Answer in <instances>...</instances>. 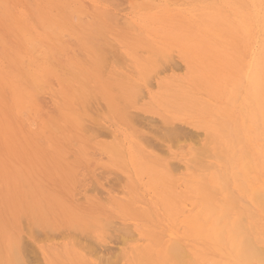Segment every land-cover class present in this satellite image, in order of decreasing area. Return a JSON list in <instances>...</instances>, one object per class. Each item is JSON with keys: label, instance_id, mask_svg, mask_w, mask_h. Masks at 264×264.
Returning <instances> with one entry per match:
<instances>
[{"label": "rangeland", "instance_id": "374dc122", "mask_svg": "<svg viewBox=\"0 0 264 264\" xmlns=\"http://www.w3.org/2000/svg\"><path fill=\"white\" fill-rule=\"evenodd\" d=\"M18 1V2H17ZM15 3H17V4H13L14 3V0L13 1H10V2H8V0L6 1V0H4V2H8L7 4L6 3H4V2H2V1H0V2H2L3 4H6V6L9 4V3H11V4H9L8 5V7L10 6V8H12V9H16V10H12V9H10V10H12L11 11V16H10V14L9 15H6V17L5 16H2L4 13H6V14H8V13H10V11H7L8 9V7L7 8H5L6 6L4 5V7H2L1 6V3H0V8H2V10L5 8V10H3L1 13H0V15H1V17H0V21L1 22H3V23H1L0 22V42L2 43L3 42V45L2 44H0V47H2V48H0V50L2 51H0L1 53H0V60L2 61V63L0 62V73L2 74V75H0V78H1V76H2V78H1V80H0V99L2 100V101H4L3 103H1L0 102V113H2L3 114V118H2V114H0V118H1V120H0V264H9V263H11V262H13V261H11L10 262V260H9V262H8V260L7 259H11V258H9V255H10V253H14V252H17L18 250H16L18 247H19V249H20V245H22L23 247H24V245H26V244H18L19 242L20 243H22L23 241V243H25L26 241V243L28 244V247H24L23 249H28V250H32V251H28L27 250V252L26 253H23L24 251H26V250H22V246H21V249H20V254H21V256H22V259H23V261H24V264H40V262L39 263H37V261H38V259H41V263L42 264H81V262H82V264H99V262H102L103 261V259H104V261L102 262V263H100V264H108V263H110V261H111V263L110 264H114L115 262L116 263H118L119 264V262H117V261H119L120 259H122V260H120V264H139V262L140 261H138V259L137 258H139V260H141V261H143L142 262V264H150L151 262H150V260L151 261H154V262H158V264H173L172 262H173V260H171L173 257H174V259H175V256H174V253H173V249L171 250V252L173 253V255L170 253V251H169V253H170V255H168L167 254V251L166 250H170V248H167V247H170V246H172V245H169V242H171L170 240L171 239H174L176 236L177 237H179V240L180 241H178V242H180L179 244H180V249L181 250H183V251H185V249L187 250V252L185 251V256H186V262H188V263H186V264H190V260H188V259H190V258H192V259H194V260H198V257L200 258V260H198L197 262L199 263V264H209L208 263V261L210 262V264H211V260H213V258L211 259L210 258V256L211 257H214V258H216L217 260H218V262L219 263H226V261L227 260H225V257H227V256H225V257H221V256H224V254L226 255V252L223 254V252L224 251H227V250H229L231 247H229V245L233 242V240L230 238V234H226L227 233V231H226V229H224V233H225V235H224V242L222 241L221 243L219 242V240L218 241H216V238L214 237V234H213V229H215V230H218L219 228H217L218 226V224H219V226H220V228H222L221 226L224 224L225 226L224 227H226L227 226V228L228 229H232L233 231L236 229V228H238V224H236V225H234L235 223V220L237 219V221L238 222H240L241 223V221L242 220H245L246 219V222L245 221H243L242 223L244 224L243 226H245V231L244 230H241V229H238V231H240L241 230V232L239 233L240 235H241V233L242 232H244L247 236V238L248 239H250L251 240V238H252V240H253V242L257 245V246H260V247H262V248H264V204L262 203V206H261V204L259 205V203H260V201L258 200V199H256V198H253L252 196H251V194L252 193H254L255 191L257 192L258 190H262V188L264 187V163H263V160H264V124H263V122H262V115H261V113H258V108H257V105H256V103H254L253 101H251L252 99L250 98V96L247 94V90H246V83H245V79L243 78V77H241V75H243L242 74V72H240L241 71V69H242V65H243V67L244 66H247V64H249L250 62L252 63L254 60H256V59H258V61H259V65H260V67L263 69V71H262V69H260L261 71V74L262 75H264V55H263V53H262V50L264 49V1L263 0H258V2L256 3V6H255V4H254V2L256 1V0H252V1H250V0H241L242 2H243V4H242V2L241 1H239V0H222V2H221V0H203V1H201V0H166L165 2H164V0H150L151 2L150 3H153V4H145V6L146 5H148V6H144V8H143V4L141 5V6H139L138 5V8H136V5H137V3L136 4H134L135 5V7H133L131 4L134 2L135 3V1L136 2H142V1H149V0H134V1H129V0H127V1H125L124 0V2L123 3H121V1L119 2V0H118V2H116L117 0H113V2L112 1H108V0H106V2H105V0H84L83 2L84 3H88V4H90V6H91V9L89 10V8H85L84 7V9L85 10H83L82 8H83V2L81 3V2H79V5L80 4H82V7H81V9H80V7H79V5H78V3H77V5L75 4V3H73V6H71L72 5V2H77L76 0H73V1H64L63 0V3L62 2H58V1H62V0H56L59 4H52L51 2H55V1H51V0H49V3L51 4V9H49L50 8V6H48V5H50L49 3H48V5H46L47 4V2H46V0H33V2H34V4H33V2H31V1H29V0H27V1H23V0H17ZM38 2V4H39V6H38V4L36 3V2ZM80 1V0H79ZM86 1V2H85ZM91 1V2H90ZM99 1V2H98ZM172 1V2H171ZM179 2V3H181V5L179 4V3H175V2ZM190 1V2H189ZM212 1V2H211ZM246 1V2H245ZM27 2V3H26ZM36 7V8H38L36 11H33L32 12V10H33V8H34V6L33 5H31V3ZM71 4H70V3ZM101 2V3H100ZM103 2V3H102ZM112 4L111 6L109 5L110 3ZM125 2H126V5H125ZM223 2H225V3H227V4H223ZM239 2V3H238ZM22 3V4H21ZM61 3L64 5V3L65 4H68V5H66L65 7H69L70 8V6L72 7V9L75 7V10L73 9L72 10V14H73V11L75 12V15L73 14L71 17H72V19L70 18V15H71V13H70V15H69V13H67V12H69V10H64L62 7H64V6H62L61 5ZM93 3V4H92ZM105 3V4H104ZM116 3H119L118 5L120 6V8H119V6L118 7H116L117 5H115ZM130 3V4H129ZM145 3V2H144ZM155 3V4H154ZM160 3V4H159ZM172 3V4H171ZM203 3V4H202ZM217 3V4H216ZM246 3H248V4H246ZM29 4V5H28ZM87 4V5H88ZM113 4H114V6H113ZM123 4V5H122ZM141 4V3H140ZM185 4H187L186 6H185ZM239 4V5H238ZM257 4H259V5H257ZM263 4V5H262ZM18 5V6H17ZM21 5H23V6H21ZM31 5V6H30ZM45 5V6H44ZM58 5V6H57ZM61 5V6H60ZM75 5V6H74ZM87 5H85V6H87ZM98 6V7H100L101 9H106V11L108 12H106L105 10L103 11V12H98L99 14H97V12L95 11V10H97V9H95V8H97V7H94V6ZM155 5H157V7L155 6ZM200 5V6H199ZM205 5V6H204ZM214 5H217V6H214ZM226 5V6H225ZM230 5V6H229ZM243 5V6H242ZM247 5V6H246ZM261 5V6H260ZM33 7V8H31L30 9V7ZM48 6V7H47ZM53 6V7H52ZM124 6V7H123ZM149 6H151L150 8H148ZM164 6V7H163ZM175 6H177V7H175ZM186 8H185V7ZM187 6H189V7H187ZM192 6H194V8L192 7ZM15 7V8H14ZM59 7H61L60 9H59ZM76 7H78V9L76 8ZM88 7V6H87ZM93 7V8H92ZM123 7V11H121L122 8ZM142 7V8H141ZM162 7H163V9H162ZM197 7V8H196ZM199 7L200 8H203V9H200L199 10ZM213 7V8H212ZM223 7V8H222ZM235 7H237V8H235ZM240 7V9L238 10V8ZM243 7V8H242ZM248 9H247V8ZM257 7V8H256ZM24 8V9H23ZM27 8V9H26ZM109 8H110V10H109ZM128 9V11H127V9ZM132 8V9H131ZM159 8V9H158ZM176 8V9H175ZM192 8V9H191ZM208 8V9H207ZM220 8H222V9H224V10H222V9H220ZM232 10H230V9ZM263 8V9H262ZM25 9L27 10V11H25ZM60 12V13H58V11ZM80 9V10H79ZM108 9V10H107ZM114 11H112V10ZM131 9V10H130ZM146 9V10H145ZM149 11H148V10ZM189 9V10H188ZM213 9V10H212ZM215 9H217V11H215ZM234 9V10H233ZM245 9V10H244ZM31 10V11H30ZM39 10H41L42 12H40ZM55 10V12H53ZM91 10H93L92 12H91ZM117 10H119V11H117ZM144 10V11H143ZM173 10V11H172ZM184 10V11H183ZM188 10V11H187ZM202 10V11H201ZM242 10V11H241ZM5 11H7V12H5ZM78 11V12H77ZM90 11V12H89ZM126 11V12H125ZM132 11V12H131ZM162 11H163V13H162ZM165 11V12H164ZM170 11H171V13L172 14H170ZM201 11V12H200ZM204 11V12H203ZM227 14L228 13V15H225V13ZM263 11V12H262ZM39 12V13H38ZM52 12V13H51ZM61 12H63L64 14H62ZM109 16H107V15H105L104 17L106 18V20L108 19H110V24H111V27L113 26V28H111L110 26H109V22L107 23V22H105V19L103 18V16L102 15H104L105 13ZM114 13V14H116L115 15V18H113V17H111L110 18V15H112V14H110V13ZM157 12H159L158 14H156ZM169 12V13H168ZM178 14H176V13ZM195 12V13H194ZM198 12V13H197ZM209 12V13H208ZM213 12V13H212ZM245 12H247V13H245ZM3 13V14H2ZM20 13V14H19ZM24 15V17H23V15ZM27 13H29V14H27ZM36 13V14H35ZM38 13V14H37ZM54 13V14H53ZM77 13H81L80 14V16H83L84 15V13L85 14H87L86 15V17H85V15H84V19L82 18V17H80L81 19H83V20H80V21H83L84 23L86 22H88L89 23V25H90V23L92 22V19H94L93 20V22L91 23V24H93V23H95L94 24V26H96V27H94L93 25L90 27V28H96V30L94 31V32H96L97 34H95V33H93L92 31H93V29H92V31H91V29L90 28H88V27H86L85 25H86V23H85V25H84V23L82 22V24L84 25V27L82 26L81 27V25H78V22H79V24H80V21H79V19L80 18H78L77 19V17L75 18V16L76 15H78ZM83 13V14H82ZM101 13H103L102 15H100ZM167 13V14H166ZM190 13V14H189ZM201 15H200V14ZM229 13L231 14V15H229ZM13 14H17L15 17H14V15ZM44 15V17H42L43 15ZM47 14V15H46ZM66 14H68V16L66 15ZM92 16H91V15ZM110 14V15H109ZM137 14V15H136ZM139 14V15H138ZM160 14V15H159ZM163 15V17H161L162 15ZM166 14V15H165ZM175 14V15H174ZM205 14V15H204ZM209 14V15H208ZM216 14V15H215ZM28 15H31L32 16V18H31V16H28ZM40 15H42L41 16V18L43 19V21H42V26H41V24H40V22H39V20H41L40 19V17H38V16H40ZM52 15V16H51ZM56 16L57 18H56V20H55V17H53V16ZM64 15L66 16V17H64ZM117 15H119L118 17H121V18H117V20H116V16ZM136 15V16H135ZM146 15V16H145ZM151 15V16H150ZM169 15H172V16H169ZM174 15V16H173ZM179 15L180 16H182V17H180L181 18V21H180V18H179ZM191 15V16H190ZM200 15V16H199ZM220 16V15H222V16H220V17H222V18H224L225 19V21H224V23H220L218 26L217 25H215V24H213V22L211 21V19H209V18H211V16ZM243 15V16H242ZM36 16V17H35ZM91 19V17H92V19L91 20H89V21H87L86 20V18L88 19V17ZM91 16V17H90ZM123 16V17H122ZM129 16V17H128ZM142 16H144L143 18H142ZM148 16V17H147ZM151 18H150V17ZM152 16H155V18H153L152 19ZM166 18H165V17ZM167 16H168V18H167ZM177 16V17H176ZM197 16V17H196ZM199 16V17H198ZM208 18H206V17ZM227 18H226V17ZM235 16V17H234ZM247 16V17H246ZM249 16V17H248ZM5 18V19H3V18ZM16 17H17V19L19 18V20H20V22H18V20L17 21H15L16 20ZM25 17H26V19L28 20H26L25 19ZM135 17V18H134ZM146 17V18H145ZM158 17V18H157ZM174 17H175V19H174ZM252 17H253V19H252ZM11 18V19H10ZM54 18V19H53ZM74 18L76 19V20H74ZM98 18V20H96V19ZM124 18H126V19H124ZM138 20H137V19ZM147 18H148V20H147ZM152 20V21H154V22H152L150 19ZM165 18V19H164ZM173 18V19H172ZM187 18H188V20H187ZM198 18V19H197ZM237 18V19H236ZM248 18V19H247ZM12 19H13V21H12ZM23 19V20H22ZM32 19H34V21L32 20ZM49 19V20H48ZM52 21H51V20ZM129 19V22H131L132 24H133V27H134V25H135V29L137 30V32H136V30L132 27V29L130 28L131 27V25H130V27H128V29H127V27H126V24H128L129 22L128 21H126V20H128ZM157 20V21H155V20ZM161 19V22L159 21ZM168 19H169V21H168ZM193 19H195V22H194V20ZM207 19V20H206ZM244 19H246V20H244ZM5 20V21H4ZM31 20H32V22H31ZM48 20V21H47ZM60 20H62V21H60ZM78 20V21H77ZM113 20V21H112ZM122 20H124V21H122ZM166 21V23H165V21ZM187 21L188 23V25H190V26H194L195 25V27H185L184 25L186 24V22L185 21ZM199 20V21H198ZM232 20V21H231ZM257 20V21H256ZM12 21V22H11ZM76 21V22H75ZM95 21V22H94ZM98 21V22H97ZM115 21V24H117V22H118V25H119V22H121L122 21V23L118 26H115V24L114 23H111V22H114ZM163 21V22H162ZM173 23H172V22ZM206 21H209V22H206ZM242 21H244V25L245 26H243L242 24H243V22ZM254 21V22H253ZM21 23L23 26H21L20 24H18V26H21V28L23 27V29H25L26 28V32L28 33V31H29V33H30V35L32 34L33 35V40L31 41V40H27L28 42H30V45H33L34 47H37L38 46V43H37V46H35V44L33 43V42H40V40H41V45L42 44H46L47 46H54L55 47V49L56 48H58V51L59 52H61V49L62 50H64V51H66L67 52V49H69L68 50V52L70 53V54H72L71 55V57L69 56V58L71 59V58H74V59H72V60H70L69 58H68V52H67V55L65 54V53H62L61 52V54H59L61 57L59 58V56L58 55H56V53L57 52H54L53 50H51V49H49V47H47L46 45H44V47H42L41 45H40V43H39V45L41 46V47H37V48H35L34 49V47H32V46H30V47H32V51H33V53H31L30 52V50H29V52L30 53H27L28 51V46H29V43L26 45V43H27V41L25 42L24 41V39H26V37H27V39L30 37V35H27V33H25L24 32V36H23V34L21 35V37H18L19 35H20V32L18 33V31L17 30H19L18 29V27H15L14 25H17V23ZM25 22V23H24ZM34 22V23H33ZM52 22H53V26L55 25V29L56 30H54V32L56 33V34H58V35H55L54 34V32H53V36H54V38H53V36H51L52 34V32L51 31H49V32H47L45 29L43 30V28H45L46 27V25L48 26L49 24H51L52 25ZM59 22H62L63 23V25H65V30H64V26H61L62 25V23H59ZM99 22H101L100 24H98V26H97V23H99ZM104 24H103V23ZM137 22V23H136ZM146 24H145V23ZM157 22V23H156ZM158 22H160V24L158 23ZM179 22H181V23H179ZM184 22V23H183ZM203 22V23H202ZM205 22V23H204ZM239 22V23H238ZM12 23V24H11ZM48 23V24H47ZM75 23V24H74ZM88 23H87V26H88ZM125 23V24H124ZM142 23V24H141ZM156 23V24H155ZM171 23V24H170ZM184 25H183V24ZM208 23H209V26H208ZM216 23V22H215ZM225 23H227V24H225ZM254 23V24H253ZM256 23V24H255ZM261 23V24H260ZM14 24V25H13ZM28 24V25H27ZM59 24H61V25H59ZM70 24V25H69ZM101 24H103V26L101 25ZM105 24H106V26H105ZM124 24V25H123ZM130 24V23H129ZM155 24V25H154ZM158 24V25H157ZM166 24V25H165ZM168 24H170V26H168ZM172 24H174V25H172ZM192 24V25H191ZM207 25V26H205V25ZM211 24V25H210ZM224 24V25H223ZM231 24V25H230ZM253 24V25H252ZM27 25V26H26ZM39 28H37L36 26ZM51 25H50V27H51ZM100 25V26H99ZM123 25V27H121ZM138 25V26H137ZM147 25V26H146ZM178 25V26H177ZM223 25V26H222ZM227 25V26H226ZM230 25V26H229ZM239 25V26H238ZM247 25H249V28H250V32L249 33H246L245 32V30H246V26ZM35 28H34V27ZM70 26V27H69ZM78 26H80L81 28H82V31H86L84 28H87V34L88 35H92L93 34V36H97L96 37V39H99L100 37L102 38V37H104L106 40H109L110 39V42H111V44L114 42L117 46H116V48H117V50L119 51V52H117V50H114L115 49V46H113L112 47V50L113 51H116L119 55V58L121 57L120 55H123L122 57L123 58H126V60L125 59H123L122 57H121V60L125 63H123L122 61H120V59H118L117 60V54H116V57L117 58H115V61L113 60V58L111 57V56H109V57H111L112 58V60L110 59L109 61H107L109 58H108V56H107V58L108 59H106V58H104V56L106 57V52H111L112 53V51L111 50H109L108 51V47H106L105 45H107V46H109L107 43H110L109 41H107L106 42V40H104L103 38H102V42H104V43H102L101 41H98V42H101L102 43V45H104L103 47H104V49H105V51L106 52H104L103 53V51L104 50H102V45L100 44H98V49L100 48V46H101V50H102V53L104 54V55H102V53L101 54H99V55H101L100 56V61H101V58L103 59V61L104 60H106L108 63V65L106 64V61H104V63L102 64V65H107L108 66V68H103V67H105V65L102 67V69L101 68H97V67H101V66H99L100 64H98V65H96V62L98 63V60H96V59H98V55L95 53V51H98L96 48V50L95 51H93L94 50V43H93V45L91 46L90 44H89V46H91L92 48H90L89 46H87V47H89V49L87 50L86 48H83V47H86L85 45L87 44L88 45V43H89V38H90V40H92L93 41V36L91 37H89L85 32H84V35H83V38H88V40H85L84 39V41L86 42V44H85V42L82 40V42L85 44H82V42H81V44H80V41H81V39H82V37H80L81 36V34H80V29L78 28ZM125 26V27H124ZM158 26V27H157ZM187 26V25H186ZM199 26V27H198ZM221 26V27H220ZM243 26V27H242ZM263 26V27H262ZM13 27H15V28H13ZM147 27H149V29L147 28ZM162 27V28H161ZM168 27H169V29H168ZM171 27V28H170ZM177 27H178V30H177ZM179 27H181V28H179ZM197 27V28H196ZM204 27H205V29H204ZM211 27H214V29L213 28H211ZM217 27H218V29H217ZM228 28L227 30L228 31H231V33L230 32H228L226 29H224V28ZM255 27V28H254ZM262 27V28H261ZM31 28V29H30ZM41 28V29H40ZM62 28V30H60ZM71 28H72V30H74L75 32L77 31L78 32V34L76 35L75 34V32L74 31H71ZM101 28H105L104 29V31H105V33L103 34V32L101 31L102 29ZM159 28H161V29H159ZM192 28V29H191ZM199 28V29H198ZM220 28L222 29V30H220ZM2 29V30H1ZM13 29H15V30H13ZM30 29V30H29ZM51 29V28H50ZM52 29H54L53 27H52ZM57 29L58 30H60L59 31V33L57 32ZM90 29V30H89ZM99 29H101V30H99ZM143 29V30H142ZM152 29V30H151ZM181 29V30H180ZM183 29H184V31H183ZM202 29H204L205 31H203ZM241 29V30H240ZM262 29V30H261ZM22 30V29H21ZM66 30L69 32L68 33V35L71 37H69L68 35H67V32H66ZM159 30V31H158ZM166 30V31H165ZM169 30V31H168ZM192 30H193V32H192ZM195 30H198V31H195ZM199 30H200V32H199ZM206 30H207V34H206ZM209 30H210V32L213 34H210V32H209ZM212 30V31H211ZM224 30H226V32H221V31H224ZM244 30V31H243ZM254 30V31H253ZM36 31H37V33H36ZM81 31V32H82ZM99 31H101L100 33H98ZM130 31V32H129ZM169 32V34H168V32ZM176 31V32H175ZM185 32V34H183V33H181V32ZM195 31V32H194ZM237 33H236V32ZM240 31V32H239ZM12 32L13 33H15V34H17V35H13L12 34ZM35 32V33H34ZM44 32V33H43ZM51 32V33H50ZM63 32L64 34H62V35H65V36H62V35H60L61 33ZM134 32V33H133ZM139 32V33H138ZM142 32H143V34H142ZM147 32V33H146ZM154 32V33H153ZM164 32L167 34H164ZM173 32V33H172ZM178 32V33H177ZM189 32V33H188ZM203 32V33H202ZM209 32V33H208ZM232 32H233V36H238L239 38H237V37H235L234 38V40L235 41H233V39L231 40V42H234V44L233 45H235V42H236V45L234 46V48L231 46V43L230 42H226V40H227V38L229 37V39L228 40H230V36H231V34H232ZM5 33H7V34H5ZM23 33V32H22ZM89 33H92V34H89ZM109 33V34H108ZM151 33V34H150ZM193 33V34H192ZM201 33V34H200ZM215 33V34H214ZM221 33H223V35L222 36H224L225 37V35H226V37L224 38V39H226V40H223V39H218V37L219 38H222L221 37V35H219V34H221ZM239 33V34H238ZM244 33V34H243ZM254 33V34H253ZM47 34V36H45V35ZM99 34L100 35H104V36H99ZM106 34V35H105ZM108 34V35H107ZM139 34V35H138ZM147 34H149V35H147ZM153 34V35H152ZM160 34V35H159ZM163 34V35H162ZM178 34H179V36H178ZM189 36H188V35ZM196 34H200L201 36L203 35V37H201V39L199 38L200 36H197ZM225 34V35H224ZM251 34V35H250ZM27 35V36H26ZM78 35H79V37H78ZM113 35V36H112ZM130 37H129V36ZM137 35V36H136ZM158 35H159V37H158ZM240 35V36H239ZM241 35H243V36H241ZM246 37H245V36ZM17 37V39H16V37ZM44 36V37H43ZM85 36V37H84ZM136 37V38H139V39H136V38H134V37ZM152 36V37H151ZM157 36V37H156ZM171 36V37H170ZM193 36H195V37H193ZM206 36V37H205ZM208 36V37H207ZM209 36H211V37H209ZM23 37V38H22ZM38 37H40V38H38ZM70 39H69V38ZM99 37V38H98ZM108 37V38H107ZM164 37V38H163ZM170 37V38H169ZM186 37V38H185ZM214 37V38H213ZM218 39H216V38ZM246 39H245V38ZM2 38V39H1ZM42 38V39H41ZM47 38V39H46ZM69 40H68V39ZM117 38L119 39V40H117ZM127 38H128V40L130 41L131 40V42L132 41H134V42H132V43H130L129 41H127ZM202 38H204V39H202ZM231 38H233L232 36H231ZM14 39V40H13ZM19 39V40H18ZM50 39H52V40H50ZM54 39H55V41L56 42H54ZM65 39V40H64ZM72 39H73V41H72ZM80 39V40H79ZM142 39V40H141ZM147 39V40H146ZM158 39V40H157ZM168 39V40H167ZM194 39V40H193ZM209 39V40H208ZM210 39H212V40H210ZM240 39H242L243 40V43H242V40H240ZM251 39H252V41H251ZM263 39V40H262ZM8 40V44H9V46H7L6 45V41ZM39 40V41H38ZM42 40H44V41H46V43L44 42L43 43V41ZM68 40V41H67ZM101 40V39H100ZM104 40V41H103ZM141 40V41H140ZM145 40V41H144ZM174 40V41H173ZM185 40V41H184ZM198 42H197V41ZM203 40H205L204 42H202ZM221 40H222V43H221ZM238 40H240L239 42H237ZM69 41H71L70 43H68ZM77 41H79V42H77ZM91 41V42H92ZM95 41V40H94ZM97 41V40H96ZM124 42V43H127L128 45H130L131 46V48L128 46V45H126V44H123V43H120V42ZM143 41V42H142ZM150 44V46H152V47H149V46H147V48H146V46L145 45H148L147 44V42ZM158 41V42H157ZM164 41V42H163ZM173 41V42H172ZM191 41V42H190ZM206 41H208V42H206ZM211 41V42H210ZM227 43H225V42ZM263 41V42H262ZM5 42V43H4ZM20 42H21V44H20ZM57 42H60L62 45H64L63 47H62V45L60 46V45H58L57 44ZM67 42V43H66ZM77 43V44H73V43ZM97 42V43H98ZM156 42V43H155ZM174 42H176V43H174ZM178 42V43H177ZM247 42H249V43H247ZM253 44H252V43ZM255 42V43H254ZM32 43V44H31ZM47 43H50L49 45L47 44ZM56 43V44H55ZM96 43V44H97ZM106 43V44H105ZM146 43V44H145ZM157 43H159V44H157ZM162 43H163V45H162ZM166 43V44H165ZM180 43H181V45H183V44H185V45H183V46H181L180 45ZM188 43V44H187ZM200 43H202V44H200ZM218 43H220V44H218ZM240 43V45H241V49H240V45H238V44ZM263 43V44H262ZM4 44H5V47H4ZM71 44H73V45H75L74 47H73V45H71ZM115 44H112V45H115ZM135 46H134V45ZM139 44V45H138ZM141 44V45H140ZM173 44V45H172ZM177 44V45H176ZM179 44V45H178ZM186 44H187V46H186ZM204 44H205V46H206V48L207 49H205V46H204ZM207 44V45H206ZM210 44H212V48L209 46ZM215 44V45H214ZM223 44V45H222ZM229 44V45H228ZM79 45H81L80 47H78ZM133 45V46H132ZM168 45H169V48H168ZM174 48V52H171V50H170V53H172L173 55H174V57H176V58H172L173 57V55L171 56H169V54H168V51H169V49H170V47L171 46ZM190 45H192V46H190ZM218 45V46H217ZM15 46H17V49L15 48ZM53 46L51 47V48H53ZM72 46V47H71ZM97 46V45H96ZM142 47V46H145L144 48L142 47V48H139V47ZM163 47L164 46V48L162 49L161 47ZM189 46V47H188ZM194 46V47H193ZM207 46H209V47H207ZM217 48H216V47ZM222 46V47H221ZM224 46H227L226 48L224 47ZM231 46V47H230ZM66 47V48H65ZM110 47H111V45H110ZM132 47H136L135 49L134 48H132ZM158 47H160V49H158ZM192 47V48H191ZM204 47V48H203ZM214 47V48H213ZM228 47H230V49L228 48ZM239 47V49H237V48ZM15 48V49H14ZM43 48V49H42ZM76 50V54H75V51H74V49ZM150 48H152V50H153V52L154 51H156V53L154 52V53H152V50H149ZM173 48H172V50H173ZM179 48H180V50H181V48H182V50L180 51L179 50ZM184 48V49H183ZM187 48H189V49H187ZM200 49L199 51L197 50V49ZM227 48H228V50H227ZM233 48V49H232ZM263 48V49H262ZM34 49V50H33ZM44 50V51H42V50ZM54 49V48H53ZM73 49V50H72ZM77 49H79V50H77ZM92 49V50H91ZM99 49V50H100ZM107 49V50H106ZM129 49H131V50H129ZM137 49V51H138V49H139V51L141 50L142 52H140V53H138V52H136L135 50ZM165 49H166V51H165ZM168 49V50H167ZM191 49V51H193V52H191L190 51V53H188V51ZM195 49V50H194ZM208 49H209V51H208ZM212 51H211V50ZM215 49H216V51H215ZM221 49V50H220ZM224 49V50H223ZM245 49V50H244ZM14 50H16L18 53H19V55H22V56H24L25 58L24 59H26L27 61H28V64L27 65H25V67L23 66V64H25L24 63V60L22 61L23 62V64L21 65V66H23L22 68H21V66L19 65V63L21 62L20 60H22L23 59V57H21V56H17L16 55V51H14ZM36 50V52L37 51H39L40 52V54H42V57H41V61L39 60L40 59V56L41 55H39V56H35V57H39V58H35V57H33L32 55L34 54V51ZM47 52H46V51ZM50 50V51H49ZM91 50V51H90ZM160 50H162V51H160ZM178 50V51H177ZM186 50H188V51H186ZM206 52H205V51ZM220 50V51H219ZM235 50H237V52L235 51ZM241 50V51H240ZM243 50V51H242ZM248 50V51H247ZM251 50V51H250ZM42 51V52H41ZM52 51V52H51ZM55 51H57V50H55ZM130 51H131V53H130ZM159 51V52H158ZM175 51H176V53H178V54H176L175 53ZM187 52V55H186V52ZM16 52V53H15ZM50 52H51V54H53V53H55V55L57 56V59H58V61H61V63L64 61V63H63V65L65 64V66H67V64H68V66L69 67H71L70 69L72 70L73 68H74V70H76V68H78L76 71H77V74H78V72L79 73H81L80 74V76L79 77H81L82 79H83V77L84 76H82L83 74L85 75V72H86V76L88 75V77H84V78H86L85 79V84H83V85H85L84 86V88L86 87V86H88V85H90L91 87L89 88H87L88 90L90 89V90H93V91H91L92 93L94 92H97L96 93V95L97 96H100L102 99H103V97H104V99L102 100H100V103L103 105V106H105L106 107V109H105V107H103L102 106V108H101V105H100V107L99 106H96L95 107V105H98V100H99V98L100 97H98V98H96V99H98L97 100V103L96 102H94L93 103V101H95V98H93V96H95V95H93L91 92L90 93H88V94H92V95H90V96H88V94L86 95L85 93H86V90L87 89H83L82 88V82L83 81H77V80H72L71 78H72V74H75L76 72H71V73H69V70L68 69H63V68H66V67H64V66H62V64L61 63H59L61 66L60 67H63L62 68V70L60 71V67L59 66H57L56 68L58 69V71L56 70V68H54L55 69V76L56 77H58L61 73L60 72H62V74H63V71L64 70H67V72H68V74L66 73V71H64L67 75H69L70 74V76H71V78H67V80L68 79H71L72 81H75V82H69L70 84H72V85H68V84H66V82L68 83V81L66 80V82L65 83H62V82H64L63 80H61V77H60V79H58V78H56L55 76H53V72H54V69L52 70V68L53 67H55V66H52V65H50V64H53V63H50L51 61V59L50 60H47V57L49 58V54H50ZM58 52V53H59ZM83 53V56H82V54L81 53ZM85 52V53H84ZM93 52H94V54H93ZM98 52H101V51H98ZM109 52V53H110ZM147 52H149V53H147ZM160 53L159 55H160V57H163V58H158L159 57V55H158V53ZM164 52V53H163ZM181 53V56H180V53ZM183 52V53H182ZM196 52V53H195ZM202 52V53H201ZM204 52H205V54H204ZM215 52H217V54L215 53ZM219 52V53H218ZM227 52V53H226ZM230 54H229V53ZM241 52H243L242 54H241ZM246 52V53H245ZM4 55H3V54ZM13 53H15V55L13 54ZM24 53V54H23ZM48 53V54H47ZM77 53H78V55H77ZM86 53H88V54H86ZM109 53H107V55H109ZM130 53V54H129ZM133 53V54H132ZM147 53V54H146ZM154 54V55H152V54ZM168 54V56H167V54ZM207 53H209L208 55H210L211 56V58H210V56H207ZM213 53V54H215V55H211V54ZM255 53V54H254ZM95 54H96V56H95ZM148 54H151L152 56H157L158 55V57H156L155 56V59L156 60H154V57H153V59L152 58H150V55H148ZM164 54H166V56L169 58H167L166 57V59H168V60H172L173 62H171V64L172 63H175V68L176 69H179L180 67H176V66H183V70L181 71V70H174V68H171V64H170V61H168L169 63H165L166 64V66L165 65H163V66H165V69H163L164 67L163 66H161L162 65V63L164 64V61H166L165 59H164ZM189 54H190V56H189ZM194 54V55H193ZM199 55V57H206V58H208V59H206V58H199L198 56H196L195 57V55ZM221 54V55H220ZM223 54V55H222ZM224 54H226V55H224ZM244 54V55H243ZM260 54V55H259ZM36 55V54H35ZM45 55V56H44ZM67 56V58L66 59H68V61L66 60V59H63V58H65L66 56ZM79 55H81V57L79 56ZM91 57H89V56ZM113 55V54H112ZM144 55V56H143ZM163 55V56H162ZM177 55V56H176ZM185 55V56H184ZM201 55V56H200ZM203 55V56H202ZM237 55V56H236ZM258 55V56H257ZM6 57V58H4V57ZM31 56V57H30ZM52 56V55H51ZM50 56V57H51ZM78 56V57H77ZM115 55H113V57H114ZM179 56V57H178ZM194 56V57H193ZM230 58H229V57ZM263 56V57H262ZM21 57V58H20ZM63 57V58H62ZM83 57L85 58V59H83ZM89 57V58H88ZM140 57H141V59H140ZM172 59H171V58ZM178 57V58H177ZM193 57V58H192ZM199 59H198V58ZM215 59H214V58ZM224 57V58H223ZM225 57H227V58H225ZM240 57V58H239ZM243 57V58H242ZM247 57V58H246ZM258 57V58H257ZM13 59V61H12V59ZM55 57H52V59H54ZM61 58H62V60H61ZM76 58V59H75ZM88 58V59H87ZM95 59L96 60V62L95 61H93V59ZM181 58V59H180ZM184 58V59H183ZM188 58V59H187ZM191 58V60L189 61V59ZM222 58V59H221ZM231 58H233L234 60H232ZM32 60L33 62H34V64H33V62L32 61H30V60ZM46 60V62H47V65H49V66H47L46 65V63H44L45 61L44 60ZM139 59V60H138ZM161 59H163L164 61L161 63L159 60H161ZM185 59H186V61H185ZM202 59V60H201ZM244 59V60H243ZM15 60V61H14ZM25 60V61H26ZM36 60V61H35ZM79 60L81 61V63L79 62ZM89 60H91V61H89ZM129 62H128V61ZM158 60V62L161 64V65H159L156 61ZM196 60V61H195ZM210 62H209V61ZM215 60V61H214ZM26 61V62H27ZM44 61V62H43ZM54 61H55V59H54ZM54 61H52V62H54ZM66 61H67V63H66ZM102 61V62H103ZM112 61V62H111ZM120 61V62H119ZM127 61V62H126ZM132 61V62H131ZM138 61L139 62H141L142 61V66H140V64L141 63H138ZM162 61V60H161ZM176 61V62H175ZM181 61V62H180ZM184 61H185V63H184ZM189 61V62H188ZM195 63H194V62ZM203 61V62H202ZM212 61H213V64H212ZM232 61V62H231ZM4 62V63H3ZM12 62V63H11ZM14 62V63H13ZM71 62V64H69ZM76 62V63H75ZM101 62V63H102ZM122 62V63H121ZM136 62V63H135ZM154 62H156V63H154ZM167 62V61H166ZM183 62V63H182ZM191 62V63H190ZM17 64V66H16V64ZM48 63H50V64H48ZM55 63H58L57 61H55L54 62V64ZM72 63H73V66H71L72 65ZM84 63V65H86V66H84V65H82ZM95 63V64H94ZM110 63H111V65H110ZM115 63H116V65H115ZM179 63V65H177ZM199 63V64H198ZM226 63V66L224 65V64ZM53 64V65H54ZM80 65L79 67L77 66V65ZM124 64V65H123ZM167 64H169V66L167 65ZM181 64V65H180ZM189 64H191V65H189ZM208 64V65H207ZM212 64V65H211ZM217 66H216V65ZM221 64V65H220ZM29 65V66H28ZM31 65V66H30ZM36 66V67H34V66ZM58 65V64H57ZM90 65V66H89ZM93 65H95L96 67H94ZM122 65V66H121ZM151 65V66H150ZM196 65V68L195 67H193V66H195ZM205 65H207V69H206V66ZM215 66V68H212V67H214ZM228 65V66H227ZM38 66H40L39 68L42 70V71H44V68H41V67H45L46 68V70L47 71H44L43 73H46L47 75L49 74L48 72H49V70H50V68H48V67H50V66H52L51 67V71H50V74L52 73V76H53V78H52V76H50V75H46L48 78L50 77V81H46V80H49V79H46L47 77L42 73V71H39V68H38ZM68 66H67V68H68ZM76 66V67H75ZM83 66V67H82ZM106 66V67H107ZM181 66V67H182ZM192 66V67H191ZM209 66V67H208ZM220 66V67H219ZM28 69H27V68ZM73 67V68H72ZM110 67V68H109ZM112 67V68H111ZM123 67V68H122ZM136 67V68H135ZM142 67H144L143 68V70H142V68L140 69V68ZM158 67H159V69H158ZM163 67V68H162ZM166 67H168V68H170V69H168V68H166ZM173 67V66H172ZM203 69H202V68ZM205 67V68H204ZM228 67H230V68H233V69H237V70H232V69H230V68H228ZM241 67V68H240ZM21 68V69H20ZM24 68V69H23ZM48 68V69H47ZM125 68V69H124ZM128 68V69H127ZM131 68V69H130ZM154 68L156 69V70H160V72H161V75H159L160 73L158 72V73H156V75H154L155 73H152L155 77V79L154 78H150V76L152 75V74H150V75H148L147 74V72H145V70H147L148 72H154L153 70H154ZM162 68V69H161ZM190 68V69H189ZM195 68V69H194ZM200 69V71H199V69ZM210 68V69H209ZM26 69L28 70V74H27V76L25 75L26 74ZM31 69H33V70H31ZM34 69H35V71H34ZM95 69V70H94ZM96 69H98V71L99 70H102V72H103V70L104 69H106L107 71H105L104 73V75L103 76H105L104 77V79H103V76L101 75L102 74V72H98ZM108 69H109V71H108ZM117 69V70H116ZM128 71H127V70ZM167 69V70H166ZM182 69V68H181ZM188 69H189V72H188ZM203 71H202V70ZM211 69H213L214 71H212ZM13 70V71H12ZM21 72H19V71ZM25 70V71H24ZM29 70H31V71H29ZM110 70H112V71H110ZM134 70H135V72H134ZM138 70V71H137ZM161 70H163V71H161ZM164 70H165V72H164ZM170 70V71H169ZM5 71H7V72H5ZM53 71V72H52ZM60 71V72H59ZM73 71V70H72ZM191 71H193V72H191ZM210 71V72H209ZM227 71V72H226ZM10 72H12V73H10ZM18 72V73H17ZM30 72V73H29ZM57 72H59L60 74H58ZM84 72V73H83ZM92 74H91V73ZM106 72H107V74H106ZM114 72V73H113ZM141 72V73H140ZM145 72V73H144ZM163 72H164V75H163ZM201 72V73H200ZM218 72V73H217ZM13 73L15 74V75H13ZM17 73V74H16ZM40 73H42V74H39ZM64 73V74H65ZM83 73V74H82ZM144 73V74H143ZM175 73V74H174ZM189 73V74H188ZM191 73H192V75H193V78L191 77ZM200 73V74H199ZM204 73V74H203ZM217 73V74H216ZM219 73H220V75H219ZM225 73V74H224ZM239 73H240V75H239ZM29 74H34V77L36 76L37 77V79L39 80V83L37 84L36 82H38L37 81V79L36 78H34L33 76H31V77H33L34 78V80H36V81H34L33 82V86H35L36 88L35 89H31V88H29V87H31L32 86V81H33V79L30 77V79H29ZM36 74V75H35ZM76 74V75H77ZM100 74V75H99ZM123 74H126V75H123ZM143 74V75H142ZM147 74V75H146ZM209 74V75H208ZM229 74H232V75H235V76H230ZM4 75H5V77H4ZM13 75V76H12ZM19 75V76H18ZM41 75H43V77H40ZM79 75V74H78ZM77 75V76H78ZM91 75V76H90ZM98 75L101 77V78H99L98 80H97V78H98ZM114 75H115V77H114ZM138 77H137V76ZM140 75H142L143 76V79H142V76L140 77ZM175 75V76H174ZM189 75V76H188ZM194 75L196 76L195 78H198V79H194ZM199 75V76H198ZM219 75V76H218ZM227 75L230 79H228V82H227V78L225 77V76ZM46 78H45V77ZM66 76V75H65ZM65 76H64V78H65ZM77 76H75V78L74 79H76V77ZM108 76V77H107ZM128 76V77H127ZM133 76V77H132ZM148 76V77H147ZM173 76V77H172ZM209 76V77H208ZM11 77V78H10ZM15 77H17V78H15ZM73 77H74V75H73ZM93 77V78H92ZM144 77H146L148 80H150V79H154L153 81L151 80V81H147V84H149L150 82H152L153 83V85H155V88H152L151 86H152V84H151V86L149 87V86H147V84H146V78H144ZM151 77H153V76H151ZM157 77V78H156ZM159 77H160V79H159ZM205 79H204V78ZM232 77V78H231ZM240 78L241 80H242V78H243V83L245 84H243L242 85V83H241V81L239 82V83H241V87H240V85L238 84V86H239V89H240V96H238V95H236L237 94V92H239V91H237V90H235L234 88H232V86L233 87H235L234 85L236 84L237 85V82L239 81V79H237V78ZM262 77H264V76H262ZM7 78V79H6ZM44 78V79H43ZM56 78V79H55ZM78 78V77H77ZM80 78V79H81ZM87 78H89V79H87ZM133 78V79H132ZM141 78V79H140ZM171 78V79H170ZM189 78H192V79H189ZM5 81H4V80ZM24 79V80H23ZM32 79V80H31ZM62 79H63V77H62ZM92 79V81H90ZM95 79V80H94ZM103 80V83L102 82H100L101 80ZM106 79V80H105ZM107 79H109L110 81H111V83H115V84H117L116 86V91H115V89H114V91H111V90H113V89H111V88H114L115 87V85H114V87H113V84H112V87H110V85H111V83L110 82H106V81H108ZM162 79H163V82H162ZM176 79V80H175ZM196 81H198V83L201 85H199V84H196V82L194 81V80ZM202 79V80H201ZM220 79V80H219ZM232 79H233V81H232ZM20 80V81H19ZM28 80V81H27ZM41 80V81H40ZM59 80H61L60 82L57 81ZM84 80V79H83ZM86 80H88V81H86ZM126 80V81H125ZM143 80V81H142ZM165 80V81H164ZM169 80V81H168ZM206 80H207V82H206ZM214 80V81H213ZM226 80V81H225ZM236 82H235V81ZM5 82V84H4V82ZM23 81V82H22ZM42 81H46V83L47 82H50V84L48 83V84H46L45 82H42ZM53 81V82H52ZM97 81V82H96ZM191 81H193V82H191ZM209 81V82H208ZM219 81V82H218ZM232 81V82H231ZM6 82H7V85H6ZM17 82V83H16ZM20 82V83H19ZM29 82V83H28ZM79 84H78V83ZM80 82H81V85H80ZM156 82V83H155ZM166 82V83H165ZM171 82H172V84L174 85H172L171 84ZM184 82H186V83H184ZM188 82H189V84H188ZM215 86H213L211 83ZM214 82V83H213ZM215 82H216V84H215ZM235 82V83H234ZM15 83V84H14ZM54 83H55V85H54ZM59 83H61L62 84V86L59 84ZM93 83V84H92ZM99 83H102V84H100L99 85ZM104 83H105V85H104ZM145 83V84H144ZM167 83H169V84H167ZM202 83V84H201ZM206 85H205V84ZM228 83H230V86H229V84ZM232 83V84H231ZM14 84V85H13ZM25 84H31V86H27V85H25ZM76 84V85H75ZM118 84H120V86L122 85V84H124V85H127L126 87L127 88H124V86L122 85L121 87H123V88H118ZM159 84V85H158ZM193 86H192V85ZM224 85V87L222 86V85ZM228 84V85H227ZM40 85V87H41V85H44L45 87L42 89V91H41V89H39L40 87H38ZM49 85V86H48ZM58 85V86H57ZM80 85V87H81V89L79 90V91H85V96H83L82 98H85V97H92L91 98V100H90V98H89V100H88V102H90V103H92L93 105H91L90 104V107L92 108H90L89 109V111H88V109H87V107L89 106V103H87L88 104V106H86V113L87 112H93V109H96V110H98V109H101V111L100 110H98V111H94V113H90L92 116H94L95 118H94V120H93V117L92 116H89L90 114L88 113V115L87 116H89L88 118L89 119H86V117H84L85 115H82V112L83 111H85L84 110V106L82 107V112L80 111V115H82L86 120H88L87 122L88 123H86V121H85V124H87V126H84V128H86L87 127V129H89V128H91L92 130H93V128H94V130L96 129V127L98 128V131L100 132L101 130H102V132H100L99 134H102L103 133V131L104 130H107V129H109V130H107V131H109V132H111V131H113V132H111V133H109V132H107V131H104V133H106V134H110L109 136L108 135H106L107 137H109V139L108 138H106V136L104 135V133L102 134L103 135V137H101L99 134H98V131L97 130H95L96 132H97V134L99 135H97V136H95V135H93V136H95V138L93 139V140H90V138H93V136H92V134H93V131H90V133H89V131L87 130V133L85 134V132H83V131H81L82 130V128H78L77 126H80L81 124H79V123H81V120L83 121V120H85L84 118L83 119H81L80 120V122L78 123L79 125H77V122L74 120V119H71V118H73L74 117V115L76 116V113H74V115L72 114V112H74L73 110L76 108L75 107V104L73 103V102H75V96L77 95V96H80V95H78V94H73L72 93V91L74 90V89H78V88H76V86H79ZM105 86V88H101L102 86ZM165 85V86H164ZM211 85V86H210ZM4 86H5V88H4ZM16 86H18L17 88H16ZM32 86V87H33ZM106 86H109V88L111 89H109V88H106ZM146 88H145V87ZM159 86V87H158ZM180 86V88H179V90H178V87ZM189 86V87H188ZM222 86V87H221ZM11 87H12V89L13 90H15V91H13L12 89H11ZM22 87H25V88H22ZM62 87H64V89L66 90V92L64 91V89L62 88ZM70 87H72V89L70 88ZM134 88V87H136V89H132V88ZM161 87H162V89H161ZM184 87V88H183ZM197 87H199V88H197ZM209 87V88H208ZM226 87H227V89H226ZM232 89H231V88ZM244 87V88H243ZM1 88H2V90H1ZM7 88V89H6ZM34 88V87H33ZM42 88V87H41ZM60 88V89H59ZM62 88V89H61ZM69 90H68V89ZM74 88V89H73ZM100 88V89H99ZM137 88H142L143 89V91L144 92H146V94H147V90L149 91L150 89V91H149V95H146L145 96V94H143L144 92H142V93H140L139 92V90L137 89ZM164 88H165V90H164ZM166 88H168V89H166ZM201 88V89H200ZM209 89V90H207V89ZM211 88H212V90H211ZM236 89H238L237 88V86L235 87ZM7 90V91H5V90ZM23 89H25V90H23ZM27 89H31L33 92V94L31 93V90H30V93H31V95H32V98L33 99H27V98H29L30 96L29 95H27V94H29V90H27ZM57 89V90H56ZM122 90V91H120V90ZM126 89H128V90H126ZM129 89H130V91H132L133 93H131L130 91H129ZM141 89V90H142ZM160 89V90H159ZM174 89V90H173ZM181 89V90H180ZM202 89H204L203 90V92H202ZM224 89L226 90V91H224ZM234 89V93H236L235 95H233V94H231V91ZM244 89V90H243ZM18 90L21 92H19L18 93ZM21 90H23V91H25V92H22ZM34 90L35 91H37L38 90V92H34ZM64 91V93L62 92V91ZM71 90V91H70ZM76 90H75V93H79V92H76ZM89 90V91H90ZM134 90H136V92H134ZM169 90V91H168ZM228 90V91H227ZM9 91V92H8ZM88 91V92H89ZM138 91V92H137ZM168 91V92H167ZM170 91H172L171 93H170ZM178 91V92H177ZM182 91H183V94H182ZM201 91V92H200ZM242 91V92H241ZM243 91H244V93H243ZM6 92H8V94H7V96H6ZM16 94H15V93ZM42 92V93H41ZM61 92V93H60ZM103 92H105V93H103ZM108 92H110L109 94H108ZM111 92L114 94V96L111 94ZM126 92V93H125ZM128 92V93H127ZM130 92V93H129ZM177 92V93H176ZM209 92V93H208ZM221 92V93H220ZM11 93V94H10ZM25 93V94H24ZM35 93H39L38 95H39V97H37L38 95L37 94H35ZM58 93V94H57ZM60 93V94H59ZM63 93V94H62ZM73 94L74 95V97L71 95V97H70V94ZM80 93H82V92H80ZM135 93H137V94H135ZM176 93V94H175ZM203 93V94H202ZM215 93V94H214ZM227 93V94H226ZM12 94H14V95H16L14 98H13V96L14 95H12ZM21 96H20V95ZM66 94V96H64ZM67 94H68V96H67ZM83 93H82V95H84ZM107 94V95H106ZM129 94V95H128ZM142 94V95H141ZM172 94H174V95H176V96H174V95H172ZM33 95H37L36 97L37 98H35ZM81 95V96H82ZM104 95H106V96H108V97H106V96H104ZM111 95V97H109ZM130 95H132V96H130ZM135 95L137 96L136 98H135ZM140 95H141V97H146V99L145 98H141L140 97ZM166 95V96H165ZM169 95V96H168ZM182 95V96H181ZM185 95V96H184ZM209 95V96H208ZM213 97H211V96ZM215 95H216V97H215ZM221 95H222V97H221ZM18 96V100L19 99H21L22 100V102L23 103H16V102H18V100L16 99V97ZM23 96H25L24 98H23ZM29 96V97H28ZM65 97V100H63L62 99V97ZM76 96V97H77ZM80 96V97H81ZM97 96H95V97H97ZM103 96V97H102ZM117 96L119 97V99H117ZM130 97V99L129 100H127L129 97ZM154 96V99L157 101H155L152 97ZM159 96V97H158ZM191 96V97H190ZM228 96V97H227ZM231 96V97H230ZM262 99H264V90L262 91ZM7 97H8V100H7ZM20 97V98H19ZM63 97V98H64ZM66 97L68 98L67 100H66ZM70 97V98H69ZM116 97V98H115ZM139 97V100L137 99ZM162 97V98H161ZM167 97V98H166ZM173 97H174V99H173ZM202 97V98H201ZM248 97V99H246ZM31 98V97H30ZM41 98H42V100H41ZM44 98H48V100H46V99H44ZM73 100H72V99ZM82 98H80V99H82ZM107 98H109V100L107 101ZM121 98V99H120ZM149 98V99H148ZM170 100H169V99ZM184 98V99H183ZM193 98V99H192ZM201 98V99H200ZM221 98V100H219ZM228 98V99H227ZM229 98H230V100H229ZM232 98H233V103H232ZM234 98H236V99H234ZM9 99H10V101H9ZM27 100L26 102H25V100ZM35 99V100H34ZM36 99L38 100L39 99V103L42 105V112L44 113V114H46L47 112H48V106L49 107H51L49 110H51V112L52 111H54V110H57L58 109V115H56V113L57 112H55V113H51V115L49 114L50 112H48L45 116H47V118L43 115V113H41V111H39V110H41V109H38V111L40 112V114H37L38 112H36V116H35V110L34 111H32L31 110V108H33V106L35 107H40L39 106V103H37L38 105H36ZM43 99H44V104H43ZM71 100V102H70V100ZM78 99V98H77ZM88 99V98H87ZM164 99H166V100H164ZM177 99H179V100H177ZM180 99H183V101L182 100H180ZM226 99V100H225ZM16 101V102H14V101ZM20 100V101H21ZM31 100V101H30ZM33 100V101H32ZM41 100V101H40ZM47 102H46V101ZM79 100V99H78ZM85 100V99H84ZM112 100H113V102H114V104L113 103H111L112 102ZM114 100H116V101H114ZM118 100H121L120 101V103L122 102V100H124V102L123 103H121L119 106H118V104H119V102H118ZM136 100V102H138V103H140L141 101L143 102V103H141L140 105L137 103L136 104V102H134ZM141 100V101H140ZM145 102H144V101ZM175 100H177V101H175ZM184 100H186V102L184 101ZM190 100H191V102H190ZM198 100V101H197ZM229 100V101H228ZM239 100V102H237ZM7 101H9V102H7ZM62 103H61V102ZM64 101L66 102V103H64ZM68 101L70 102V105H74V106H72V108L74 107V109H72L71 108V106H69L68 105ZM73 101V102H72ZM82 102H83V100H81ZM140 101V102H139ZM164 103H163V102ZM166 101V102H165ZM171 101H173L174 103H175V105H176V107H175V105H174V103L173 102H171ZM189 102V104H187L188 102ZM193 101H195V102H197V104H195V102H193ZM236 101V102H235ZM11 102V103H10ZM14 102V103H13ZM30 102H32V107H30V109H29V106L31 105H29V103ZM57 102V103H56ZM76 102H77V100H76ZM78 102H80V100L78 101ZM85 102H86V100H85ZM84 102V103H85ZM106 102H108V103H106ZM114 106V107H116L115 109H113V110H110L109 112L107 111V109L109 108V104L110 103ZM117 102V103H116ZM131 102V103H130ZM234 102H235V104H234ZM246 102V103H245ZM252 102V103H251ZM26 104V105H24V107L27 109L26 110V113H27V111L29 110H31L32 112L31 113H27V116L28 117H26V114L23 112V111H21L20 110V108L22 109V105L23 104ZM47 103V104H46ZM65 105H64V104ZM73 103V104H72ZM106 103V104H105ZM126 103H128V107H127V104ZM162 105H161V104ZM169 103V104H168ZM171 103V104H170ZM180 105H179V104ZM230 103V104H229ZM237 103V104H236ZM248 103V104H247ZM254 103V104H253ZM15 104H18V106H21V107H17V105H15ZM20 104H22V105H20ZM54 105L55 107H53L52 108V105ZM77 104V103H76ZM79 104H81V102L79 103ZM86 104V103H85ZM86 104V105H87ZM108 104V105H107ZM117 104V106H115ZM178 104V105H177ZM182 104H184V105H182ZM192 104V105H191ZM246 104V105H245ZM253 104V105H252ZM3 105V106H2ZM61 105H64V106H61ZM67 105V106H66ZM107 105V106H106ZM112 105H110V107H113ZM122 105V106H121ZM134 105H136V106H134ZM168 105H170V106H168ZM172 105H174V106H172ZM189 105V107L190 108H188V107H186V106H188ZM218 106V107H220L219 109L216 107V106ZM233 105H235L234 107H233ZM248 105V106H247ZM26 106H28V107H26ZM45 106H47V108L45 107ZM68 106H69V109H71L72 111H69L67 108H68ZM77 106V105H76ZM121 106V107H120ZM126 106V107H125ZM164 106V107H163ZM185 106V107H184ZM224 106V107H223ZM57 107V108H56ZM65 109H67L68 110V112H70L72 115H73V117H71V114L69 115L68 114V112H65V111H67V110H63L64 108ZM67 107V108H66ZM78 107L79 106H77V109H78ZM80 107H81V105H80ZM95 107V108H94ZM122 107H124V108H127V109H129L128 111L130 112H137V113H139V115L140 114H142L140 117H141V119L139 118V115L136 113V115H134V116H136V118H138L139 120L138 121H134V122H138V123H140L141 122V126H139V124L137 125V128H134V127H136L135 125L136 124H134L133 125V123H132V120H131V118H126L127 116L128 117H130L131 116V114L132 113H130V114H127V109L125 110V112L123 113V112H121V111H123V109H122ZM132 107H133V109H132ZM136 107H138V108H136ZM166 107V108H165ZM201 107V108H200ZM225 107H229V108H227L226 110H225ZM246 107V108H245ZM248 107V108H247ZM37 108H36V111H37ZM89 108V107H88ZM121 110H120V109ZM147 110H146V109ZM167 108L169 109V110H167ZM178 108V109H177ZM183 108V109H182ZM184 108H186L185 110H184ZM192 108V109H191ZM198 108V109H197ZM206 108V110H204V109ZM213 108V109H212ZM232 108V109H231ZM8 109V110H7ZM16 109V110H15ZM24 109V108H23ZM22 109V110H23ZM53 109V110H52ZM80 109V108H79ZM78 109V110H79ZM109 109H111V108H109ZM108 109V110H109ZM135 109V110H134ZM165 109H166V111H165ZM203 109V110H202ZM232 111H230V110ZM239 109H240V111H239ZM44 110H46V111H44ZM91 110V111H90ZM103 110H105V111H103ZM120 110V111H119ZM140 110V111H139ZM142 110V111H141ZM146 110V111H145ZM178 110V111H177ZM182 110H184V111H181ZM196 110V111H195ZM201 110V111H200ZM219 110H222V111H219ZM233 110H235V112L233 111ZM11 111V112H10ZM16 111V112H15ZM28 111V112H29ZM100 111V112H99ZM108 112L109 114H105L104 112ZM117 111H119V113L117 112ZM170 111H172L171 113H170ZM174 111V112H173ZM189 111H191V112H189ZM197 111H198V113H197ZM229 111H230V114H229ZM239 111V112H238ZM249 111L251 112L250 114H249ZM256 111V112H255ZM19 112V114L21 115V113L22 114H24V115H21V119H24V117H26L24 120H28V118L30 119H33V121L31 122V120H29V121H26V124L27 125H21V121L22 122H24V120H20V118L18 117L19 116V114H17ZM21 112V113H20ZM62 112H64V113H62ZM75 112H77V110H75ZM99 112V113H98ZM144 112H145V114H144ZM169 112V113H168ZM223 112H226V113H223ZM12 113V114H11ZM15 113V114H14ZM34 113V116H35V118H37V119H35L34 120V116L33 117H31V115L30 114H33ZM65 113H67L68 115H69V117H68V115L66 114V116H65ZM96 113V114H95ZM98 113V114H97ZM113 113V114H112ZM122 113V114H121ZM83 114H85L84 112H83ZM102 114V115H101ZM123 114H127V116L126 117H121V115L122 116H124ZM175 114V115H174ZM197 115V116H195V115ZM220 116H219V115ZM225 114V115H224ZM239 114V115H238ZM257 114V115H256ZM14 115H15V117L17 118H15L14 117ZM48 115H50L51 117H52V115H53V117L52 118H56V117H58L57 119H54V122H55V120H56V123L59 121V126H58V124L56 125V126H58V128H61L60 127V125L61 126H65L66 128H67V130H63V129H65V128H62V133L64 134V136L63 135H61L60 133H61V131H57V129H56V127L54 126V124H52L53 125V128H55V129H53V128H50V127H52L51 126V121H53L52 119H51V117L49 116V118H48ZM55 115H56V117H55ZM96 115V116H95ZM97 115H99L98 117H97ZM109 117H108V116ZM130 115V116H129ZM138 115V116H137ZM255 115V116H254ZM41 116V117H40ZM77 116H79V114H78V112H77ZM111 116V117H110ZM133 116V118H135ZM145 118H143V117ZM172 116V117H171ZM201 116H203V117H201ZM222 116V117H221ZM236 116V117H235ZM40 117V118H39ZM44 118V120L43 121H41L42 119L41 118ZM80 117V116H79ZM101 117V118H100ZM146 117H147V119H146ZM150 117H152L155 121H152L153 119H151ZM164 117V118H163ZM174 117V118H173ZM188 117V118H187ZM191 117V118H190ZM213 117V118H212ZM215 117V118H214ZM232 117V118H231ZM250 117V118H249ZM38 118L39 119H41V120H38ZM70 118V119H69ZM75 118V117H74ZM90 118H92V120L90 121ZM123 118V119H122ZM124 118L126 119V121L124 120ZM143 118V119H142ZM150 120H149V119ZM190 118V119H189ZM193 118V119H192ZM212 118V119H211ZM218 118V120L220 119V120H222V121H218V123H216L217 121H216V119ZM231 118V119H230ZM49 119H51V121L49 120ZM75 119H77V117L75 118ZM130 119V120H129ZM177 119H179V120H177ZM184 119V120H183ZM211 119V120H210ZM214 119V120H213ZM233 119V120H232ZM236 119V120H235ZM258 119V120H257ZM37 120V121H36ZM46 120H47V124H46ZM62 120V121H61ZM64 120V121H63ZM72 120H74L75 121V123H76V125H75V123L72 121ZM96 120V122L94 123V121ZM122 120L123 121H125V123L127 122V125H125V123L124 122H122ZM137 120V119H136ZM148 120V121H147ZM208 120H209V122H208ZM244 120V121H243ZM252 120H254L253 122H252ZM258 121V124H257V121ZM7 123V128H5L6 127V125H5V123ZM36 121V122H35ZM50 121V127H47L48 126V122ZM92 121H93V123H92ZM99 121H100V124H102V128L103 127H105V128H103V129H100V127H98V126H96L98 123H99ZM131 121V122H130ZM146 121V122H145ZM160 121H161V123H163V125L164 126H162V124L160 123ZM197 121H199V123L197 122ZM213 121V122H212ZM216 121V122H215ZM225 121V122H224ZM235 121V122H234ZM240 121V122H239ZM243 121V122H242ZM249 121H250V123H249ZM29 122H31V123H28ZM35 122V123H34ZM42 122H44L43 124H45V125H43L42 124ZM54 122H52V123H54ZM66 123V125L65 124H63V123ZM84 122V121H83ZM129 122V123H128ZM143 122V123H142ZM149 122H152L153 124L154 123H156V124H154V125H156V126H158L157 128H158V130L160 129V128H162L163 127V130L161 131V130H159V132L161 131V133H163V131L164 130H166L165 129V127H168L167 128V130L169 129L170 130V127L169 126H172V127H176L175 129L176 130H174V128H173V131L172 132H175V135L177 134V132H179L180 130L178 129V128H183V130H184V128H186V127H188V129H186V132H185V130H184V132H179V136H175V135H172V133H171V130L170 131H167L168 132V134H166V133H164V134H161L162 136L164 135H166L165 137H164V140H161V137H160V134H158V136H157V134L155 133V132H157L158 130H157V128L152 124V123H149ZM170 122V123H169ZM221 122H223V123H225V126H226V124L228 123V124H230V129H231V136L233 135L234 137H231L229 134H228V136H226V137H229V139L227 140L226 139V137L224 138L223 136L221 137L220 136V129L222 130V128L224 127V129H226L225 128V126L221 123ZM232 122V123H231ZM10 123V124H9ZM25 123V122H24ZM68 123V124H67ZM90 123V124H89ZM130 123H132V126L133 127H131L130 125ZM161 124V125H159V124ZM164 123H167V124H164ZM203 123V124H202ZM213 123V125H211ZM237 123V124H236ZM238 123H239V126H238ZM244 123V124H243ZM35 124H38V125H35ZM39 124L41 125V127L38 129V128H36L37 126H39ZM83 124V123H82ZM88 124H89V126H88ZM91 124L93 125V128L92 127H90L91 126ZM96 124V125H95ZM147 124H150L151 126H154L156 129H154V127H153V129L151 130V126H149L148 128L150 129H148L147 128ZM174 124V125H173ZM233 124L234 125H236L235 127L233 126ZM5 125V126H4ZM11 125V128L9 127ZM70 125V126H69ZM84 125V124H83ZM143 125H145V126H143ZM214 125H215V127L216 126H218V127H216L217 129L215 130V127H214ZM252 125V126H251ZM3 126H4V128H3ZM19 126H20V128H19ZM23 126H26V128L27 129H25ZM43 126V127H42ZM96 126V127H95ZM126 126V127H125ZM130 126V127H129ZM162 126V127H161ZM204 126V127H203ZM212 126V127H211ZM242 126V127H241ZM245 126V127H244ZM263 126V127H262ZM8 127L10 128V130L12 129L13 130V132L12 133H14V135L15 136H13L12 135V133L9 131V130H7L8 129ZM29 127H33L32 128V130H31V128H29ZM35 127V128H34ZM46 128L47 127V130H48V128H49V132L47 131V136H46V134L45 135H42V134H44V133H46L45 132V130L43 129V128ZM89 127V128H88ZM139 127V128H138ZM143 127V128H142ZM151 127V128H150ZM198 129H201V131L200 130H197V128ZM220 127V129H218ZM227 127H229V125L227 126ZM249 127H250V129H249ZM252 127V128H251ZM78 128V130H76ZM107 128V129H106ZM145 128V129H144ZM148 129V131H147V129ZM206 128H208V129H206ZM212 129L211 131H210V129ZM236 128V129H235ZM245 128V129H244ZM257 128V129H256ZM263 128V129H262ZM19 129V130H18ZM35 129V130H34ZM52 129V130H51ZM73 129V130H72ZM90 129V130H91ZM100 129V130H99ZM137 131H136V130ZM172 129V128H171ZM177 129L179 130V131H177ZM191 130V132H190V130ZM196 129V130H195ZM234 131H233V130ZM259 129V130H258ZM11 130V131H12ZM20 130L22 131V132H20ZM43 130H44V132H43ZM50 130L51 131H53V130H56L55 132L57 133H59V134H54L55 132H50ZM154 130V132L152 133L151 131H153ZM215 130V131H214ZM228 130V129H227ZM239 132V134H238V137H240V139H242L241 141L243 142H241L240 143V141H239V143H238V141H236L235 139V135H234V133L236 134L237 133V131ZM244 132H243V131ZM41 133H40V132ZM67 131V132H66ZM79 133H78V132ZM81 131V132H80ZM194 131V132H193ZM209 131H210V133H209ZM215 133H214V132ZM217 131V132H216ZM223 131V130H222ZM225 131V130H224ZM223 131V132H224ZM236 131V132H235ZM262 131V132H261ZM27 132V133H26ZM43 132V133H42ZM66 132V133H65ZM69 132H71V134L69 133ZM84 134H83V133ZM96 132H94V133H96ZM136 132H138V134H139V136L141 135V137L142 136H145L146 137V135L147 136H149V138L151 139L152 137V135H153V139H151V140H154V138H155V142H153L152 143V141H150L149 140V143H147L146 141H148V140H146L147 139V137L145 138V143L146 144H152V145H147V147L145 148V143H143L142 141H144V138L142 139V141L141 140H139L138 138H139V136L137 135V133ZM165 132V131H164ZM191 133V134H183V133ZM197 133V135L196 134H194L195 136H193L192 137V134L193 133ZM198 132H200V134H202L203 133V135H200ZM218 132H220V133H218ZM229 132V133H230ZM234 132V133H233ZM253 132H254V137H253ZM24 134V136H23V138H25V139H23L22 138V136H21V134ZM26 133V134H25ZM51 133H53V134H51ZM81 133L83 134V135H81ZM92 133V134H91ZM114 133V134H113ZM156 135H155V134ZM208 133V134H207ZM217 133V134H216ZM257 133H259V134H257ZM73 134H75V135H73ZM172 135V138H171V135ZM183 134V135H182ZM222 134H226L225 132L224 133H222ZM221 134V135H222ZM50 135V136H49ZM88 135V136H87ZM115 135V136H114ZM135 135V136H134ZM183 136L184 137V135L185 136H187V137H185V139L186 138H188V140L185 142H183V140H179L180 141V143H178V146H175V145H177L175 142H178L177 141V139L180 137V136ZM190 135H191V137H190ZM198 135H200L199 137H198ZM208 135H211V137L212 136H215V137H217V138H215V137H210L209 136V138H210V142H211V145H209L210 144V142H209V138L206 140V137H204V136H208ZM239 135H241V136H239ZM245 135V136H244ZM7 136H9L10 138V140L12 141L11 143L13 144H11L10 143V140L7 138ZM31 136H32V139H31ZM35 136H40L41 138V142L40 143H38L39 142V140H37L36 141V139H35ZM49 136V137H48ZM52 136V137H51ZM60 136V137H59ZM67 136L68 137H71L69 140L67 139ZM91 136V137H90ZM156 136V137H155ZM168 136H169V138L171 139V140H174V141H170L169 139H168ZM173 136H175V138L173 137ZM203 136V137H202ZM219 136H220V138H219ZM17 139H16V138ZM44 137H46V138H44ZM77 137H79V138H77ZM89 137V138H88ZM134 137V138H133ZM137 137V138H136ZM159 137V138H158ZM198 139H197V138ZM231 137V138H230ZM236 137H237V134H236ZM252 137V138H251ZM256 137V138H255ZM29 138V139H28ZM38 138V137H37ZM50 138H51V140H53V142L51 141L50 142ZM58 140V146L54 143L55 141H56V139ZM61 138H63L62 139V141H64V140H66L67 139V141H65V143H67V144H64L62 141H61ZM72 138L74 139V142H72ZM83 138V139H82ZM133 138V139H132ZM148 138V139H149ZM181 138V137H180ZM199 138H200V141H199ZM213 138H215V140L217 141V142H215V140L213 141ZM219 138V139H218ZM235 138V139H234ZM248 138H249V141H248ZM261 138V139H260ZM39 139V138H38ZM42 139H43V141H42ZM48 141H47V140ZM79 139V140H78ZM137 139V140H136ZM159 139V140H158ZM167 141H166V140ZM176 139V140H175ZM181 139H183V138H181ZM192 139H194V140H192ZM204 139V140H203ZM212 139V140H211ZM223 139V140H222ZM225 139V140H224ZM231 139V141H229ZM232 139H234V140H232ZM243 139H246V141L244 140L243 141ZM5 140L7 141V142H9L10 143V145L8 144V143H6L5 142ZM23 140H24V142H23ZM32 140L33 141H35L36 143H32ZM83 141V142H81V141ZM90 140V141H89ZM135 142V144H134V142ZM140 142H139V141ZM159 142H158V141ZM161 140V141H160ZM237 140H238V138H237ZM251 140V141H250ZM254 140V141H253ZM258 140V141H257ZM18 141V142H17ZM76 141V142H75ZM93 141V142H92ZM138 141V142H137ZM170 141V142H169ZM208 141V145H206L207 142ZM213 141V142H212ZM218 141H220L221 143H222V145H221V143L219 142L218 143ZM17 142V143H16ZM70 142H71V145H70ZM142 142V143H141ZM156 142H158L159 144L161 143V146H163L164 145V149L166 150V154L168 153L169 154V156H168V154L166 155H164V154H161V152H163L162 150H161V148H160V145H157L158 143H156ZM194 142H198L197 144L196 143H194ZM224 142H225V144H224ZM231 142V143H230ZM235 142V144H233V143ZM253 142V143H252ZM45 143V144H44ZM47 143H48V145H47ZM56 143H57V141H56ZM79 144V145H77V144ZM85 143V144H84ZM105 143H106V145H105ZM173 143H175L173 146H172V144ZM200 143V144H199ZM217 143H218V145H217ZM250 143L252 144V145H250ZM258 143V144H257ZM21 144V145H20ZM37 145V146H34V145ZM54 144V145H53ZM60 144V145H59ZM153 144H155V145H153ZM196 144V145H195ZM203 144H204V146H208L207 148H212L211 149V151H209L210 149H207L206 147H204L203 146ZM220 144V145H219ZM244 146H243V145ZM246 144V145H245ZM27 145H28V147H30V149H28V147H27ZM32 145V146H31ZM39 145V146H38ZM65 145L67 146V145H69V147L71 146V148H67V147H65ZM76 145V146H75ZM109 145H110V149H108L109 148ZM137 145H139V146H137ZM226 145V146H225ZM228 145H230V147L228 146ZM235 145V147L237 148L238 147V145H239V147L237 148V149H235V147H233V146ZM258 145V146H257ZM48 146V147H47ZM53 146H55V147H53ZM60 146H64L63 148L62 147H60ZM103 146V147H102ZM111 146H112V148H111ZM133 146V147H132ZM150 146H152L151 148H153V149H151V148H149ZM157 146V147H156ZM159 146V147H158ZM196 146V147H195ZM203 146V147H202ZM216 146V147H215ZM221 146V147H220ZM233 148H232V147ZM263 146V147H262ZM10 149H9V148ZM20 147H23V148H21L22 150H23V152H22V150L20 149ZM36 147V148H35ZM58 147H60L62 150L64 149V148H66V149H64L63 151L66 153V154H64V153H62L61 151H60V149H58ZM84 147H86V151L88 152V150L87 149H90V152H88V153H90V155H88V153L85 151V149H84ZM106 147H108V148H106ZM154 147H155V150H154ZM258 147V148H257ZM260 147V148H259ZM41 148V149H40ZM50 148H52V149H50ZM53 148H57L58 149V152L60 153H58L57 152V150H54ZM105 150H104V149ZM113 148H115V150L113 149ZM134 148V149H133ZM149 150H148V149ZM159 148V149H158ZM171 148V149H170ZM192 148V149H191ZM196 148H199V151H198V149L197 150H195ZM200 148H203V149H205V150H203V149H201V151H200ZM215 148H218V150L217 149H215ZM222 148V149H221ZM241 148V149H240ZM244 148H246V149H244ZM255 148V149H254ZM32 149V150H31ZM108 149V150H107ZM112 149V150H111ZM129 149V150H128ZM133 149V150H132ZM143 151H142V150ZM163 149V150H164ZM195 151H197V152H195ZM221 149V150H220ZM224 149V150H223ZM229 149V151L230 152H228L227 150ZM249 149H251V150H249ZM257 149V150H256ZM11 152H10V151ZM43 150V151H42ZM52 150V151H51ZM67 150V151H66ZM109 150H111V151H113V153H110L111 151H109ZM118 150V152L116 153V151ZM161 150V151H160ZM164 150V151H165ZM192 150V151H191ZM216 150V151H215ZM236 150L238 151V152H236ZM240 150V151H239ZM245 150V151H244ZM247 150V151H246ZM36 151V152H35ZM49 151L53 154V155H51V153H49ZM55 153H54V152ZM93 151L95 152V154L96 155H98V156H96L94 153H93ZM107 151V152H106ZM109 151V152H108ZM131 151V152H130ZM151 151V152H150ZM159 153H158V152ZM205 151H208V153L207 152H205ZM242 151H244L247 155H245L244 154V152L243 153H241ZM33 152H35V153H33ZM49 153V154H45V153ZM142 153V154H140V153ZM146 152H147V155H146ZM157 152V153H156ZM173 152V153H172ZM222 152L224 153V156L222 155ZM234 152H236V154H237V157H236V155L234 156L233 154H235ZM57 153V154H56ZM62 153V154H61ZM72 156H70L69 154ZM205 153V154H204ZM221 153V154H220ZM226 153V154H225ZM227 153H229L228 154V157H227ZM14 154V155H13ZM25 154V155H24ZM136 154V155H135ZM159 154V155H158ZM161 154V155H160ZM173 154V155H172ZM195 154H197V155H199V157L197 156V155H195ZM232 154V155H231ZM240 154V155H239ZM242 154H243V156H242ZM249 154V155H248ZM33 155H34V158H33ZM35 155H36V157H35ZM43 155L45 156V157H43ZM46 155H48V156H46ZM55 155H57V157L58 158H56V156ZM68 155V156H67ZM95 155V156H94ZM120 155V156H119ZM123 155V156H122ZM131 155V156H130ZM133 155V156H132ZM138 155V156H137ZM164 156V157H161V156ZM223 156L222 158H220L221 156ZM225 155H226V159H228V160H226L224 157H225ZM50 156V157H49ZM151 156V157H150ZM167 157V159H165L166 157ZM193 156H194V158H193ZM234 157V159H236L235 161H234V159H233V157ZM245 156H247V157H245ZM15 157V158H14ZM63 157H65V158H63ZM67 157H69V158H67ZM114 157V158H113ZM118 159H117V158ZM142 157V158H141ZM148 157H150V159L152 158V160H148ZM172 157V158H171ZM192 157V158H191ZM198 158V159H196V158ZM204 159H203V158ZM231 157H232V159H231ZM241 159H239V158ZM46 158V159H45ZM67 158V159H66ZM140 158V159H139ZM143 158H145V162H144V159ZM161 160H160V159ZM190 158V159H189ZM207 158H209V159H207ZM246 158V159H245ZM4 159V160H3ZM8 159V160H7ZM37 159V160H36ZM39 159V160H38ZM68 160V161H66V160ZM110 159H112V160H110ZM188 159V160H187ZM203 159V160H202ZM219 161H218V160ZM244 159V160H243ZM44 160V161H43ZM55 160V161H54ZM56 160H57V162L62 166H60L57 162H56ZM61 160V161H60ZM64 160V161H63ZM139 162H138V161ZM154 160V161H153ZM226 161V163H225V161ZM230 160V161H229ZM232 160V161H231ZM5 161V162H4ZM16 161H18V162H16ZM43 161V162H42ZM63 161V162H62ZM126 161V162H125ZM143 161V162H142ZM153 161V162H152ZM169 161V163L171 162L172 163V161H173V163H175V164H167V162ZM246 162V163H244L245 165H248V163H249V165H248V168H246L245 166H243L244 164H243V162ZM13 162V163H12ZM20 162V163H19ZM38 162H39V164H38ZM49 164H48V163ZM64 162H65V164H64ZM87 162L89 163L88 165H87ZM90 162L91 163H93V164H90ZM159 164L158 166H157V164ZM202 162H207L206 164L205 163H203L202 164ZM221 164H219V163ZM234 163V165L232 164V165H230L229 163ZM29 163V164H28ZM74 165H73V164ZM118 163V164H117ZM165 163H166V165H165ZM197 163H199L198 165H200V164H202V165H200L201 167L203 166V167H207L208 168V166H210L211 164V166H210V168H212L211 170H209V168L207 169L206 167L205 168H201L200 166H199V168L197 167L198 165H197ZM40 164H41V166H40ZM69 164V165H68ZM149 164H150V166H149ZM163 164V165H162ZM177 164V165H176ZM185 164V165H184ZM236 164V165H235ZM18 165H21V166H18ZM89 165H91V166H89ZM94 165H96L97 166V170H96V167L94 166ZM122 165V166H121ZM130 165H132V166H130ZM163 166V167H161V166ZM167 165H173V167L171 166V167H168ZM174 165H175V167H174ZM208 165V166H207ZM258 167H257V166ZM5 166V167H4ZM14 166V167H13ZM22 166H24V168L22 167ZM26 166H28V167H26ZM29 166H30V168H29ZM36 166V167H35ZM71 166V167H70ZM106 167V169H104V167ZM148 166V167H147ZM179 168H181L182 166V168L179 170V172L177 171L178 170V167ZM190 166V167H189ZM214 166H216V167H214ZM227 166V167H226ZM233 166V167H232ZM252 166V167H251ZM53 167V168H52ZM184 167H187V168H185L184 169ZM195 169H194V168ZM221 167H223L222 168V170H221ZM229 167V170H228V172H227V168ZM232 167V168H231ZM235 167V168H234ZM243 167V168H242ZM249 167H251L252 168V171L250 170L251 168H249ZM6 168V169H5ZM44 168V169H43ZM55 168V169H54ZM71 170H70V169ZM107 168H109V169H107ZM143 168V169H142ZM166 168V169H165ZM171 168V169H170ZM190 168H192V169H190ZM231 168V169H230ZM10 169V170H9ZM15 169V170H14ZM17 169V170H16ZM31 171H30V170ZM48 169V170H47ZM62 171H60V170ZM64 169V170H63ZM69 169V170H68ZM75 169H77V171L79 172H77ZM90 170V173L91 174H93V177H92V179H91V177L90 176H92L91 174L90 175H86V174H88L89 173V171L88 170ZM147 169H148V171H147ZM159 169V170H158ZM165 169V170H164ZM172 169H174V170H172ZM184 169V170H183ZM187 169H189V170H187ZM207 169V170H206ZM226 170L225 171V174H226V178L224 177V173H222V172H224L223 170ZM235 169V170H234ZM245 169H246V171H245ZM38 170V171H37ZM40 170V171H39ZM67 170V171H66ZM106 170V171H105ZM111 172H110V171ZM154 170V171H153ZM156 170H158V171H156ZM195 170V171H194ZM206 170V171H205ZM214 170H215V172H214ZM216 170H218L219 172H217ZM240 170V171H239ZM242 170V171H241ZM9 171H11V172H9ZM20 171H21V173H20ZM35 171V172H34ZM70 171V172H69ZM74 171H76V172H74ZM107 171H108V173H107ZM153 173H152V172ZM163 171H165V172H163ZM170 171H172V172H170ZM239 172V173H241V174H239V175H242L241 176V178L240 177H236L238 180V182L236 181V179L235 178H233V177H235V175L236 176H239V175H237L236 173L237 172ZM41 172V173H40ZM49 172H51L50 174H49V176H50V178H49V176H47L48 175V173ZM64 172V173H63ZM65 172L67 173V174H65ZM69 172V173H68ZM75 174H74V173ZM103 172H105V173H103ZM118 173L119 174V176L116 174V173ZM147 172V173H146ZM159 172H161V174H163V175H159L158 173ZM173 172H176V173H174V175L175 176H173ZM191 172H193V174L191 173ZM205 172V173H204ZM209 172V173H208ZM214 172V173H213ZM231 172V173H230ZM249 172V173H248ZM12 173V174H11ZM24 173V174H23ZM27 173V174H26ZM30 175H29V174ZM78 173V174H77ZM152 173V174H151ZM155 173H157V174H155ZM166 173V174H165ZM206 173H207V175H206ZM215 173H217L216 175L217 176H215ZM219 173H220V176H221V173L223 174V176H221L222 178H224L225 180H223L222 178H218V175H219ZM232 173H233V175H232ZM235 173V174H234ZM247 173V174H246ZM253 173V174H252ZM255 173V174H254ZM32 174V175H31ZM63 174H65V175H63ZM72 176H71V175ZM77 174V175H76ZM98 174V175H97ZM104 176H103V175ZM115 174L117 175L116 177H115ZM27 175V176H26ZM68 175V176H67ZM69 175H70V177L73 179H71V178H69ZM150 175V176H149ZM152 175V176H151ZM243 175H244V177H243ZM17 176V177H16ZM31 176V177H30ZM51 176H52V178H51ZM58 176V177H57ZM66 178H65V177ZM76 176V177H75ZM100 177V178H102L101 176H103V180L101 179V180H99L98 181V178H96V177ZM113 176V177H112ZM123 176H124V178H123ZM154 176V177H153ZM194 176L196 177V178H194ZM202 176V180H204L205 182H203V181H201V179H200V177ZM219 176V177H220ZM228 176H230V177H228ZM233 176V177H232ZM20 177H21V179H20ZM28 177H30L29 179H28ZM153 177V178H152ZM155 177H156V179H155ZM161 179H160V178ZM162 177H163V179H162ZM165 177V178H164ZM177 177V178H176ZM230 178V179H228V178ZM259 179H258V178ZM13 178V179H12ZM99 178V179H100ZM111 178V179H110ZM112 178H113V180H114V178L116 179V180H119L118 182H116V180L115 181H113L112 180ZM123 178V179H122ZM258 180H257V179ZM21 181H20V180ZM48 179V180H47ZM68 179V180H67ZM81 179V180H80ZM156 181H155V180ZM180 179V180H179ZM239 179L240 180H242V181H245V179H246V181L243 183L244 185H242V186H244V187H246V188H241L240 187V189L241 190H238L239 189V184H241L240 183V181H239ZM31 180H32V182H31ZM54 181V182H52V181ZM75 180V181H74ZM93 180H95V181H93ZM109 180L111 181V183L109 182ZM160 180V181H159ZM162 180H164V181H162ZM190 180V181H189ZM231 180V181H230ZM257 180V181H256ZM23 181V182H22ZM28 181V182H27ZM33 181H34V183H33ZM154 181V182H153ZM165 181L167 182V183H169V184H173V186H171V185H166V183H165ZM171 181V182H170ZM172 181H176L175 183H173ZM228 181V182H227ZM233 181V182H232ZM234 181H236V182H234ZM21 182V183H20ZM31 182V183H30ZM68 182V183H67ZM73 182H75V184L73 185ZM77 182V183H76ZM95 183V191H94V188H93V186H92V184L93 183ZM97 182V183H96ZM158 182V183H157ZM178 182V183H177ZM226 182V183H225ZM231 184H230V183ZM22 183H23V185H22ZM27 183V184H26ZM103 183H104V185H103ZM105 183H107V184H105ZM116 183H119V184H116ZM160 183V184H159ZM179 183H180V185H179ZM226 184V186H228L229 187V185H230V190H234L232 193L234 194L235 192V194H237V196L235 195H233L234 197V200L236 201L237 199H238V201L235 203V201L234 200H230V202H229V200H227V198H229V196L227 195V192L229 191H225L224 189V191L222 192V191H220L223 187H226V186H223L222 188L221 187H219L220 186V184ZM227 183H228V185H227ZM262 183V184H261ZM11 184H13V186L11 185ZM33 184H35V185H33ZM65 184V185H64ZM72 184V185H71ZM119 185V186H115L117 189H115V188H111V187H114V185ZM205 184V185H204ZM218 184V185H217ZM260 184V185H259ZM29 185V186H28ZM30 185H33V186H30ZM38 185V186H37ZM107 185H110V186H108V188H107ZM161 185H163V186H161ZM175 185V186H174ZM202 185H204V186H202ZM213 185V186H212ZM234 185H235V187H234ZM251 187L250 189H249V186ZM22 186V187H21ZM55 186V187H54ZM72 186V187H71ZM77 186V187H76ZM91 186V187H90ZM97 186V187H96ZM131 186V187H130ZM180 188H179V187ZM15 189V191L13 190V188ZM25 187V188H24ZM34 187V188H33ZM44 189H43V188ZM62 187V188H61ZM75 187V188H74ZM161 187V188H160ZM174 187V188H173ZM177 187H178V189H177ZM219 187V188H218ZM227 187V189H229ZM74 190H73V189ZM100 188L101 189V191H100V189H99V191H98V189ZM132 188V189H131ZM168 188V189H167ZM169 188H171V189H173V190H171V189H169ZM207 188H209L210 190H207ZM238 188V189H237ZM247 188H248V190H247ZM26 189V190H25ZM29 189H31V190H29ZM37 189V190H36ZM39 189V190H38ZM46 189V190H45ZM93 189V191L91 192V190ZM109 189H111V190H109ZM180 189V190H179ZM190 189H192V190H195V191H191ZM205 189H206V194L204 193V194H200L201 192H202V190L203 191H205ZM217 189H219V190H217ZM226 189V188H225ZM236 189V190H235ZM242 189H245V191L247 190V196H246V194H245V191L243 192V190ZM264 189V188H263ZM23 190H25V191H23ZM44 190V191H43ZM75 190H77V191H75ZM88 190H90V192H88ZM115 190V191H114ZM117 190V191H116ZM163 190H164V192L165 193H163ZM171 190V191H170ZM184 190V191H183ZM190 190V191H189ZM198 192H197V191ZM212 190V191H211ZM213 190H214V192H213ZM215 190H216V194H215ZM42 193H41V192ZM88 193H87V192ZM97 191V192H96ZM136 191V192H135ZM172 191H174V193L172 192ZM238 191V192H237ZM241 191V192H240ZM252 191H254V192H252ZM263 191V190H262ZM22 192V193H21ZM25 192H27L26 193V196H25ZM36 192V193H35ZM48 192V193H47ZM51 192V193H50ZM182 194H181V193ZM197 192V193H196ZM200 192V193H199ZM213 192V193H212ZM231 192H230V194H231ZM46 193V194H45ZM52 193H53V195H52ZM77 193V196L75 195ZM102 193V194H101ZM170 193V194H169ZM186 193V194H185ZM210 193V194H209ZM224 193V194H223ZM226 193V194H225ZM240 193V194H239ZM16 194V195H15ZM29 195V197H28V195ZM44 195V196H42V195ZM74 194V195H73ZM166 194V195H165ZM180 194H181V196H180ZM183 194H185V195H183ZM197 194V195H196ZM209 194V195H208ZM217 195V198L215 197V195ZM40 195V197H38ZM54 197V199H53V197ZM54 195H56L57 196V198L60 200V198H62L61 200H60V203H61V205L59 204V200L56 198V196H54ZM102 196V198H106L107 200H109V201H107L106 199H102V198H100L101 196ZM132 195V196H131ZM167 195H169V196H167ZM190 195V196H189ZM201 195V196H200ZM211 195V196H210ZM212 195H214L213 196V200L211 199V197H212ZM223 195H225V196H223ZM244 195V196H243ZM33 196H34V198H33ZM183 196H186V197H183ZM194 196H197V197H194ZM205 197V196H208V197H210V198H208V201L211 199V201H209V203H207V201H205L204 203H207V204H209V205H207L208 207L209 206H213V207H209V209H211V208H213V209H215V207H217L215 210H209L208 209V207L206 206V208H204L205 207V205L203 204L202 205V203H203V201L205 200V198L203 199V197ZM221 196V197H220ZM226 196H228L227 198H226ZM241 196H242V199L243 200H241V202H240V199H241ZM253 196H254V194H253ZM17 197H18V199H17ZM33 198V200L34 201H31L32 200V198ZM37 197H38V199H37ZM41 197H43V199L41 200L40 198ZM52 197V198H51ZM81 197V198H80ZM116 197V198H115ZM170 197H172L174 200H176L175 202L170 198ZM177 197V198H176ZM189 197H191V198H189ZM215 197V198H214ZM226 199H225V198ZM236 197H237V199H236ZM245 197V198H244ZM251 197H252V199H256L257 201H259V202H257L256 200H253V201H256V204L255 203H253V204H255V205H253V204H251L252 202V200H251ZM255 197V196H254ZM55 198H56V200H55ZM115 199V201L113 200V199ZM168 198V199H167ZM180 198V199H179ZM185 198H187L188 200H185V201H183ZM195 198V199H194ZM218 198H220V203L218 202V203H215V201L217 202V200H218ZM232 198V199H233ZM240 198V199H239ZM231 199V198H230ZM245 199V200H244ZM15 200V201H14ZM38 200H41V202L43 203V204H41L40 206L39 205H37V207L39 208V211H40V213L39 214H42V216H41V218H40V216H38V214H37V212H35V215L36 216H34L36 219H38L37 221L39 222H36V220H34L33 221V219H34V217L32 218L30 215H31V213H33L34 214V210H36V209H38L36 206L35 207H33V203L36 205L37 204V202H38ZM62 200H64V201H62ZM80 200V201H79ZM101 200V201H100ZM104 200V201H103ZM112 200H113V202H112ZM195 200H196V202H197V200H198V202L196 203L195 202ZM207 200V199H206ZM215 200V201H214ZM223 200V201H222ZM229 202V203H232L231 205H233L234 207H232L231 205H229V207L226 205L225 207H224V202H227V201ZM251 200V201H250ZM33 202V203H31V202ZM35 201H37L36 203H35ZM47 201H49V202H47ZM58 204H56L55 202ZM63 203H62V202ZM107 201V202H106ZM123 201V202H122ZM130 201V202H129ZM169 201V202H168ZM178 201V202H177ZM214 201V202H213ZM222 201V202H221ZM234 201V202H233ZM248 201V202H247ZM29 202H30V204H29ZM40 202V203H41ZM117 202V203H116ZM177 202V203H176ZM182 202H184V203H182ZM194 202L196 203V205H195V208L194 209H192V210H190L191 208H193L194 207ZM202 202V203H201ZM227 202V203H228ZM39 203V202H38ZM46 203H47V205H46ZM128 203V204H127ZM221 203H223V205H219V204H221ZM242 203H245V204H243L242 205ZM247 203V204H246ZM32 204V205H31ZM49 204V205H48ZM66 204V205H65ZM118 204V205H117ZM131 204V205H130ZM202 206H201V205ZM226 204V203H225ZM235 204H237V205H235ZM13 205V206H12ZM28 205H30V206H28ZM70 206V207H68L69 209H67V207L66 206ZM200 205V206H199ZM251 205V206H250ZM23 206V207H22ZM32 206V208H30ZM49 206H50V209H49ZM63 206V207H62ZM101 206V207H100ZM124 206L125 207V209L127 208V211L124 209V208H122V207ZM178 206V207H177ZM187 206V207H186ZM199 206V208H197ZM244 206V207H243ZM20 207V208H19ZM26 207V208H25ZM61 207V209H59ZM77 207V208H76ZM137 207H139V208H137ZM204 208V210H203V213H201L202 212V210L200 211V213L198 212L199 211V209H201V208ZM222 207H223V209H222ZM226 207L229 209H226ZM241 208L242 207V209H237V208ZM245 207H247V208H249V211H250V213L251 214H253L251 217H248V216H244V214L243 213H245V215L247 214V215H249L248 213V211L246 210V208ZM260 207V208H259ZM24 208V209H23ZM42 208V209H41ZM48 208V209H47ZM73 208V209H72ZM92 208V209H91ZM134 208H136V209H138V213H140L139 215H137V216H135V214H136V209H134ZM233 208V209H232ZM27 209V210H26ZM75 209V210H74ZM129 209V210H128ZM218 209H221V210H218ZM243 209H245V211H243ZM9 210H10V212H9ZM28 210H29V212H28ZM50 210H51V212H50ZM62 210V211H61ZM69 210H71L72 212H69ZM81 210V211H80ZM132 210V211H131ZM190 210V211H189ZM226 210H228V212L226 211ZM232 210V211H231ZM236 210H238V212L240 213V214H237V211ZM240 210V211H239ZM23 211V212H22ZM38 211V210H37ZM45 211H47L46 213H45ZM66 211V212H65ZM73 211H74V213L75 212H77L76 214L77 215H74V214H72L73 213ZM94 211V212H93ZM99 211V212H98ZM105 211V212H104ZM128 211L129 212H131V214H133L134 212H135V214L133 215V216H135V217H133V216H131V214H128ZM200 214L199 216H200V218H199V216H197V212ZM210 211V212H209ZM215 211V212H214ZM220 211L222 212V214L220 213ZM226 212V214L227 215H223V212ZM242 211H243V213H242ZM31 212V213H30ZM43 212L46 214H44L43 215ZM92 212H93V214H94V216H97V214H101V216H102V218H101V221L103 222V219L105 220L104 221V223L102 224V227L100 226H98V225H94L96 222L98 223V220L96 219V217H94L93 216V214H92ZM102 212V213H101ZM144 212V213H143ZM178 212H179V214H178ZM196 213V215H195V213ZM208 212H209V214H208ZM224 212V213H225ZM233 212H234V215H233ZM11 213V214H10ZM25 213V214H24ZM50 213V214H49ZM69 214V215H66V214ZM78 213H79V215H78ZM80 213H81V218L80 217H78V218H76V216H80ZM83 213L86 215H83ZM137 213V214H138ZM213 213V215L214 216H216V218L214 219V217H213V215H211ZM228 213H229V215H228ZM231 213V214H230ZM88 214L89 215H91V217L92 218H89L88 217ZM208 214V215H207ZM221 214V215H220ZM71 215H74L75 217H73V216H71ZM148 215V216H147ZM233 215V216H232ZM238 215H242V216H244L243 218H242V216H241V218H239V217H237ZM14 216V217H13ZM21 216V217H20ZM68 216H70L69 218H68ZM100 216V217H101ZM104 216V217H103ZM109 218H108V217ZM131 216V217H130ZM140 218H139V217ZM147 216V217H146ZM220 216H221V221L219 222V223H217V219L218 218H220ZM222 216H225V217H222ZM228 216V220L229 221H227V222H229V223H227L226 221H225V218ZM235 216V217H234ZM11 217V218H10ZM24 217V219H22ZM27 217V218H26ZM30 217V218H29ZM39 217V218H38ZM83 217V218H82ZM87 217V218H86ZM98 217H99V215H98ZM99 217V218H100ZM133 217V218H132ZM212 217V218H211ZM218 217V218H217ZM233 217V218H232ZM237 217V218H236ZM248 217V218H247ZM16 218H17V220H18V222H17V220H16ZM22 220H21V219ZM89 218V219H88ZM137 220H136V219ZM199 220H198V219ZM202 218V219H201ZM205 218H209L208 220H206ZM230 218V219H229ZM8 219V220H7ZM20 219V220H19ZM28 219H29V222H28ZM42 220V221H39V220ZM46 219V220H45ZM75 219H77V220H82L81 222H80V225L82 226H79V224L76 222L77 220H75ZM86 219H87V221H89L90 222V225H89V222H87L86 221ZM90 219H92V220H90ZM133 219V220H132ZM148 219V220H147ZM253 221H252V220ZM23 220H25V221H23ZM47 220H49V221H47ZM67 220H68V225H67ZM71 222H70V221ZM75 220V221H74ZM107 220V221H106ZM202 220V221H201ZM206 220V221H205ZM20 221H22V222H20ZM30 221H32V222H30ZM46 221V222H45ZM55 221H57L56 223H55ZM83 221H85L87 224H85V222H83ZM96 221V222H95ZM101 221H100V223H101ZM109 221H111V222H113V223H115V228H123V226H124V228L122 229L123 231L127 228L128 230H129V227H130V225L132 226L131 227V231L133 232V233H135L136 235V238H135V236H134V240L133 241H130V240H132V239H128L129 241H127L126 243H125V245L124 244H122L121 242V239H122V236L123 235H125V232L126 231H128L127 229H126V231H122V230H118V229H114L115 231H113V229L111 228L112 226L110 225V222ZM114 221H116V222H114ZM190 221V222H189ZM216 221V222H215ZM219 221V220H218ZM234 221V222H233ZM9 222H10V224H9ZM15 222V223H14ZM43 223V225H41L42 223ZM70 222V223H69ZM72 222H73V224L75 223H77L76 225L79 227V229L81 228H83L84 227V229H82V230H84V233L85 234H82V236L81 235H79L80 234V232H79V234L77 233V228H76V230L75 231H73L71 228H72V226H73V224H72ZM108 223L109 222V225L107 224V226L109 227V226H111L110 228V230H112L113 232H111V231H107V230H109V229H107L108 227L106 226H104L106 229V231L108 232H106L104 229H103V225H106L105 223ZM232 222L234 223L233 225H232ZM246 223V225H245V223ZM250 222V223H249ZM253 222V223H252ZM257 223V225H256V223ZM33 223H35V224H40V225H33V227H32V229H29V228H27V226L29 225V227H31L32 226V224ZM44 223H46V225H44ZM48 223V224H47ZM96 223V224H97ZM113 223H111V224H113ZM121 223V224H120ZM204 224V225H201V224ZM223 223V224H222ZM225 223H227V224H225ZM22 224H27L26 226L25 225H22ZM55 224V225H54ZM58 224V225H57ZM71 224H72V226H71ZM74 224V225H75ZM92 224V225H91ZM213 224V225H212ZM217 224V225H216ZM228 224H229V226H230V228H229V226H228ZM250 225V227H249V225ZM255 226H254V225ZM60 225V226H59ZM87 226V227H89V229L87 228V227H85V226ZM93 225H94V227H93ZM114 225V224H113ZM128 225H129V227H128ZM2 226H3V229H2ZM5 226L7 227V228H5ZM36 226H37V228L39 229H37L36 228ZM40 226H41V228H40ZM44 226H45V229H51V232L50 231H48L47 233H49V236L46 234V240H45V242H44V237H43V235H45L44 234V232L45 231H47V230H45L44 229ZM46 226H49V227H47L46 228ZM67 226H69V228L67 227ZM77 226H75V227H77ZM119 226V227H118ZM195 228H194V227ZM217 226V227H216ZM236 226V228H232V227H235ZM259 226V227H258ZM23 227V228H22ZM25 227V228H24ZM90 227H92L91 229H90ZM114 227V226H113ZM126 227V228H125ZM240 228H242V226H239ZM256 227V228H255ZM27 228V229H26ZM55 228H56V230H55ZM68 228V229H67ZM94 228V229H93ZM199 228H201L202 230H203V238H201L202 236L201 235H199V237H198V233H199ZM208 228H210V231H211V233L208 231ZM251 230H250V229ZM258 228V229H257ZM11 229H14V230H11ZM22 229L24 230V231H22ZM29 229V230H28ZM37 231H36V230ZM40 229H44L45 231L41 234V232L42 231H40ZM64 229V232H65V234L68 236H66L65 238L63 237V235H62V232L60 231V230H63ZM67 229V230H66ZM71 229V230H70ZM97 229V230H96ZM201 229H200V231H201ZM243 229V228H242ZM253 229V230H252ZM256 229H257V231H256ZM260 229V230H259ZM263 231H262V230ZM5 230L7 231V232H5ZM26 230H27V232H26ZM32 230H33V232H32ZM55 231L56 232V234L58 233L59 235H60V232H61V235H62V237L64 238V240H62L61 238H60V236L58 235H56V234H54L53 236H51L50 237V235H52V231ZM60 232H59V231ZM100 232H99V231ZM186 230H187V232H186ZM231 230V231H232ZM248 230H250V231H248ZM258 230H259V232H258ZM39 231V234H41V235H39L37 232ZM53 231V232H54ZM67 231V232H66ZM70 231L72 232V233H70ZM87 231V232H86ZM98 233H97V232ZM131 231H130V233H131ZM152 231V232H151ZM210 233V234H208V232ZM237 231V230H236ZM235 231V232H236ZM252 231V233H249V232H251ZM261 231V232H260ZM9 232V233H8ZM91 234H90V233ZM117 232H120V233H117ZM254 232V233H253ZM22 233H24V234H22ZM28 233V234H27ZM37 233V234H36ZM46 233V232H45ZM68 233H70V234H68ZM81 233H83V232H81ZM94 233V234H93ZM105 233V234H104ZM110 236V235H113V238H111V242H110V240L108 239V238H106V236L108 237V235ZM111 233V234H110ZM122 233H123V235H122ZM127 233V232H126ZM129 233V232H128ZM129 233V234H130ZM147 233V234H146ZM237 233V232H236ZM244 233H242V234H244ZM260 233H261V235H262V237L260 236ZM3 234V235H2ZM5 234H6V236H5ZM10 234V235H9ZM30 234V235H29ZM33 234V235H32ZM65 234H64V236H65ZM72 234H75V236H76V238H75V236L73 235L72 236ZM87 234V235H86ZM118 234L120 235L119 236V238H121V239H119L118 237V239L119 240H117L115 237L116 236H118ZM129 234H126L127 236L129 235ZM150 234L151 235H153V237L152 236H150ZM156 234H158V235H160V237L158 236L156 239L154 238V236H156ZM185 235V237L186 236H188L187 237V240L184 238V239H182L183 237H184V235ZM208 234V235H207ZM232 234V233H231ZM238 234V233H237ZM250 234H253V235H250ZM254 234H256V235H258L257 237H258V239L260 240L261 239V241L263 240V242H261L260 241V243H259V241H256L255 240V238L257 239V237H256V235H254ZM14 237H13V236ZM19 235L21 236H23L24 235V237L26 238V239H24V237H23V240H21V241H19V242H17V243H14L15 242V240L17 241V240H20V238L22 237H19ZM32 235V236H31ZM36 235V236H35ZM88 236V237H90L91 236V238H89V240L88 241H84V240H87V238H86V236ZM96 235V236H95ZM101 235H104V237L103 238H105V239H103L102 238V236ZM132 233L130 234V236L129 237H132ZM175 235V236H174ZM195 235V236H194ZM209 235H212V237H211V239H209L210 237H209ZM226 235H227V238L225 239V237H226ZM250 235V236H249ZM13 237V241H11L12 239V237ZM29 236H31V237H29ZM54 236L56 237V238H58V240L56 241V239H54ZM71 236V237H70ZM77 236H78V238H77ZM81 236V237H80ZM85 236V237H84ZM93 236V237H92ZM101 238H99V237ZM161 236H163L162 238H161ZM172 236V237H171ZM206 236V237H205ZM245 236V235H244ZM9 237V238H8ZM36 237V238H35ZM40 237V238H39ZM42 237H43V239H42ZM53 237V238H52ZM73 237V238H72ZM110 237H112V236H110ZM109 237V238H110ZM152 237V239H150ZM191 237V238H190ZM193 237H195V238H198V239H195V241L193 240ZM208 237V238H207ZM16 238V239H15ZM34 238V239H33ZM37 238H39V240H37ZM49 238V239H48ZM50 238H52V240H50ZM60 238V239H59ZM75 238V239H74ZM86 238V239H85ZM158 238H161V240H159V241H161V243H159V245H156V243L158 242ZM169 238H170V240H169ZM201 238V239H200ZM215 238V239H214ZM7 239H8V242H7ZM37 241H36V240ZM54 239V240H53ZM76 239L77 240H83L81 243H83V244H80V243H78V245H76L74 242H79V241H76ZM92 241H91V240ZM108 239V240H107ZM115 240V242L116 241H119V243H118V245H117V242L115 243L116 244V246H114L115 244L113 243V240ZM177 239V238H176ZM192 239V240H191ZM240 239H244V237H243V235H242V238L240 237ZM246 239V238H245ZM3 240H4V242H3ZM31 241L30 243V247H29V241ZM101 240H103V242L101 241ZM181 240H185V241H181ZM204 240V241H203ZM10 241H11V243H10ZM43 241V242H42ZM89 241H90V243H91V245H92V243H93V245H92V247H93V249H91L92 247H91V245L89 244ZM94 241V242H93ZM121 241V242H120ZM156 241V242H155ZM172 241H174V243L176 244V246L178 245L176 242H177V240H172ZM200 241H203L202 243L200 242ZM211 241H213L214 243H212ZM232 241V242H231ZM155 242V243H154ZM187 242L189 243V244H187ZM205 242V243H204ZM211 244H210V243ZM257 242V243H256ZM6 243H8V245L6 244ZM74 243V244H73ZM84 243H87L86 244V248H87V246L92 250V251H90V252H92L91 254H93L94 252H96V250L99 248L100 249V251L101 252H99L98 250V252L95 254L94 253V255H97L98 253H99V255H100V253H101V255H102V252H103V250H104V252H105V256L107 257V259H108V261H106V257L104 256V252H103V259L100 257V256H95V257H97L95 260H94V258L95 257H93V256H91L90 255V252L88 251L89 249L87 248V251L85 252V250L86 249H84L85 247H84ZM96 243V244H95ZM172 243V242H171ZM170 243V244H171ZM181 243H183L184 244V246L182 245L181 246ZM208 243H209V245H208ZM226 243V244H225ZM259 243V244H258ZM9 244L11 245V248H9ZM13 244H14V246L16 247V249H14L15 251H13V252H11L10 250L11 249H13ZM17 244V245H16ZM98 244V246H96ZM103 245V248H102V246L101 245ZM158 244V243H157ZM187 244V245H186ZM225 244V245H224ZM262 244V245H261ZM33 245V246H32ZM76 245V246H75ZM90 245V246H89ZM169 245V246H168ZM192 245V246H191ZM206 245V246H205ZM207 245L209 246V247H207ZM213 247H212V246ZM4 246V247H3ZM78 246V247H77ZM83 246V247H82ZM96 248H95V247ZM100 246H101V248H100ZM105 246H107V248H104ZM109 246V247H108ZM118 246V247H117ZM138 246H141L140 247V249L142 250V249H144V250H146L145 252H144V250H143V252L139 249V251H138ZM220 246H223L222 247V249L220 248ZM227 246V247H226ZM231 246V245H230ZM14 247V248H15ZM136 247V248H135ZM173 247V246H172ZM204 248V249H201V248ZM214 247H216V249H214ZM217 247H219L220 249H218ZM3 248H5L4 250H3ZM33 248V249H32ZM36 248V249H35ZM83 248V249H82ZM117 249V251H116V249ZM210 248V249H209ZM227 248V249H226ZM10 249V250H9ZM108 249H111L110 251L108 250ZM113 249V250H112ZM135 249V250H134ZM21 250L23 251V252H21ZM35 250V251H34ZM95 250V251H94ZM206 250V251H205ZM220 250V251H219ZM221 250H224L223 252H221ZM10 251V252H9ZM38 251V252H37ZM113 251V252H112ZM116 251V252H115ZM121 251H123V252H121ZM133 251V252H132ZM137 251V252H136ZM166 251V252H165ZM193 251V252H192ZM198 251H200L199 253H198ZM210 251V252H209ZM2 252V253H1ZM30 252H33V253H30ZM88 252V253H87ZM108 252H112V254H110L109 253V256L107 255L108 254ZM118 252V253H117ZM123 253L122 255L120 254V253ZM23 253V254H22ZM39 253V254H38ZM87 253V254H86ZM115 253V254H114ZM135 253V254H134ZM142 253H143V257H145L146 259H147V261H145V258H144V260H143V257L141 258V256H142ZM148 255H151V259L150 260H148V258H150V257H147V254ZM183 253V252H182ZM191 254L190 255V258H188L187 256H189V254ZM198 254V255H194V254ZM201 253V254H200ZM209 253V254H208ZM9 254V255H8ZM16 254V253H15ZM28 255V259H27V255ZM32 254L33 255H37V257L35 256V259L33 258L34 256H32ZM85 254V255H84ZM113 254H114V256H113ZM117 254V255H116ZM137 254H138V257H136L137 256ZM139 254L141 255V256H139ZM188 254V255H187ZM214 254V255H213ZM218 254V255H217ZM14 255V254H13ZM38 255L40 256V258L38 257ZM80 255V256H79ZM91 256V257H93V258H91V257H89V256ZM113 257H112V256ZM120 255V257L121 258H119V257H117V256H119ZM126 255H128V256H126ZM135 255V256H134ZM153 255V256H152ZM209 256L208 258L206 257V256ZM11 256V255H10ZM84 258H83V257ZM192 256V257H191ZM196 256H198V257H196ZM204 256H205V258H206V260H205V263H204V260H203V258H204ZM216 256H218V257H216ZM7 257V258H6ZM15 257V255L14 256H12V259ZM25 257V258H24ZM31 257V258H30ZM61 257V258H60ZM100 257V258H99ZM108 257H110V258H108ZM111 257H112V259H114V258H116V259H114V260H112L111 259ZM123 257V258H122ZM169 257H170V259H169ZM194 257H196V258H194ZM38 258V259H37ZM88 258V259H87ZM119 258V259H118ZM126 258V259H125ZM165 258H168V260H166ZM202 258V259H201ZM224 258V259H223ZM228 258V257H227ZM11 259V260H12ZM36 260V261H34V260ZM90 259V260H89ZM98 259H100V260H98ZM118 259V260H117ZM177 259V258H176ZM7 260V261H6ZM14 260V259H13ZM27 260V261H26ZM31 262H30V261ZM73 260V261H72ZM102 260V261H101ZM168 261V262H166V263H164V261ZM172 262H171V261ZM216 260V261H217ZM94 261H96V262H94ZM98 261V262H97ZM113 261V262H112ZM207 261V262H206ZM215 260L212 262V263H214V262H216ZM35 262V263H34ZM106 262V263H105ZM108 262V263H107ZM153 262V263H154ZM197 262H195V261H193L192 263H197ZM202 262V263H201ZM14 263V262H13ZM115 263V264H116ZM175 263V262H174ZM176 263H178V264H182V263H180L178 260H176ZM191 263V264H192ZM197 263V264H198ZM258 264V262H252V264ZM152 264V263H151ZM185 264V263H184Z\"/></svg>", "mask_w": 264, "mask_h": 264}, {"label": "bare ground", "instance_id": "6f19581e", "mask_svg": "<svg viewBox=\"0 0 264 264\" xmlns=\"http://www.w3.org/2000/svg\"><path fill=\"white\" fill-rule=\"evenodd\" d=\"M0 1L4 2V0H0ZM6 1H7V0H6ZM10 1H13V0H8V2H10ZM16 1H17V0H14V3H13L14 5L17 4V3H15ZM23 1H24V0H23ZM25 1H27V0H25ZM29 1H31V0H29ZM36 1H37V0H36ZM36 1H35V2H36ZM41 1H42V0H41ZM51 1H52V0H51ZM53 1H55V2H51L52 4H53V3H54V4H55V3H56V4H59L60 2L63 3V0H62V1H58V0H57L59 3H58L56 0H53ZM64 1H67V0H64ZM68 1H70V0H68ZM68 1H67V2H68ZM71 1H73V0H71ZM76 1H77V2H75V1L72 2V5H71V6H73V3H75L76 5H77V3H78V5H79V2L82 3L84 0H80V1H79V0H76ZM88 1H89V0H88ZM101 1H102V0H101ZM108 1H112V2H113V0H108ZM120 1H121V0H119V2H120ZM122 1L124 2V0H122ZM122 1H121V3H123ZM125 1H127V0H125ZM129 1L132 2V1H134V0H129ZM165 1H166V0H164V2H165ZM174 1H175V0H174ZM180 1H181V0H180ZM180 1H179V2H180ZM201 1H203V0H201ZM218 1H219V0H218ZM239 1H241V0H239ZM250 1H252V0H250ZM260 1H261V0H260ZM263 1H264V0H263ZM2 2H0L2 7H4V5L6 6V4L8 3V2H7V3L4 2V3H6V4H3ZM17 2H18V1H17ZM31 2H33V0H32ZM31 2H30V3H31ZM46 2H47L46 5H48L49 0H46ZM85 2H86V1H85ZM90 2H91V1H90ZM98 2H99V1H98ZM105 2H106V0H105ZM116 2H118V0H117ZM144 2H145V3H144ZM150 2H151L150 0H149L148 2H147V1H142V2H139V1L136 2V1H135V3L133 2L131 5L133 6L134 4L137 3L136 8H138V5L141 6V5L143 4L142 6H143V8H144L145 4H149ZM171 2H172V1H171ZM179 2L176 1L175 3L177 4V3H179ZM181 2H182V1H181ZM189 2H190V1H189ZM203 2H204V1H203ZM211 2H212V1H211ZM221 2H222V0H221ZM241 2H242V1H241ZM245 2H246V1H245ZM257 2H258V0H256V1L254 2L255 6H256V3H257ZM261 2H262V1H261ZM11 3H12V2H11ZM11 3H9V4H11ZM26 3H27V2H26ZM36 3L38 4V2H36ZM62 3H61V5L64 6V7H62L63 9L65 8L64 10H66V9L68 8L67 10H69V12H67V13H69V15H70V13L72 12L73 9L75 10V7H74L73 9H72L71 6H70V8H69V7H65V6L68 5V4H65V3H64V5H63ZM69 3H70V2H69ZM83 3H84V2H83ZM100 3H101V2H100ZM102 3H103V2H102ZM109 3H110V2H109ZM140 3H141V4H140ZM238 3H239V2H238ZM262 3H263V2H262ZM9 4H8V5H9ZM21 4H22V3H21ZM33 4H34V2H33ZM33 4L31 3V5H33ZM49 4H50V3H49ZM70 4H71V3H70ZM87 4H88L87 2L83 4V5H84L83 8H82L83 10H85L84 7H85V8H89V7H90L89 10L91 9V6H92V5L90 6V4H88V5H87ZM92 4H93V3H92ZM104 4H105V3H104ZM118 4H119V3H116V4H115V5H117L116 7L119 6ZM129 4H130V3H129ZM150 4H153V3H150ZM154 4H155V3H154ZM159 4H160V3H159ZM171 4H172V3H171ZM179 4L181 5V3H179ZM202 4H203V3H202ZM216 4H217V3H216ZM223 4H227V3L223 2ZM242 4H243V2H242ZM246 4H248V3H246ZM263 4H264V3H263ZM263 4H262V5H263ZM8 5H7L5 8H7ZM28 5H29V4H28ZM31 5H30V6H31ZM61 5H60V6H61ZM85 5H87L88 7L85 6ZM109 5L111 6L112 4L110 3ZM122 5H123V4H122ZM125 5H126V2H125ZM186 5H187V4H185V6H186ZM238 5H239V4H238ZM257 5H259V4H257ZM17 6H18V5H17ZM21 6H23V5H21ZM30 6H29V7H30ZM33 6H34V5H33ZM38 6H39V4H38ZM44 6H45V5H44ZM48 6H50L49 9H51V4L48 5ZM48 6H47V7H48ZM57 6H58V5H57ZM74 6H75V5H74ZM80 6L82 7V4H80L79 7H80ZM93 6H94V5H93ZM113 6H114V4H113ZM146 6H148V5H146ZM146 6H145V7H146ZM155 6L157 7V5H155ZM185 6H184V7H185ZM199 6H200V5H199ZM204 6H205V5H204ZM214 6H217V5H214ZM225 6H226V5H225ZM229 6H230V5H229ZM242 6H243V5H242ZM246 6H247V5H246ZM260 6H261V5H260ZM23 7H24V6H23ZM52 7H53V6H52ZM81 7H80V9H81ZM94 7H97V8H95V9H97V10H95L96 12H97V11H98V12H100V11L103 12L104 10L106 11V9L103 10V9H101V8L98 7V6H94ZM123 7H124V6H123ZM123 7L121 8V9H122L121 11L124 10ZM133 7H135V5H134ZM150 7H151V6H149L148 8H150ZM163 7H164V6H163ZM163 7H162V9H163ZM175 7H177V6H175ZM187 7H189V6H187ZM192 7L194 8V6H192ZM5 8H4L3 10H5ZM14 8H15V7H14ZM31 8H33V7H30V9H31ZM60 8H61V7H59V9H60ZM76 8L78 9V7H76ZM92 8H93V7H92ZM119 8H120V6H119ZM141 8H142V7H141ZM146 8H147V7H146ZM185 8H186V7H185ZM196 8H197V7H196ZM212 8H213V7H212ZM222 8H223V7H222ZM222 8H220V9H222ZM235 8H237V7H235ZM242 8H243V7H242ZM246 8H247V7H246ZM256 8H257V7H256ZM7 9H8L7 11H10V13H8L7 11H5V12H7L8 14H6V13L3 14V13H2V14H3L2 16H5V17H6V15H9V14H10V16H11V11H12V10H16V9H12V8H10V6H9ZM10 9H12V10H10ZM23 9H24V8H23ZM26 9H27V8H26ZM26 9H25V11H27ZM37 9H38V8H36V7L34 6L33 10H32V9H31V10H32V12H33V11H36ZM80 9H79V10H80ZM126 9H127V8H126ZM131 9H132V8H131ZM131 9H130V10H131ZM138 9H139V8H138ZM158 9H159V8H158ZM175 9H176V8H175ZM191 9H192V8H191ZM200 9H203V8H200V7H199V10H200ZM207 9H208V8H207ZM229 9H230V8H229ZM239 9H240V7L238 8V10H239ZM247 9H248V8H247ZM262 9H263V8H262ZM3 10H2V8H0V11H1V12H2ZM31 10H30V11H31ZM51 10H52V9H51ZM56 10H57V9H56ZM67 10H66V11H67ZM107 10H108V9H107ZM109 10H110V8H109ZM111 10H112V9H111ZM145 10H146V9H145ZM147 10H148V9H147ZM188 10H189V9H188ZM188 10H187V11H188ZM212 10H213V9H212ZM222 10H224V9H222ZM230 10H231V9H230ZM233 10H234V9H233ZM244 10H245V9H244ZM37 11H38V10H37ZM39 11L42 12L41 10H39ZM57 11H58V10H57ZM92 11H93V10H91V12H92ZM112 11H113V10H112ZM117 11H119V10H117ZM127 11H128V9H127ZM143 11H144V10H143ZM148 11H149V10H148ZM172 11H173V10H172ZM183 11H184V10H183ZM201 11H202V10H201ZM201 11H200V12H201ZM215 11H217V9H215ZM231 11H232V10H231ZM241 11H242V10H241ZM1 12H0V13H1ZM12 12H13V11H12ZM53 12H55V10H54ZM77 12H78V11H77ZM89 12H90V11H89ZM98 12H97V14H99ZM106 12H107V11H106ZM108 12H109V11H108ZM108 12H107V13H108ZM113 12H114V11H113ZM125 12H126V11H125ZM131 12H132V11H131ZM164 12H165V11H164ZM203 12H204V11H203ZM223 12H224V11H223ZM262 12H263V11H262ZM13 13H14V12H13ZM33 13H34V12H33ZM38 13H39V12H38ZM38 13H37V14H38ZM51 13H52V12H51ZM58 13H60V12L58 11ZM61 13L64 14L63 12H61ZM104 13H105V12H104ZM158 13H159V12H157L156 14H158ZM162 13H163V11H162ZM168 13H169V12H168ZM175 13H176V12H175ZM194 13H195V12H194ZM197 13H198V12H197ZM208 13H209V12H208ZM212 13H213V12H212ZM224 13H225V12H224ZM245 13H247V12H245ZM19 14H20V13H19ZM21 14H22V13H21ZM27 14H29V13H27ZM35 14H36V13H35ZM53 14H54V13H53ZM73 14L75 15V12H74V11H73ZM73 14L71 13V15H70V18H71V19H72L71 16H72ZM77 14H78V15L75 16V18L77 17V19L80 18V17H82V18L84 19V18L86 17V15H87V14L84 13V15H85V17H84V15H83V16H80L81 13H77ZM82 14H83V13H82ZM102 14H103V13H101L100 15H102ZM110 14H112V15H110ZM110 14H109V15H110V18H111V17L115 18V15H116V14H114V13H112V12H111ZM166 14H167V13H166ZM166 14H165V15H166ZM170 14H172L171 11H170ZM176 14H177V13H176ZM189 14H190V13H189ZM199 14H200V13H199ZM263 14H264V13H263ZM13 15H14V17H15L17 14H13ZM22 15H23V14H22ZM24 15H25V14H24ZM24 15H23V17H24ZM42 15H43V14H42ZM42 15L38 16V17H40V19H41V20H39L41 26H42V21H43V19L41 18ZM46 15H47V14H46ZM66 15L68 16V14H66ZM90 15H91V14H90ZM105 15H107V14L105 13L104 15H102L103 18L105 19V22H107V21L109 22L110 19H109V20H108V19L106 20L107 17H106ZM136 15H137V14H136ZM136 15H135V16H136ZM138 15H139V14H138ZM159 15H160V14H159ZM161 15H162V14H161ZM174 15H175V14H174ZM174 15H173V16H174ZM177 15H178V14H177ZM200 15H201V14H200ZM200 15H199V16H200ZM204 15H205V14H204ZM208 15H209V14H208ZM215 15H216V14H215ZM225 15H228V13H227V14L225 13ZM229 15H231V14L229 13ZM17 16H18V15H17ZM28 16H31V15H28ZM51 16H52V15H51ZM79 16H80V17H79ZM91 16H92V15H91ZM91 16H90V17H91ZM104 16H105L106 18H105ZM107 16H108V15H107ZM118 16H119V15L116 16V20H117V18H121V17H118ZM145 16H146V15H145ZM150 16H151V15H150ZM150 16H149V17H150ZM169 16H172V15H169ZM190 16H191V15H190ZM199 16H198V17H199ZM220 16H222V15H220ZM220 16H218V15H217V16H214V15H213V16H211V18H209V19H211V21L213 22V24H215V25L218 24V25H219L220 23L222 24V23H224V21H225V19L222 18V17H220ZM242 16H243V15H242ZM263 16H264V15H263ZM0 17H1V15H0ZM35 17H36V16H35ZM42 17H44V15H43ZM53 17H55V20H56L57 17H56L55 15H54ZM64 17H66V16L64 15ZM68 17H69V16H68ZM87 17H88V16H87ZM108 17H109V16H108ZM122 17H123V16H122ZM128 17H129V16H128ZM143 17H144V16H142V18H143ZM147 17H148V16H147ZM161 17H163V15H162ZM164 17H165V16H164ZM176 17H177V16H176ZM180 17H182V16L179 15V18H180ZM196 17H197V16H196ZM205 17H206V16H205ZM225 17H226V16H225ZM227 17H228V16H227ZM227 17H226V18H227ZM234 17H235V16H234ZM246 17H247V16H246ZM248 17H249V16H248ZM2 18H3V17H2ZM31 18H32V16H31ZM75 18H74V20H76ZM134 18H135V17H134ZM145 18H146V17H145ZM150 18H151V17H150ZM150 18H149V19H150ZM153 18H155V16H152V19H153ZM157 18H158V17H157ZM165 18H166V17H165ZM165 18H164V19H165ZM167 18H168V16H167ZM206 18H207V17H206ZM228 18H229V17H228ZM3 19H5V18H3ZM10 19H11V18H10ZM25 19H26V17H25ZM53 19H54V18H53ZM83 19L80 18L79 21H80V20H83ZM91 19H92V17H91ZM91 19H90L89 17H88V19L86 18L87 21H89V20H91ZM95 19H96V18H95ZM124 19H126V18H124ZM136 19H137V18H136ZM155 19H156V18H155ZM155 19H154V20H155ZM172 19H173V18H172ZM174 19H175V17H174ZM197 19H198V18H197ZM207 19H208V18H207ZM207 19H206V20H207ZM236 19H237V18H236ZM247 19H248V18H247ZM252 19H253V17H252ZM5 20H6V19H5ZM5 20H4V21H5ZM17 20H18V22H20L19 18L17 19V17H16V20H15V21H17ZM22 20H23V19H22ZM26 20H27V19H26ZM32 20L34 21V19H32ZM32 20H31V22H32ZM48 20H49V19H48ZM48 20H47V21H48ZM50 20H51V19H50ZM93 20H94V19H92V22H93ZM96 20H98V18H97ZM137 20H138V19H137ZM147 20H148V18H147ZM150 20H151V19H150ZM187 20H188V18H187ZM193 20H194V22H195V19H193ZM244 20H246V19H244ZM12 21H13V19H12ZM12 21H11V22H12ZM27 21H28V20H27ZM51 21H52V20H51ZM56 21H57V20H56ZM60 21H62V20H60ZM77 21H78V20H77ZM112 21H113V20H112ZM122 21H124V20H122ZM122 21L119 22V25L122 23ZM126 21L129 22V19L126 20ZM151 21H152V20H151ZM155 21H157V20H155ZM159 21L161 22V19H160ZM164 21H165V20H164ZM166 21H167V20H166ZM166 21H165V23H166ZM168 21H169V19H168ZM180 21H181V18H180ZM184 21H185V20H184ZM198 21H199V20H198ZM231 21H232V20H231ZM256 21H257V20H256ZM0 22H1V21H0ZM75 22H76V21H75ZM82 22H83V21H80V24H79V22H78V25H81V27H82V26L84 27V25H85L86 22H85V23L83 22L84 25L82 24ZM92 22H91V23H92ZM94 22H95V21H94ZM97 22H98V21H97ZM108 22H107V23H108ZM152 22H154V21H152ZM160 22H158V23L160 24ZM162 22H163V21H162ZM169 22H170V21H169ZM171 22H172V21H171ZM185 22H186L185 25L183 24L184 22L182 23L185 27H188V26H189V27H192V26H193L192 24H191L192 26L188 25V24H187V23H188L187 21H185ZM206 22H209V21H206ZM215 22H216V23H215ZM242 22H243L242 25L245 26V25H244V21H242ZM253 22H254V21H253ZM1 23H3V22H1ZM16 23H17V22H16ZM24 23H25V22H24ZM33 23H34V22H33ZM59 23H62V22H59ZM87 23H88V22H87ZM87 23H86L85 26L88 27V28H90L92 25L94 26V24H95V23H93V24L90 23V25H89V23H88V26H87ZM100 23H101V22L97 23V26H98V24H100ZM102 23H103V22H102ZM111 23H114V24H115V21H114V22H111ZM129 23H130V24H129ZM129 23L126 24V27H127V26L130 27V25H131L132 23H131V22H129ZM136 23H137V22H136ZM144 23H145V22H144ZM156 23H157V22H156ZM156 23H155V24H156ZM172 23H173V22H172ZM179 23H181V22H179ZM202 23H203V22H202ZM204 23H205V22H204ZM209 23H210V22H209ZM209 23H208V26H209ZM238 23H239V22H238ZM11 24H12V23H11ZM18 24H20L21 26H23L21 23H17V25H14V24H13L15 27H18V29L20 28L19 30H17L18 33L20 32V35H19L18 37H21L22 34H23V36H24V35H25L24 32L27 33V32L25 31L26 28L23 29V27L21 28V26H18ZM47 24H48V23H47ZM74 24H75V23H74ZM103 24H104V23H103ZM103 24H101V25L103 26ZM108 24H109V26L111 27L110 22H109ZM124 24H125V23H124ZM124 24H123V25H124ZM141 24H142V23H141ZM145 24H146V23H145ZM155 24H154V25H155ZM166 24H167V23H166ZM166 24H165V25H166ZM170 24H171V23H170ZM170 24H168V26H170ZM225 24H227V23H225ZM253 24H254V23H253ZM253 24H252V25H253ZM255 24H256V23H255ZM260 24H261V23H260ZM27 25H28V24H27ZM27 25H26V26H27ZM50 25H51V24H49L48 26L46 25V27L43 28V30L45 29L47 32H49V31H51V32L53 31V32H54V30H56V29H55V25L53 26V22H52L51 27H50ZM59 25H61V24H59ZM69 25H70V24H69ZM117 25H118V22H117V24H115V26H117ZM119 25H118V26H119ZM123 25H122L121 27H123ZM157 25H158V24H157ZM172 25H174V24H172ZM186 25H187V26H186ZM204 25H205V24H204ZM210 25H211V24H210ZM218 25H217V26H218ZM223 25H224V24H223ZM223 25H222V26H223ZM230 25H231V24H230ZM230 25H229V26H230ZM35 26H36V25H35ZM61 26H64L63 28H64V30H65V25H63V23H62ZM99 26H100V25H99ZM105 26H106V24H105ZM137 26H138V25H137ZM146 26H147V25H146ZM174 26H175V25H174ZM177 26H178V25H177ZM205 26H207V25H205ZM226 26H227V25H226ZM238 26H239V25H238ZM243 26H242V27H243ZM15 27H13V28H15ZM33 27H34V26H33ZM36 27H37V26H36ZM52 27H53L54 29H52ZM69 27H70V26H69ZM81 27L78 26L79 29H80ZM94 27H96V26H94ZM94 27H93V28H90V29H91V31H92V29H93L92 32L95 33V34H97L96 32H94V31L96 30L97 27H96V28H94ZM124 27H125V26H124ZM128 27H127V29H128ZM132 27H133V24L131 25L130 28L132 29ZM157 27H158V26H157ZM193 27H195V25H194ZM198 27H199V26H198ZM220 27H221V26H220ZM262 27H263V26H262ZM262 27H261V28H262ZM34 28H35V27H34ZM37 28H38V27H37ZM50 28H51V29H50ZM111 28H113V26H112ZM133 28H134V29L136 28L135 25H134ZM147 28L149 29V27H147ZM161 28H162V27H161ZM161 28H159V29H161ZM170 28H171V27H170ZM179 28H181V27H179ZM196 28H197V27H196ZM211 28L214 29V27H211ZM245 28H246L245 32H246V33H249V32H250L249 25H247ZM254 28H255V27H254ZM21 29H22V30H21ZM30 29H31V28H30ZM30 29H29V30H30ZM38 29H39V28H38ZM40 29H41V28H40ZM84 29H85L86 31H82V28L80 29V30L82 31V32L80 31V34H81L80 37H82V39H81V41H80V44H81L82 40H83V41H84V39H85V40H88V38H89L90 36H91V37L93 36L92 33H89V34H92V35H88V34L86 33V32L88 31L87 28H84ZM90 29H89V30H90ZM94 29H95V30H94ZM101 29H102V30H101ZM101 29H99V30H101V31L103 32L105 28H101ZM113 29H114V28H113ZM168 29H169V27H168ZM181 29H182V28H181ZM181 29H180V30H181ZM191 29H192V28H191ZM198 29H199V28H198ZM204 29H205V27H204ZM204 29H202V30L205 31ZM217 29H218V27H217ZM224 29L227 30L228 28L225 27ZM1 30H2V29H1ZM13 30H15V29H13ZM60 30H62V28H61ZM60 30L57 29V32L59 33ZM135 30H136V29H135ZM142 30H143V29H142ZM151 30H152V29H151ZM161 30H162V29H161ZM177 30H178V27H177ZM220 30H222V29L220 28ZM226 30L221 31V32H226ZM240 30H241V29H240ZM261 30H262V29H261ZM71 31H74V30H72V28H71ZM101 31H99L98 33H100ZM158 31H159V30H158ZM165 31H166V30H165ZM168 31H169V30H168ZM168 31H167V32H168ZM178 31H179V30H178ZM183 31H184V29H183ZM195 31H198V30H195ZM195 31H194V32H195ZM211 31H212V30H211ZM227 31H228V30H227ZM243 31H244V30H243ZM253 31H254V30H253ZM22 32H23V33H22ZM51 32H50V33H51ZM53 32L51 33V34H52L51 36H53ZM55 32H56V31H55ZM55 32H54V34H55V35H58V34H56ZM66 32H67V35H68L69 32H68L67 30H66ZM74 32H75V31H74ZM84 32L89 36L88 38H83ZM102 32H101V33H102ZM129 32H130V31H129ZM136 32H137V30H136ZM175 32H176V31H175ZM180 32H181V31H180ZM192 32H193V30H192ZM199 32H200V30H199ZM209 32H210V30H209ZM209 32H208V33H209ZM228 32L231 33V31H228ZM235 32H236V31H235ZM239 32H240V31H239ZM34 33H35V32H34ZM36 33H37V31H36ZM43 33H44V32H43ZM60 33H61V32H60ZM101 33H100V34H101ZM104 33H105V31L103 32V34H104ZM133 33H134V32H133ZM138 33H139V32H138ZM146 33H147V32H146ZM153 33H154V32H153ZM172 33H173V32H172ZM177 33H178V32H177ZM181 33L185 34V32H181ZM188 33H189V32H188ZM202 33H203V32H202ZM236 33H237V32H236ZM263 33H264V32H263ZM5 34H7V33H5ZM12 34H13V35H17V34H15V33H13V32H12ZM62 34H64V33L62 32L60 35H62ZM75 34L77 35L78 32L76 31ZM82 34H83V35H82ZM100 34H99V36H104L103 34H102V35H100ZM108 34H109V33H108ZM108 34H107V35H108ZM142 34H143V32H142ZM150 34H151V33H150ZM164 34H166V33L164 32ZM168 34H169V32H168ZM192 34H193V33H192ZM200 34H201V33H200ZM200 34H196V35H197V36H200L199 38L201 39V37H203L204 34H203L202 36H201ZM206 34H207V30H206ZM210 34H212V33L210 32ZM214 34H215V33H214ZM238 34H239V33H238ZM243 34H244V33H243ZM253 34H254V33H253ZM27 35H30L29 31H28ZM27 35H26V36H27ZM44 35H45V34H44ZM65 35H66V34H65ZM65 35H62V36H65ZM67 35H66V36H67ZM105 35H106V34H105ZM138 35H139V34H138ZM147 35H149V34H147ZM152 35H153V34H152ZM159 35H160V34H159ZM159 35H158V37H159ZM162 35H163V34H162ZM166 35H167V34H166ZM187 35H188V34H187ZM212 35H213V34H212ZM219 35H221L222 38H219V37H218V39L226 40V39H224V38L226 37L225 34H224L225 37L222 36L223 33H221V34H219ZM250 35H251V34H250ZM45 36H47V34H46ZM58 36H59V35H58ZM68 36H69V35H68ZM112 36H113V35H112ZM128 36H129V35H128ZM136 36H137V35H136ZM178 36H179V34H178ZM188 36H189V35H188ZM231 36H232L233 38H231ZM231 36H230V40H228V39H229V37H228L227 40H226V42H227V43L230 42V43H231V46H232V45L234 44V42H231V40L233 39V41H235L236 39L234 40V38H235V37L239 38V37H238V36H233V32H232ZM239 36H240V35H239ZM241 36H243V35H241ZM244 36H245V35H244ZM246 36H247V35H246ZM246 36H245V37H246ZM15 37H16V36H15ZM43 37H44V36H43ZM47 37H48V36H47ZM69 37H70V36H69ZM69 37H68V38H69ZM78 37H79V35H78ZM84 37H85V36H84ZM93 37H94V38H93V41L90 40V38H89V40H88V41H89L88 45L86 44L87 41H86V42L84 41L86 45H85L83 42H82V44H84V45L86 46V47H83V48H86V49L88 50L89 47L92 48L91 46H92L93 43H94V46H93V47H94V50H93V51H95L96 49H97L98 51H101V52L95 51V53L97 52L96 54L98 55V59H96V60H98V63L96 62L95 59L92 58L93 61L96 62V65L100 64L99 66H101V67H97L98 69H99V68L102 69V67L105 65V64H104V65H102V64H103L104 61H106V60L103 61L102 58H101V61L99 60V59H100V56H101V55H99V54L102 53V50H104L103 53L106 52L105 49H104L105 46L108 47V48H107L108 51H109V50L112 51V53H111L110 51H109L110 53H109V52H106V57L104 56V58H106V59L109 58L107 61H109L110 59L112 60V58H113V60L115 61V58H117V57H118L117 60L120 59V61H122V60H121V57H122L123 55H120L121 57L119 58V56H118L119 54L117 53V52H119V51L117 50V48H116L117 45H116L114 42H113L112 44H115V45H112V44H111L112 41L110 42V39H109V40H106L104 37H102L104 40H106V42H107V41L110 42V43H107L109 46H107V45L104 46V45H102V43H104V42H102V38H101V37H100V38L98 37L99 39H96L97 36H93ZM129 37H130V36H129ZM133 37H134V36H133ZM151 37H152V36H151ZM156 37H157V36H156ZM160 37H161V36H160ZM160 37H159V38H160ZM170 37H171V36H170ZM170 37H169V38H170ZM193 37H195V36H193ZM205 37H206V36H205ZM207 37H208V36H207ZM209 37H211V36H209ZM245 37H244V38H245ZM22 38H23V37H22ZM30 38H31V39L33 38V35H32V34L30 35V37H29L28 39H27V37H26V39H24V41H25V42H26L27 40L29 41V40H31ZM38 38H40V37H38ZM53 38H54V36H53ZM68 38H67V39H68ZM70 38H71V37H70ZM70 38H69V39H70ZM107 38H108V37H107ZM134 38H136V37H134ZM161 38H162V37H161ZM163 38H164V37H163ZM185 38H186V37H185ZM211 38H212V37H211ZM213 38H214V37H213ZM215 38H216V37H215ZM1 39H2V38H1ZM16 39H17V37H16ZM41 39H42V38H41ZM46 39H47V38H46ZM69 39H68V40H69ZM100 39H101V40H100ZM136 39H139V38H136ZM202 39H204V38H202ZM216 39H217V38H216ZM218 39H217V40H218ZM245 39H246V38H245ZM13 40H14V39H13ZM18 40H19V39H18ZM32 40H33V39H32ZM32 40H31V41H32ZM34 40H35V39H34ZM34 40H33V41H34ZM50 40H52V39H50ZM64 40H65V39H64ZM68 40H67V41H68ZM79 40H80V39H79ZM94 40H95V41H94ZM96 40H97V41H96ZM104 40H103V41H104ZM117 40H119V39L117 38ZM141 40H142V39H141ZM141 40H140V41H141ZM146 40H147V39H146ZM157 40H158V39H157ZM167 40H168V39H167ZM193 40H194V39H193ZM208 40H209V39H208ZM210 40H212V39H210ZM240 40H242V39H240ZM240 40H238L237 42H239ZM262 40H263V39H262ZM28 41H27V43H26V45L29 43V46L27 45V46H28V50H27L28 52H27V53H30V52L32 51V47H34V46H33V45H30V42H31V41H30V42H28ZM38 41H39V40H38ZM42 41H43V43H44V42L46 43V41H44V40H42ZM72 41H73V39H72ZM91 41H92V42H91ZM98 41H101L102 43H101V42H98ZM127 41H129L128 38H127ZM144 41H145V40H144ZM173 41H174V40H173ZM173 41H172V42H173ZM184 41H185V40H184ZM196 41H197V40H196ZM204 41H205V40H203L202 42H204ZM212 41H213V40H212ZM251 41H252V39H251ZM54 42H56L55 39H54ZM70 42H71V41H69L68 43H70ZM77 42H79V41H77ZM97 42H98V43H97ZM129 42L132 43V42H134V41L131 42V40H130ZM142 42H143V41H142ZM146 42H147V41H146ZM157 42H158V41H157ZM163 42H164V41H163ZM190 42H191V41H190ZM197 42H198V41H197ZM206 42H208V41H206ZM210 42H211V41H210ZM224 42H225V41H224ZM226 42H225V43H226ZM262 42H263V41H262ZM4 43H5V42H4ZM33 43L35 44V46H37V43H38V46H37V47H41L42 45H43L42 47H44V45H46V44H42V45H41V43H42L41 40H40V42H36V41H35V42H33ZM39 43H40L41 46L39 45ZM59 43H60V42H57L58 45L61 44V43H60V44H59ZM66 43H67V42H66ZM71 43H72V42H71ZM96 43H97V44H96ZM120 43H123V44L128 45L127 43H124L123 41L120 42ZM155 43H156V42H155ZM174 43H176V42H174ZM177 43H178V42H177ZM204 43H205V42H204ZM221 43H222V40H221ZM227 43H226V44H227ZM242 43H243V40H242ZM247 43H249V42H247ZM251 43H252V42H251ZM254 43H255V42H254ZM0 44L3 45V42H2V43L0 42ZM7 44H8V40L6 41V45H7ZM20 44H21V42H20ZM31 44H32V43H31ZM47 44L49 45L50 43H47ZM55 44H56V43H55ZM73 44H77V43L74 42ZM73 44H71V45H73ZM89 44H90L91 46H89ZM98 44H99V45H100V44L102 45V50L100 49L101 46H100V48H99L100 50L98 49V47H99ZM105 44H106V43H105ZM145 44H146V43H145ZM147 44H148V45H145L146 48H147V46L152 47V46H150V44H149L148 42H147ZM157 44H159V43H157ZM165 44H166V43H165ZM187 44H188V43H187ZM187 44H186V46H187ZM200 44H202V43H200ZM218 44H220V43H218ZM237 44H238V43H237ZM252 44H253V43H252ZM262 44H263V43H262ZM21 45H22V44H21ZM61 45H62V44H61ZM61 45H60V46H61ZM96 45H97V46H96ZM110 45H111V47H110ZM133 45H134V44H133ZM133 45H132V46H133ZM138 45H139V44H138ZM140 45H141V44H140ZM162 45H163V43H162ZM172 45H173V44H172ZM176 45H177V44H176ZM178 45H179V44H178ZM180 45H181V43H180ZM183 45H185V44H183ZM183 45H181V46H183ZM206 45H207V44H206ZM214 45H215V44H214ZM222 45H223V44H222ZM228 45H229V44H228ZM235 45H236V42H235ZM235 45H233L232 47L234 48ZM238 45H240V43H239ZM7 46H9V44H8ZM30 46H32V47H30ZM46 46H47V45H46ZM52 46H53V45H52ZM52 46H50V47L47 46V47H49V49L53 50L54 52H57L56 55H58L59 58L63 55V54H62L61 56L59 55V54H61L62 51H63L62 53H65V54L67 55V52H68L69 49H67V52L61 49V52H59V51H58V48L55 49V47L53 46V48H54V49H53V48H51ZM63 46H64V45H62V47H63ZM74 46H75V45H73V47H74ZM77 46H78V45H77ZM80 46H81V45H79L78 47H80ZM87 46H89V47H87ZM103 46H104V47H103ZM113 46H115V49H114V50H117V52L112 50V47H113ZM128 46L131 48L130 45H128ZM134 46H135V45H134ZM145 46H142V47L144 48ZM170 46H171V45H170ZM190 46H192V45H190ZM204 46H205V44H204ZM209 46L212 48V44H210ZM209 46H207V47H209ZM217 46H218V45H217ZM231 46H230V47H231ZM4 47H5V44H4ZM37 47H34V49L37 48ZM71 47H72V46H71ZM96 47H97V48H96ZM106 47H105V48H106ZM142 47L140 46L139 48H142ZM160 47H161V46H160ZM160 47H158V49H160ZM173 47H174V46H173ZM173 47L171 46L170 49H169V51H168L169 56L172 54V53H170V50H171V52H174V48H173ZM188 47H189V46H188ZM193 47H194V46H193ZM210 47H209V48H210ZM215 47H216V46H215ZM221 47H222V46H221ZM224 47L226 48L227 46H224ZM230 47H228V48L230 49ZM239 47H240V49H241L243 46L241 47V45H240ZM239 47H238V48L236 47V48L239 49ZM0 48H2V47H0ZM15 48L17 49V46H15ZM15 48H14V49H15ZM65 48H66V47H65ZM95 48H96V49H95ZM132 48L135 49L136 47H132ZM161 48L163 49L164 46L161 47ZM168 48H169V45H168ZM172 48H173V50H172ZM191 48H192V47H191ZM203 48H204V47H203ZM213 48H214V47H213ZM216 48H217V47H216ZM228 48H227V50H228ZM233 48H232V49H233ZM243 48H244V47H243ZM34 49H33V50H34ZM42 49H43V48H42ZM42 49H41V50H42ZM73 49H74V48H73ZM73 49H72V50H73ZM75 49H76V48H75ZM75 49H74V51H75V54H76V50H75ZM92 49H93V48H92ZM92 49H91V50H92ZM107 49H106V50H107ZM148 49H149V48H148ZM183 49H184V48H183ZM187 49H189V48H187ZM196 49H197V48H196ZM205 49H207L206 46H205ZM262 49H263V48H262ZM29 50H30V52H29ZM55 50H57V51H55ZM77 50H79V49H77ZM91 50H90V51H91ZM129 50H131V49H129ZM149 50H152V48H150ZM167 50H168V49H167ZM179 50H180V48H179ZM181 50H182V48H181ZM181 50H180V51H181ZM194 50H195V49H194ZM197 50L199 51L200 49H197ZM210 50H211V49H210ZM212 50H213V49H212ZM212 50H211V51H212ZM220 50H221V49H220ZM220 50H219V51H220ZM223 50H224V49H223ZM244 50H245V49H244ZM0 51H1V50H0ZM14 51H16V50H14ZM42 51H44V50H42ZM42 51H41V52H42ZM45 51H46V50H45ZM49 51H50V50H49ZM69 51H70V50H69ZM131 51H132V50H131ZM131 51H130V53H131ZM135 51L138 52L139 49H138V51H137V49H136ZM160 51H162V50H160ZM165 51H166V49H165ZM177 51H178V50H177ZM182 51H183V50H182ZM186 51H188V50H186ZM186 51H185V52H186ZM190 51H191V49L188 51V53H190ZM200 51H201V50H200ZM204 51H205V50H204ZM208 51H209V49H208ZM215 51H216V49H215ZM228 51H229V50H228ZM235 51L237 52V50H235ZM240 51H241V50H240ZM242 51H243V50H242ZM247 51H248V50H247ZM250 51H251V50H250ZM1 52H2V51H1ZM1 52H0V53H1ZM16 52H17V51H16ZM16 52H15V53H16ZM46 52H47V51H46ZM51 52H52V51H51ZM51 52H50L49 55H50V56L52 55V56H51V57L49 56V58L47 57V60H50V59H51V60H50V61H51L50 63H53V64H54L55 61L58 62V63H55L54 65L48 63V64H50V65H52V66H55V67L52 68V70H53V69L56 68L57 66H59V67L61 66V65L59 64V63H61V61H58L59 58L57 59V56L55 55V53L51 54ZM58 52H59V53H58ZM114 52L117 54V57H116V54H115ZM132 52H133V51H132ZM140 52H142V51L140 50L138 53H140ZM154 52L156 53V51H154ZM154 52H153V50H152V53H154ZM158 52H159V51H158ZM158 52H157V53H158ZM191 52H193V51H191ZM205 52H206V51H205ZM205 52H204V54H205ZM15 53H13V54L15 55ZM31 53H33V51H32ZM80 53H81V52H80ZM84 53H85V52H84ZM103 53H102V55H104ZM107 53H109V55H107ZM130 53H129V54H130ZM147 53H149V52H147ZM147 53H146V54H147ZM152 53H151V54H152ZM163 53H164V52H163ZM175 53H176V51H175ZM179 53H180V52H179ZM182 53H183V52H182ZM195 53H196V52H195ZM201 53H202V52H201ZM215 53L217 54V52H215ZM218 53H219V52H218ZM226 53H227V52H226ZM228 53H229V52H228ZM242 53H243V52H241V54H242ZM245 53H246V52H245ZM262 53H263V55H264V49L262 50ZM2 54H3V53H2ZM17 54H18V55H17ZM23 54H24V53H23ZM35 54H36V55H35ZM38 54L41 55V56H40V59H39V60L41 61L42 54H40L39 51L36 52V50H35V51H34V54H33L32 56H33V57H35V56H39ZM47 54H48V53H47ZM81 54H82V56H83V53H81ZM86 54H88V53H86ZM93 54H94V52H93ZM96 54H95V56H96ZM112 54L115 55V56L113 57ZM132 54H133V53H132ZM151 54H148V55H150V58L153 59V57H154V60H156V59H157V58L155 59V56H156V55H155V56H152V55H154V54H152V55H151ZM159 54H160V53H158V55H159ZM166 54H167V53H166ZM166 54H164V55H165V56H164V59H165L167 62L164 61L163 59H161L162 61L159 60L161 63L164 61V64L162 63V65H161V64L158 62V60H157L156 62H157L159 65H161V66L165 65V66H166L165 63H169L168 61H170V64H171V62H173V61H172V60H173L172 58H176V57H174V55L172 54L173 57H172V58L170 57L172 60H168V59H169V58H168L169 56H168V54H167V56H168V57H167ZM176 54H178V53H176ZM208 54H209V53H207V56H210V55H208ZM210 54H211V53H210ZM212 54H213V53H212ZM212 54H211V55H212ZM229 54H230V53H229ZM254 54H255V53H254ZM3 55H4V54H3ZM16 55H17V56H21V57H23V59L20 60L21 62L19 63V65L21 66V65L23 64L22 61L24 60V63H25V64H23V66L25 67V65L28 64V61H27L26 59H24L25 57L22 56V55H19L18 52L16 53ZM66 55H65V56H66ZM71 55H72V54H70V53L68 52V58H69V56L71 57ZM77 55H78V53H77ZM158 55H157L156 57H158ZM160 55H161V54H160ZM160 55H159L158 58H163V57H160ZM172 55H171V56H172ZM186 55H187V52H186ZM193 55H194V54H193ZM213 55H215V54H213ZM220 55H221V54H220ZM222 55H223V54H222ZM224 55H226V54H224ZM243 55H244V54H243ZM259 55H260V54H259ZM0 56H1V55H0ZM44 56H45V55H44ZM79 56L81 57V55H79ZM88 56H89V55H88ZM107 56H108V58H107ZM109 56H111L112 58L109 57ZM143 56H144V55H143ZM162 56H163V55H162ZM176 56H177V55H176ZM180 56H181V53H180ZM184 56H185V55H184ZM187 56H188V55H187ZM189 56H190V54H189ZM196 56L199 57V55H197V54L195 55V57H196ZM200 56H201V55H200ZM202 56H203V55H202ZM236 56H237V55H236ZM257 56H258V55H257ZM3 57H4V56H3ZM21 57H20V58H21ZM30 57H31V56H30ZM52 57H55V58H54L55 61H54V59H52ZM77 57H78V56H77ZM89 57H90V56H89ZM89 57H88V58H89ZM96 57H97V56H96ZM166 57H167L168 59H166ZM178 57H179V56H178ZM178 57H177V58H178ZM193 57H194V56H193ZM193 57H192V58H193ZM198 57H197V58H198ZM228 57H229V56H228ZM262 57H263V56H262ZM4 58H6V57H4ZM35 58H39V57H35ZM62 58H63V57H62ZM62 58H61V60H62ZM66 58H67V56H66L65 58H63V59H66ZM88 58H87V59H88ZM90 58H91V57H90ZM122 58H123V57H122ZM199 58H203V59H204V58H206V57H199ZM199 58H198V59H199ZM210 58H211V56H210ZM213 58H214V57H213ZM223 58H224V57H223ZM225 58H227V57H225ZM229 58H230V57H229ZM239 58H240V57H239ZM242 58H243V57H242ZM246 58H247V57H246ZM257 58H258V57H257ZM11 59H12V58H11ZM69 59H70V58H69ZM72 59H74V58H71L70 60H72ZM75 59H76V58H75ZM83 59H85V58L83 57ZM123 59L126 60V58H123ZM140 59H141V57H140ZM180 59H181V58H180ZM183 59H184V58H183ZM187 59H188V58H187ZM206 59H208V58H206ZM211 59H212V58H211ZM214 59H215V58H214ZM221 59H222V58H221ZM227 59H228V58H227ZM231 59L234 60L233 58H231ZM25 60H26L27 62H26ZM29 60H30V59H29ZM43 60H44V59H43ZM59 60H60V59H59ZM66 60L68 61V59H66ZM138 60H139V59H138ZM190 60H191V58L189 59V61H190ZM201 60H202V59H201ZM204 60H205V59H204ZM228 60H229V59H228ZM243 60H244V59H243ZM263 60H264V59H263ZM2 61H3V60H2ZM2 61L0 60L1 63H2ZM12 61H13V59H12ZM14 61H15V60H14ZM30 61H32V60H30ZM35 61H36V60H35ZM44 61H45V62H44ZM44 61H43V62L46 63V65H47V62H48V61H47V62H46V60H44ZM52 61H54V62H52ZM64 61H65V60H64ZM64 61H63L61 64H62V66L66 67V68L60 67V68H61L60 71L62 70V68H63V69H68V70L71 68V67H69L70 65L68 66V64H67L68 68H67V66H65V64L63 65ZM67 61H66V63H67ZM89 61H91V60H89ZM102 61H103V62H102ZM107 61H106V64L108 63ZM120 61H119V62H120ZM127 61H128V60H127ZM127 61H126V62H127ZM185 61H186V59H185ZM185 61H184V63H185ZM189 61H188V62H189ZM195 61H196V60H195ZM208 61H209V60H208ZM214 61H215V60H214ZM234 61H235V60H234ZM32 62H33V61H32ZM79 62L81 63L80 60H79ZM91 62H92V61H91ZM101 62H102V63H101ZM109 62H110V61H109ZM111 62H112V61H111ZM122 62H123V61H122ZM122 62H121V63H122ZM128 62H129V61H128ZM131 62H132V61H131ZM156 62H154V63H156ZM175 62H176V61H175ZM180 62H181V61H180ZM186 62H187V61H186ZM193 62H194V61H193ZM202 62H203V61H202ZM209 62H210V61H209ZM231 62H232V61H231ZM3 63H4V62H3ZM11 63H12V62H11ZM13 63H14V62H13ZM21 63H22V64H21ZM75 63H76V62H75ZM92 63H93V62H92ZM123 63H124V62H123ZM135 63H136V62H135ZM138 63H141L140 66H142V64H143L142 61H141V62L138 61ZM157 63H156V64H157ZM182 63H183V62H182ZM190 63H191V62H190ZM194 63H195V62H194ZM263 63H264V62H263ZM15 64H16V63H15ZM33 64H34V62H33ZM57 64H58V65H57ZM69 64H71V62H70ZM94 64H95V63H94ZM124 64H125V63H124ZM124 64H123V65H124ZM158 64H157V65H158ZM198 64H199V63H198ZM212 64H213V61H212ZM212 64H211V65H212ZM223 64H224V63H223ZM0 65H1V64H0ZM82 65H84V63H83ZM107 65H108V64H107ZM107 65H105V67H103V68H108L109 65H108V66H107ZM110 65H111V63H110ZM115 65H116V63H115ZM167 65L169 66V64H167ZM171 65H172L173 67H172ZM171 65H170L171 68H174V70H176V71H177V70H181V71L183 70V66H182L181 64H180V65H181L182 67H181V66H176L177 68L180 67L179 69H176V68H175V63H172ZM177 65H179V63H178ZM189 65H191V64H189ZM207 65H208V64H207ZM207 65H205V66H206V69H207ZM215 65H216V64H215ZM220 65H221V64H220ZM224 65L226 66V63H225ZM16 66H17V64H16ZM23 66H21V68H22ZM28 66H29V65H28ZM30 66H31V65H30ZM33 66H34V65H33ZM36 66H37V65H36ZM36 66H34V67H36ZM47 66H49V65H47ZM52 66L48 67V68H50V70H49V72H48V73H49L48 75H50V76H52V73L50 74V71H51V67H52ZM71 66H73V63H72ZM77 66L79 67L80 65L78 64ZM84 66H86V65H84ZM89 66H90V65H89ZM93 66L96 67L95 65H93ZM106 66H107V67H106ZM121 66H122V65H121ZM150 66H151V65H150ZM165 66H163L164 68H163V67H162V68L165 69ZM170 66H169V67H170ZM213 66H214V65H213ZM216 66H217V65H216ZM227 66H228V65H227ZM39 67H40V66H38V68H39ZM45 67H46V66H45ZM45 67H41V68H44V71H47ZM75 67H76V66H75ZM82 67H83V66H82ZM191 67H192V66H191ZM193 67L196 68V65L193 66ZM208 67H209V66H208ZM219 67H220V66H219ZM21 68H20V69H21ZM26 68H27V67H26ZM48 68H47V69H48ZM72 68H73V67H72ZM109 68H110V67H109ZM111 68H112V67H111ZM122 68H123V67H122ZM135 68H136V67H135ZM139 68H140V67H139ZM141 68H142V67H141ZM141 68H140V69H141ZM143 68H144V67H143ZM143 68H142V70H143ZM162 68H161V69H162ZM166 68H168V67H166ZM181 68H182V69H181ZM195 68H194V69H195ZM201 68H202V67H201ZM204 68H205V67H204ZM212 68H215V66L212 67ZM228 68H230V67H228ZM240 68H241V67H240ZM263 68H264V67H263ZM23 69H24V68H23ZM27 69H28V68H27ZM27 69H26L27 72H26V74H25L26 76H27V74H28V70H27ZM77 69H78V68H76V70H77ZM98 69H96V70L98 71ZM124 69H125V68H124ZM127 69H128V68H127ZM127 69H126V70H127ZM130 69H131V68H130ZM158 69H159V67H158ZM168 69H170V68H168ZM189 69H190V68H189ZM189 69H188V72H189ZM198 69H199V68H198ZM202 69H203V68H202ZM202 69H201V70H202ZM209 69H210V68H209ZM230 69H232V70H237V69H233V68H230ZM260 69H262V68H261L260 65H259V61H258V59H256V60H254L252 63L250 62L249 64H247V66H244V67H243V65H242V69H241L240 72H242V74H243V75H241V77H243V78L245 79L247 94H248V95L250 96V98L252 99L251 101H253L254 103H256L257 108H258V113H261V115H262V122H263V124H264V99H262V96H261V95H262V91L264 90V77H262V76H264V75L261 74V72H260L261 70H260ZM31 70H33V69H31ZM31 70H29V71H31ZM56 70L58 71L57 68H56ZM72 70H73V71H72ZM72 70L70 69V70H69V73H71V72H73V73L76 72L75 74H72V75H71L72 78H71L70 74L67 75V74H68L67 70H64V71H66L67 74H66L64 71H63V74H62V72H60V71H59V72H60L61 74H60L59 72H57L58 74H60V75L63 77V79H62V77H61L60 75H59L58 77L55 76V69H54V72H53V71H52V72L54 73L53 76H55L56 78L60 79V77H61V80H63V81L65 80V81L62 82V83H65L66 80H67V78H71L72 80L83 81V82H82V85H81V82H80V85L82 86V88H83L84 90L87 89L88 87H89V88L91 87L90 85H88V86H86L87 88H86V87L84 88V86L87 84V83L85 84V79H86V78H84V77H88V75L86 76V72H87V71L85 72V75L83 74L84 72L82 73V74H83L82 76H84V77H83L84 80H83L81 77H79L80 74H81V73H79L80 71L78 72V74H79V75H78V74H77V71L74 70V68H73ZM94 70H95V69H94ZM116 70H117V69H116ZM166 70H167V69H166ZM211 70L214 71L213 69H211ZM12 71H13V70H12ZM18 71H19V70H18ZM24 71H25V70H24ZM34 71H35V69H34ZM39 71H42V70L39 68ZM44 71H42V73H43ZM99 71L102 72V70H99ZM99 71H98V72H99ZM105 71H107V70H106V69L103 70V72H102V74H101L102 76L105 74V73H104ZM108 71H109V69H108ZM110 71H112V70H110ZM127 71H128V70H127ZM137 71H138V70H137ZM153 71H154V72H148L147 70H145V72H147V74L149 73L148 75H150V74H152V73H155L154 75H156V73H158V72L160 73L159 75H161L160 70H156V69L154 68ZM161 71H163V70H161ZM169 71H170V70H169ZM183 71H184V70H183ZM199 71H200V69H199ZM202 71H203V70H202ZM262 71H263V69H262ZM5 72H7V71H5ZM19 72H20V71H19ZM134 72H135V70H134ZM145 72H144V73H145ZM164 72H165V70H164ZM164 72H163V75H164ZM191 72H193V71H191ZM209 72H210V71H209ZM214 72H215V71H214ZM226 72H227V71H226ZM7 73H8V72H7ZM10 73H12V72H10ZM17 73H18V72H17ZM17 73H16V74H17ZM20 73H21V72H20ZM29 73H30V72H29ZM42 73H40V74H42ZM64 73H65V74H64ZM90 73H91V72H90ZM92 73H93V72H92ZM92 73H91V74H92ZM113 73H114V72H113ZM140 73H141V72H140ZM144 73H143V74H144ZM200 73H201V72H200ZM200 73H199V74H200ZM217 73H218V72H217ZM217 73H216V74H217ZM38 74H39V73H38ZM40 74H39V75H40ZM43 74H44L45 76L47 75L46 73H43ZM76 74H77L78 76H77ZM106 74H107V72H106ZM143 74H142V75H143ZM147 74H146V75H147ZM174 74H175V73H174ZM188 74H189V73H188ZM203 74H204V73H203ZM224 74H225V73H224ZM0 75H2V74L0 73ZM13 75H15V74L13 73ZM13 75H12V76H13ZM29 75H30V76H29V79H30L31 76L34 77V74H29ZM35 75H36V74H35ZM48 75H47V76H48ZM65 75H66V76H65ZM73 75H74V77H73ZM99 75H100V74H99ZM99 75H98L97 80H98L99 78H101ZM123 75H126V74H123ZM142 75H140V77H141ZM154 75L152 74L151 76H153V77L150 76V78H154V77H155ZM208 75H209V74H208ZM219 75H220V73H219ZM219 75H218V76H219ZM229 75L231 76L232 74H229ZM239 75H240V73H239ZM18 76H19V75H18ZM45 76H44V77H45ZM47 76H46V77H47ZM53 76H52V78H53ZM64 76H65V78H64ZM75 76H77L78 78L76 77V79H74ZM90 76H91V75H90ZM136 76H137V75H136ZM156 76H157V75H156ZM174 76H175V75H174ZM188 76H189V75H188ZM198 76H199V75H198ZM220 76H221V75H220ZM224 76H225V75H224ZM232 76H235V75H232ZM4 77H5V75H4ZM33 77H31V78L33 79V81H32V86H33V82L36 81V80H34V78L37 79L36 76H35L34 78H33ZM40 77H43V75H41ZM46 77H45V78H46ZM66 77H67V78H66ZM104 77H105V76H103V79H104ZM107 77H108V76H107ZM114 77H115V75H114ZM127 77H128V76H127ZM132 77H133V76H132ZM137 77H138V76H137ZM147 77H148V76H147ZM172 77H173V76H172ZM191 77L193 78L192 73H191ZM195 77H196V76L194 75V79H198V78H195ZM208 77H209V76H208ZM225 77L227 78L228 76L226 75ZM241 77H240V78H241ZM1 78H2V76H1ZM1 78H0V80H1ZM10 78H11V77H10ZM15 78H17V77H15ZM56 78H55V79H56ZM80 78H81V79H80ZM92 78H93V77H92ZM144 78H146V77H144ZM156 78H157V77H156ZM192 78H189V79H192ZM203 78H204V77H203ZM231 78H232V77H231ZM240 78H239V77L237 78V79H239V81L237 82V85H236V84L234 85L235 87L237 86L238 89H236L235 87L232 86V88H234L235 90H237V91H239V92H237V94H236V93L233 92V91H234V89H233V90L231 91V94L234 93L233 95L236 94V95L240 96V95H239V94H240V89H239L238 84L240 85V87L244 84L243 81H242L243 78H242V80H241ZM6 79H7V78H6ZM32 79H31V80H32ZM43 79H44V78H43ZM46 79H49V80H46V81H50V77H49V78L47 77ZM71 79H68V80H67L68 83L66 82V84L69 85L71 82H75V81H72ZM87 79H89V78H87ZM132 79H133V78H132ZM140 79H141V78H140ZM142 79H143V76H142ZM146 79H147V78H146ZM154 79H155V78H154ZM154 79H153V80H154ZM159 79H160V77H159ZM170 79H171V78H170ZM194 79H193V80H194ZM204 79H205V78H204ZM228 79H230V78H229V77L227 78V82H228ZM3 80H4V79H3ZM23 80H24V79H23ZM61 80H60V81H61ZM94 80H95V79H94ZM100 80H101V79H100ZM105 80H106V79H105ZM107 80H108V81H106L107 83H108V82L111 83V81H110L109 79H107ZM151 80H152V79H150V80L147 79V80H146V84H147V81L149 82V81H151ZM153 80H152V81H153ZM175 80H176V79H175ZM201 80H202V79H201ZM219 80H220V79H219ZM4 81H5V80H4ZM4 81H3V82H4ZM19 81H20V80H19ZM27 81H28V80H27ZM37 81H38V82H36V83L38 84V83H39V80L37 79ZM40 81H41V80H40ZM46 81H42V82H45V83H46ZM56 81H57V80H56ZM58 81H59V80H58ZM58 81H57V82H58ZM60 81H59V82H60ZM79 81H78V82H79ZM86 81H88V80H86ZM90 81H92V79H91ZM125 81H126V80H125ZM142 81H143V80H142ZM154 81H155V80H154ZM164 81H165V80H164ZM168 81H169V80H168ZM194 81H195V80H194ZM213 81H214V80H213ZM225 81H226V80H225ZM232 81H233V79H232ZM232 81H231V82H232ZM234 81H235V80H234ZM240 81H241L242 85H241V83H239ZM22 82H23V81H22ZM52 82H53V81H52ZM69 82H70V83H69ZM78 82H77V83H78ZM96 82H97V81H96ZM100 82L103 83V80H101ZM162 82H163V79H162ZM191 82H193V81H191ZM195 82H196V84H199L197 80H196ZM206 82H207V80H206ZM208 82H209V81H208ZM218 82H219V81H218ZM235 82H236V81H235ZM235 82H234V83H235ZM16 83H17V82H16ZM19 83H20V82H19ZM28 83H29V82H28ZM48 83L50 84V82H47L46 84H48ZM102 83H99V85L102 84ZM155 83H156V82H155ZM165 83H166V82H165ZM184 83H186V82H184ZM210 83H211V82H210ZM213 83H214V82H213ZM4 84H5V82H4ZM14 84H15V83H14ZM14 84H13V85H14ZM59 84L62 86L61 83H59ZM78 84H79V83H78ZM83 84H85V85H83ZM92 84H93V83H92ZM108 84H109V83H108ZM112 84H113V83H111L110 87H112ZM144 84H145V83H144ZM151 84H152V86H151ZM167 84H169V83H167ZM171 84H172V82H171ZM188 84H189V82H188ZM201 84H202V83H201ZM204 84H205V83H204ZM211 84H212V83H211ZM215 84H216V82H215ZM228 84H229V86H230V83H228ZM228 84H227V85H228ZM231 84H232V83H231ZM6 85H7V82H6ZM25 85H27V84H25ZM28 85L31 86V84H28ZM28 85H27V86H28ZM54 85H55V83H54ZM70 85H72V84H70ZM75 85H76V84H75ZM80 85H79V86H76V88L79 87V88L81 89ZM104 85H105V83H104ZM104 85L101 87L102 89L105 88ZM114 85H115V87H114ZM116 85H117V84H115V83L113 84V87H114V88H111V89H113V90H111V89L109 88V86H106V88H109L111 91H114V89L117 87ZM118 85H119L118 88H123V87H121L122 85L124 86V88H127V87H126L127 85H124V84H122L121 86H120V84H118ZM149 85H150L152 88H155V85H153L152 82H150L149 84H147V86H149ZM158 85H159V84H158ZM172 85H173V84H172ZM191 85H192V84H191ZM199 85H200V84H199ZM205 85H206V84H205ZM212 85H213V84H212ZM221 85H222V84H221ZM224 85H225V84H224ZM224 85H222V86L224 87ZM244 85H245V84H244ZM32 86L29 87V88H31V89H35V88H36L35 86H33L34 88H33ZM48 86H49V85H48ZM57 86H58V85H57ZM100 86H101V85H100ZM150 86H149V87H150ZM164 86H165V85H164ZM173 86H174V85H173ZM192 86H193V85H192ZM200 86H201V85H200ZM210 86H211V85H210ZM213 86H214V85H213ZM222 86H221V87H222ZM17 87H18V86H16V88H17ZM38 87H40V85H39ZM41 87H42V88H41ZM41 87H40L39 89H41V91H42V89H43L45 86H44V85H41ZM144 87H145V86H144ZM158 87H159V86H158ZM188 87H189V86H188ZM214 87H215V86H214ZM4 88H5V86H4ZM22 88H25V87H22ZM45 88H46V87H45ZM62 88L64 89V87H62ZM62 88H61V89H62ZM70 88L72 89V87H70ZM79 88H78L77 90L73 88L74 90L72 91V93H73V94H78V95H80V96L82 95V93L84 94L85 91H83V90H82V91H79V90H80ZM124 88H123V89H124ZM131 88H132V87H131ZM145 88H146V87H145ZM179 88H180V86L178 87V90H179ZM183 88H184V87H183ZM197 88H199V87H197ZM208 88H209V87H208ZM230 88H231V87H230ZM232 88H231V89H232ZM243 88H244V87H243ZM6 89H7V88H6ZM11 89H12V87H11ZM31 89H27V90H29V94H27L25 91H23V90H25V89L21 90L22 92H25L27 95H29V96L31 97V98H30V97L28 96L29 98H27V99H33V98H32V95H31V93H32L33 91H32ZM59 89H60V88H59ZM65 89H66V88H65ZM65 89H64V91L66 92ZM67 89H68V88H67ZM99 89H100V88H99ZM116 89H117V88H116ZM116 89H115V91H116ZM132 89H136V87H134V88H132ZM137 89H138V90L140 89V90H139L140 93L144 92L142 88H137ZM141 89H142V90H141ZM161 89H162V87H161ZM166 89H168V88H166ZM200 89H201V88H200ZM206 89H207V88H206ZM226 89H227V87H226ZM1 90H2V88H1ZM4 90H5V89H4ZM12 90H13V89H12ZM30 90H31V93H30ZM56 90H57V89H56ZM68 90H69V89H68ZM75 90H76V92H79V93H75ZM89 90H90V89H89ZM89 90H88V89L86 90V93H85L86 95H87L88 93H90L91 91H93V90H90V91H89ZM103 90H104V89H103ZM119 90H120V89H119ZM126 90H128V89H126ZM150 90H151V89H150ZM150 90H149V91H150ZM159 90H160V89H159ZM164 90H165V88H164ZM173 90H174V89H173ZM180 90H181V89H180ZM203 90H204V89H202V92H203ZM207 90H209V89H207ZM211 90H212V88H211ZM243 90H244V89H243ZM5 91H7V90H5ZM13 91H15V90H13ZM61 91H62V90H61ZM64 91H62V92L64 93ZM70 91H71V90H70ZM88 91H89V92H88ZM120 91H122V90H120ZM129 91H130V89H129ZM149 91L147 90V94H146V92H144L143 94H145V96H146V95H149ZM168 91H169V90H168ZM168 91H167V92H168ZM224 91H226V90L224 89ZM227 91H228V90H227ZM8 92H9V91H8ZM8 92H6V96H7ZM19 92H20V91L18 90V93H19ZM34 92H38V90H37V91L34 90ZM80 92H82V93H80ZM122 92H123V91H122ZM130 92L133 93L132 91H130ZM130 92H129V93H130ZM134 92H136V90H134ZM137 92H138V91H137ZM171 92H172V91H170V93H171ZM177 92H178V91H177ZM177 92H176V93H177ZM200 92H201V91H200ZM232 92H233V93H232ZM241 92H242V91H241ZM14 93H15V92H14ZM20 93H21V92H20ZM25 93H24V94H25ZM41 93H42V92H41ZM60 93H61V92H60ZM60 93H59V94H60ZM63 93H62V94H63ZM72 93L70 94V97H71V95L74 97V95H73ZM91 93H92V92H91ZM93 93H94V92H93ZM93 93H92V94H93ZM96 93H97V92H95L93 95L97 96ZM103 93H105V92H103ZM109 93H110V92H108V94H109ZM113 93H114V92H113ZM113 93L111 92V94L114 96ZM123 93H124V92H123ZM125 93H126V92H125ZM127 93H128V92H127ZM176 93H175V94H176ZM208 93H209V92H208ZM220 93H221V92H220ZM243 93H244V91H243ZM0 94H1V93H0ZM10 94H11V93H10ZM15 94H16V93H15ZM32 94H33V93H32ZM35 94L38 95L39 93H35ZM57 94H58V93H57ZM85 94L82 95L81 97H80V96H77V95H76L77 97H76V96L74 97V98L77 100V102H76V100H75V102L72 101V102L75 104V107H76L75 109H74V107L72 108V106H74V105H70L71 100L69 99L70 102L68 101V105L71 106L72 109H74V110H73L74 112H72V114L74 115V113H76V116L74 115V117H75V118L77 117V119H75V118L73 117V115H72L70 112H68V110H69V111H72L71 109H69V106H68V108L66 107L68 110L64 108V107H65V106H64V105H65L64 103H66L65 101H64V103H63L64 105H61V106H64V107H63V108H64L63 110H67V111H65V112H68L69 115L71 114V117H73V118H71V119H74L76 122L78 121V122H77V125L81 124L80 126H77L76 123H75V121L72 120L78 128H79V127H80V128L83 127L81 131H83V132L86 131V132H85V134H86V133H87V130L89 131V133H90V131H93V130H94L92 124H91L90 127H92L93 130H92L91 128H89V127H88L89 129H87V127L84 128V126H87V124H85V121H86V123H88V122H87L88 120H86V119H89L88 117H89V116H92L90 113H94V111H95L96 109H93V112H87V113H86V106H88L87 103H89V106H88L89 108L87 107V109H88V111H89V109L91 108V107H90V104L93 105L92 103H90L93 99L91 100L92 97H91V98L88 97V96H90V95H92V94H88L87 97L82 98L83 96H85ZM135 94H137V93H135ZM182 94H183V91H182ZM202 94H203V93H202ZM214 94H215V93H214ZM226 94H227V93H226ZM12 95H14V94H12ZM19 95H20V94H19ZM21 95H22V94H21ZM21 95H20V96H21ZM37 95H36V96H37ZM93 95H92V96H93ZM106 95H107V94H106ZM106 95H104V96H106ZM128 95H129V94H128ZM137 95H138V94H137ZM141 95H142V94H141ZM141 95H140V97H141ZM172 95H174V94H172ZM15 96H16V95H14L13 98H14ZM33 96H34L35 98L39 97V95H38L37 97H36L35 95H33ZM64 96H66V94H65ZM64 96H63V97H64ZM67 96H68V94H67ZM95 96H93V98H95V101H93V103H94V102L97 103V100H98V99H96V98L100 97V96H97V97H95ZM130 96H132V95H130ZM138 96H139V95H138ZM165 96H166V95H165ZM168 96H169V95H168ZM174 96H176V95H174ZM181 96H182V95H181ZM184 96H185V95H184ZM208 96H209V95H208ZM210 96H211V95H210ZM24 97H25V96H23V98H24ZM63 97H62V99L65 100V97H64V98H63ZM70 97H69V98H70ZM102 97H103V96H102ZM106 97H108V96H106ZM109 97H111V95H110ZM128 97H129V96H128ZM136 97H137V96L135 95V98H136ZM158 97H159V96H158ZM190 97H191V96H190ZM211 97H212V96H211ZM215 97H216V95H215ZM221 97H222V95H221ZM227 97H228V96H227ZM230 97H231V96H230ZM19 98H20V97H19ZM25 98H26V97H25ZM39 98H40V97H39ZM77 98L80 100L81 104H79L80 102H78L79 100H78ZM80 98H82V99H80ZM87 98H88V99H87ZM89 98H90V100H91L90 102H88ZM115 98H116V97H115ZM141 98H145V99H146V97H144V96L141 97ZM152 98L154 99V96H153ZM161 98H162V97H161ZM166 98H167V97H166ZM201 98H202V97H201ZM201 98H200V99H201ZM212 98H213V97H212ZM222 98H223V97H222ZM16 99L18 100V96L16 97ZM44 99L48 100V98H44ZM44 99H43V104L45 103V102H44ZM67 99H68V98L66 97V100H67ZM71 99H72V98H71ZM84 99L86 100V102H85ZM101 99H102V98L100 97L99 100H98L99 103H98V105H95V107H96V106H99V107H100V105H101V108H102V106H103L102 104H103V103H102V104L100 103V100H101ZM103 99H104V97H103ZM103 99H102V100H103ZM117 99H119L118 96H117ZM120 99H121V98H120ZM129 99H130V97H129L127 100H129ZM137 99L139 100V97H138ZM148 99H149V98H148ZM168 99H169V98H168ZM170 99H171V98H170ZM170 99H169V100H170ZM173 99H174V97H173ZM183 99H184V98H183ZM183 99H180V100L183 101ZM192 99H193V98H192ZM227 99H228V98H227ZM234 99H236V98H234ZM246 99H248V97H247ZM7 100H8V97H7ZM17 100H16V101H17ZM20 100H21V99H19L18 102L14 101V100H13V101L16 102V103H18V104H19V103H23L22 100H21V101H20ZM24 100H25V99H24ZM34 100H35V99H34ZM41 100H42V98H41ZM41 100H40V101H41ZM46 100H45V101H46ZM72 100H73V99H72ZM81 100H83V102H82ZM104 100H105V99H104ZM108 100H109V98H107V101H108ZM154 100H155V99H154ZM164 100H166V99H164ZM177 100H179V99H177ZM177 100H175V101H177ZM219 100H221V98H220ZM225 100H226V99H225ZM229 100H230V98H229ZM229 100H228V101H229ZM9 101H10V99H9ZM9 101H7V102H9ZM26 101H27V100H25V102H26ZM30 101H31V100H30ZM32 101H33V100H32ZM36 101H37V102H36V105H38L37 103H39V99H38V100L36 99ZM48 101H49V100H48ZM109 101H110V100H109ZM114 101H116V100H114ZM120 101H121V100H118V102H119L118 106H119L121 103L124 102V100H122L121 103H120ZM140 101H141V100H140ZM140 101H139V102H140ZM143 101H144V100H143ZM155 101H156V100H155ZM184 101L186 102V100H184ZM197 101H198V100H197ZM230 101H231V100H230ZM0 102L3 103L4 101H2V100L0 99ZM14 102H13V103H14ZM46 102H47V101H46ZM60 102H61V101H60ZM84 102H85L87 105H86ZM134 102H136V100H135ZM144 102H145V101H144ZM156 102H157V101H156ZM162 102H163V101H162ZM165 102H166V101H165ZM171 102H173V101H171ZM177 102H178V101H177ZM187 102H188V101H187ZM190 102H191V100H190ZM193 102H195V101H193ZM235 102H236V101H235ZM235 102H234V104H235ZM237 102H239V100H238ZM10 103H11V102H10ZM28 103H29V102H28ZM56 103H57V102H56ZM61 103H62V102H61ZM73 103H72V104H73ZM76 103H77V104H76ZM106 103H108V102H106ZM106 103H105V104H106ZM109 103H110V102H109ZM111 103L114 104L113 100H112ZM111 103L109 104V108H111V109L108 108V109H109V110L107 109L108 112H109L110 110H113V109L116 108V107H114ZM116 103H117V102H116ZM130 103H131V102H130ZM137 103H138V102H136V104H137ZM141 103H143V102L141 101V102L138 103V104L140 105ZM163 103H164V102H163ZM173 103H174V102H173ZM232 103H233V98H232ZM245 103H246V102H245ZM251 103H252V102H251ZM254 103H253V104H254ZM18 104H15V105H17V107H21V106H18ZM30 104H31V105H30ZM46 104H47V103H46ZM83 104H84L85 106H84ZM99 104H100V105H99ZM126 104H127V107H128V103H126ZM160 104H161V103H160ZM168 104H169V103H168ZM170 104H171V103H170ZM178 104H179V103H178ZM178 104H177V105H178ZM187 104H189V102H188ZM195 104H197V102H195ZM229 104H230V103H229ZM236 104H237V103H236ZM247 104H248V103H247ZM253 104H252V105H253ZM20 105H22V104H20ZM24 105H26V104L24 103V104L22 105V109H23V108H24V109L22 110V109L20 108V110L23 111V112L26 114V117H28V116H27V113H31V112L34 111V110H35V116H36V112H38L37 114H40L39 111H41V113H43L42 110H43L44 108H43V109L41 108L42 105H41L40 103H39V106H40V107L37 108L36 106H35V107L33 106V108H31L32 111H31V110H30V111L28 110L29 112L27 111V113H26V110H27V109L24 107ZM29 105H30V106H29V109H30V107H32V105H33L32 102H30ZM51 105H52V104H51ZM76 105L79 106V107H78V109L80 108L79 110L77 109V106H76ZM80 105H81V107H80ZM107 105H108V104H107ZM107 105H106V106H107ZM110 105H112L113 107H110ZM161 105H162V104H161ZM174 105H175V103H174ZM174 105H172V106H174ZM179 105H180V104H179ZM182 105H184V104H182ZM191 105H192V104H191ZM197 105H198V104H197ZM245 105H246V104H245ZM2 106H3V105H2ZM66 106H67V105H66ZM83 106L85 107V108H84L85 111H83L85 114H83V112H82V107H83ZM115 106H117V104H116ZM121 106H122V105H121ZM121 106H120V107H121ZM134 106H136V105H134ZM168 106H170V105H168ZM215 106H216V105H215ZM234 106H235V105H233V107H234ZM247 106H248V105H247ZM26 107H28V106H26ZM45 107L47 108V106H45ZM53 107H55V106L52 105V108H53ZM95 107H94V108H95ZM103 107H105V106H103ZM125 107H126V106H125ZM163 107H164V106H163ZM175 107H176V105H175ZM184 107H185V106H184ZM186 107L190 108L189 105L186 106ZM216 107H217L218 109L220 108V107H218V106H216ZM223 107H224V106H223ZM36 108H37V111H36ZM48 108L50 109L51 107L48 106ZM48 108H47V109H48ZM56 108H57V107H56ZM128 108H129V107H128ZM136 108H138V107H136ZM165 108H166V107H165ZM200 108H201V107H200ZM227 108H229V107H225V110H226ZM245 108H246V107H245ZM247 108H248V107H247ZM38 109H41V110L38 111ZM49 109H48V112H50V113H49L50 115H51V113L53 114V113H55V112H57L56 115L59 114V113H58V109H57V110H54L55 112H54V111L51 112V110H49ZM91 109H92V108H91ZM102 109H103V108H102ZM105 109H106V107H105ZM119 109H120V108H119ZM122 109H123V111H121V112L124 113L125 110H126L127 108L122 107ZM132 109H133V107H132ZM145 109H146V108H145ZM177 109H178V108H177ZM182 109H183V108H182ZM185 109H186V108H184V110H185ZM191 109H192V108H191ZM197 109H198V108H197ZM203 109H204V108H203ZM203 109H202V110H203ZM212 109H213V108H212ZM231 109H232V108H231ZM7 110H8V109H7ZM15 110H16V109H15ZM52 110H53V109H52ZM75 110H77V112H78V114H79L80 117L77 116V112H75ZM98 110L101 111V109H98ZM98 110H96V111H98ZM120 110H121V109H120ZM120 110H119V111H120ZM128 110H129V109H127V114L132 113L131 111L129 112ZM134 110H135V109H134ZM146 110H147V109H146ZM146 110H145V111H146ZM167 110H169V109L167 108ZM184 110H182V111H184ZM204 110H206V108H205ZM229 110H230V109H229ZM44 111H46V110H44ZM80 111L82 112V115H85L84 117H86V116L88 115V113H89L90 115L87 116L86 119H85L82 115H80V114H81ZM90 111H91V110H90ZM100 111H99V112H100ZM103 111H105V110H103ZM107 111L104 112V113H105V114H109ZM119 111H117V112L119 113ZM139 111H140V110H139ZM141 111H142V110H141ZM165 111H166V109H165ZM177 111H178V110H177ZM180 111H181V110H180ZM182 111H181V112H182ZM195 111H196V110H195ZM200 111H201V110H200ZM219 111H222V110H219ZM230 111H231V110H230ZM230 111H229V114H230ZM233 111L235 112V110H233ZM239 111H240V109H239ZM239 111H238V112H239ZM10 112H11V111H10ZM15 112H16V111H15ZM23 112H22V113H23ZM48 112H47V113H48ZM99 112H98V113H99ZM171 112H172V111H170V113H171ZM173 112H174V111H173ZM189 112H191V111H189ZM231 112H232V111H231ZM251 112H252V111H251ZM251 112L249 111V114H250ZM255 112H256V111H255ZM20 113H21V112H20ZM22 113H21V115H24V114H22ZM47 113H46V114H47ZM62 113H64V112H62ZM98 113H97V114H98ZM125 113H126V112H125ZM134 113H135V112H133V113L131 114V116L129 115L130 117H128L127 114H126V115L123 114L124 116L121 115V117H126V116H127L126 118H127V119H128V118H131L132 123H133L134 121H138V120H139L138 118H136V116H134V115H136L137 112H136L135 114H134ZM168 113H169V112H168ZM197 113H198V111H197ZM223 113H226V112H223ZM0 114H2V113H0ZM11 114H12V113H11ZM14 114H15V113H14ZM17 114H19V112H18ZM46 114L43 113L44 116H45ZM66 114H67V113H65V116H66ZM68 114H67V115H68ZM95 114H96V113H95ZM112 114H113V113H112ZM121 114H122V113H121ZM133 114H134V115H133ZM137 114L139 115V113H137ZM144 114H145V112H144ZM21 115L19 114L18 117L20 118ZM30 115H31V117H33V116H34V113H33V114H30ZM50 115H48V118H49ZM53 115H54V114H53ZM53 115H52V117H53ZM56 115H55V117H56ZM69 115H68V117H69ZM101 115H102V114H101ZM138 115H137V116H138ZM141 115H142V114L139 115V118H140V119H141V117H140ZM174 115H175V114H174ZM194 115H195V114H194ZM218 115H219V114H218ZM224 115H225V114H224ZM230 115H231V114H230ZM238 115H239V114H238ZM256 115H257V114H256ZM24 116H25V115H24ZM35 116H34V120L37 119V118H35ZM95 116H96V115H95ZM98 116H99V115H97V117H98ZM107 116H108V115H107ZM133 116H134L135 118H133ZM195 116H197V115H195ZM219 116H220V115H219ZM254 116H255V115H254ZM3 117H4V116H3V114H2V118H3ZM14 117H15V115H14ZM26 117H24V119H25ZM40 117H41V116H40ZM40 117H39V118H40ZM45 117L47 118V116H45ZM50 117H51V116H50ZM52 117H51V119H52L53 121H51V119H49V120L51 121V126H52V127L49 126V125H50V124H49L50 121L48 122V126H47V127L53 128V125H52V124H54V126H55L56 129H57L58 126H59V124H58L59 121L56 123V120H55V122H54V119H57L59 116L56 117V118H52ZM92 117H93V120H94L95 117H94V116H92ZM108 117H109V116H108ZM110 117H111V116H110ZM142 117H143V116H142ZM171 117H172V116H171ZM201 117H203V116H201ZM221 117H222V116H221ZM235 117H236V116H235ZM15 118H16V117H15ZM39 118H38V120H41V119H42L41 121L44 120L43 117H42L41 119H39ZM80 118H81V119L84 118V119H85V120H83L84 122H83ZM98 118H99V117H98ZM100 118H101V117H100ZM143 118H144V117H143ZM143 118H142V119H143ZM150 118L153 119L152 117H150ZM163 118H164V117H163ZM173 118H174V117H173ZM187 118H188V117H187ZM190 118H191V117H190ZM190 118H189V119H190ZM212 118H213V117H212ZM212 118H211V119H212ZM214 118H215V117H214ZM231 118H232V117H231ZM231 118H230V119H231ZM249 118H250V117H249ZM16 119H17V118H16ZM24 119H21V118H20V120H24ZM26 119H27V118H26ZM69 119H70V118H69ZM95 119H96V118H95ZM122 119H123V118H122ZM134 119H135V120H134ZM136 119H137V120H136ZM144 119H145V118H144ZM146 119H147V117H146ZM148 119H149V118H148ZM192 119H193V118H192ZM211 119H210V120H211ZM0 120H1V118H0ZM29 120H31V122L33 121V119H31V118L29 119V118H28V120H24L25 123L21 121V125H22V124H23V125H27V124H26V121H29ZM80 120H81V123H79ZM91 120H92V118H90V121H91ZM96 120H97V119H96ZM96 120L94 121V123L96 122ZM124 120L126 121L125 118H124ZM129 120H130V119H129ZM133 120H134V121H133ZM149 120H150V119H149ZM177 120H179V119H177ZM183 120H184V119H183ZM213 120H214V119H213ZM217 120H218V118L216 119V121H217ZM219 120H220V119H219ZM219 120H218V121H219ZM232 120H233V119H232ZM235 120H236V119H235ZM257 120H258V119H257ZM257 120H256V121H257ZM36 121H37V120H36ZM36 121H35V122H36ZM61 121H62V120H61ZM63 121H64V120H63ZM125 121L122 120V122H124V123H125ZM147 121H148V120H147ZM152 121H155V120L153 119ZM216 121H215V122H216ZM218 121H217L216 123H218ZM220 121H222V120H220ZM243 121H244V120H243ZM243 121H242V122H243ZM253 121H254V120H252V122H253ZM3 122H4V121H3ZM31 122H29V123H31ZM35 122H34V123H35ZM52 122H54V123H52ZM130 122H131V121H130ZM145 122H146V121H145ZM197 122L199 123V121H197ZM208 122H209V120H208ZM212 122H213V121H212ZM224 122H225V121H224ZM234 122H235V121H234ZM239 122H240V121H239ZM4 123H5V122H4ZM27 123H28V122H27ZM29 123H28V124H29ZM43 123H44V122H42V124H43ZM78 123H79V124H78ZM82 123H83L84 125H83ZM92 123H93V121H92ZM96 123H97V122H96ZM128 123H129V122H128ZM132 123H130V124H131V125H130L131 127H133V126H132ZM142 123H143V122H142ZM149 123H152V122H149ZM160 123H161V121H160ZM169 123H170V122H169ZM221 123L225 126V123H223V122H221ZM231 123H232V122H231ZM249 123H250V121H249ZM9 124H10V123H9ZM46 124H47V120H46ZM57 124H58V126H56ZM63 124L66 125L65 122H64ZM67 124H68V123H67ZM89 124H90V123H89ZM89 124H88V126H89ZM134 124H136V125H135L136 127H134V128H137V125H138V124H139V126L142 125L141 122H140V123H138V122H134L133 125H134ZM140 124H141V125H140ZM152 124H153V123H152ZM154 124H156V123H154ZM154 124H153V125H154ZM158 124H159V123H158ZM161 124H162V126H164L163 123H161ZM161 124H159V125H161ZM164 124H167V123H164ZM202 124H203V123H202ZM236 124H237V123H236ZM243 124H244V123H243ZM257 124H258V121H257ZM5 125H6L5 128H7V123H5ZM5 125H4V126H5ZM35 125H38V124H35ZM43 125H45V124H43ZM95 125H96V124H95ZM98 125H99V126H98ZM125 125H127V122L125 123ZM173 125H174V124H173ZM211 125H213V123H212ZM228 125H229V127H227ZM4 126H3V128H4ZM45 126H46V125H45ZM69 126H70V125H69ZM81 126H82V127H81ZM96 126H98V127L101 126L100 129L105 128V127L102 128V124H100V121H99V123H98ZM96 126H95V127H96ZM130 126H129V127H130ZM143 126H145V125H143ZM149 126H151V125H150V124H147V128H148ZM154 126H155L156 128L158 127V126H156V125H154ZM154 126H151L152 128L150 127L151 130L153 129ZM162 126H161V127H162ZM233 126L235 127L236 125L233 124ZM238 126H239V123H238ZM251 126H252V125H251ZM9 127L11 128V125H10ZM9 127H8L7 130H9V131L12 133L13 130L11 129V130H12V131H11ZM23 127H24L25 129H27L26 126H23ZM38 127L40 128L41 125L39 124V126H37L36 128H38ZM42 127H43V126H42ZM47 127H46V128H45V127L43 128V129L45 130L46 133H44V134H42V135H45V134H46V136H47V131L49 130V128H48V130H47ZM60 127H61V128H58L57 131H58V130L61 131L60 134L64 136V134L62 133V132H63V131H62V128H65V129H63L64 131L67 130V128H66L65 126L63 127V126H61V125H60ZM125 127H126V126H125ZM155 127H154V129H156ZM169 127H170V130H171L172 135H175V132H176V131H175V132H172L174 127H172V126H169ZM203 127H204V126H203ZM211 127H212V126H211ZM214 127H215V125H214ZM216 127H218V126H216ZM216 127H215V130L217 129ZM236 127H237V126H236ZM241 127H242V126H241ZM244 127H245V126H244ZM262 127H263V126H262ZM19 128H20V126H19ZM29 128H31V127H29ZM32 128H33V127H32ZM32 128H31V130H32ZM34 128H35V127H34ZM39 128H38V129H39ZM78 128H77L76 130H78ZM138 128H139V127H138ZM142 128H143V127H142ZM147 128H146V129H147ZM158 128H159V127H158ZM158 128H157V130H158ZM167 128H168V127H165L166 130H164L165 132L163 131V133H161V131L163 130V127L159 129V130H161L160 132H159V130H158L157 132H155L156 134H157V133L160 134L161 140H164V137L166 136V135H165V136H164V135L162 136L161 134H164V133H166L167 131H170L169 129L167 130ZM171 128H172V129H171ZM175 128H176V127H175ZM175 128H174V130H176ZM196 128H197V127H196ZM225 128H226V129H224V127L222 128L223 131L225 130V131H224V132L226 133L225 135L222 134V133H224V132L220 129V127L218 128V129H220V132H221V133H220V132H218V133H220V136H221V137L223 136L224 138H225L226 136H228V134H229L230 136H231V134H232V133H231L232 131H231V129H230V124L227 123L226 126H225ZM251 128H252V127H251ZM53 129H55V128H53ZM83 129H84L85 131H84ZM90 129H91V130H90ZM100 129H99V130H100ZM106 129H107V128H106ZM144 129H145V128H144ZM148 129H149V128H148ZM148 129H147V131H148ZM178 129H179L180 131H179ZM178 129H177V131H179V132H181V131L184 132V130H185V132H186V129H188V127L184 128V130H183V128H181V129L178 128ZM206 129H208V128H206ZM209 129H210V128H209ZM227 129H228V130H227ZM235 129H236V128H235ZM244 129H245V128H244ZM249 129H250V127H249ZM256 129H257V128H256ZM262 129H263V128H262ZM18 130H19V129H18ZM34 130H35V129H34ZM44 130H43V132H44ZM51 130H52V129H51ZM51 130H50V132H55V131H56V130H53V131H51ZM72 130H73V129H72ZM95 130L98 131V128L96 127ZM95 130L93 131V134L91 133L92 136H93V135L97 136L100 132H102V130H101L100 132L98 131V134H97V132H96ZM103 130H104V129H103ZM107 130H109V129H107ZM107 130H104V131H107ZM135 130H136V129H135ZM149 130H150V129H149ZM189 130H190V129H189ZM195 130H196V129H195ZM197 130H200V131H201V129H198V128H197ZM211 130H212V129H210V131H211ZM215 130H214V131H215ZM232 130H233V129H232ZM258 130H259V129H258ZM59 131H58V132H59ZM78 131H79V130H78ZM78 131H77V132H78ZM81 131H80V132H81ZM104 131H103V133H104ZM136 131H137V130H136ZM210 131H209V133H210ZM214 131H213V132H214ZM230 131H231V132H230ZM233 131H234V130H233ZM236 131H237V130H236ZM236 131H235V132H236ZM242 131H243V130H242ZM20 132H22V131L20 130ZM39 132H40V131H39ZM43 132H42V133H43ZM48 132H49V131H48ZM58 132H57V133L55 132L54 134H59ZM66 132H67V131H66ZM66 132H65V133H66ZM83 132H82V133H83ZM94 132H96V133H94ZM107 132H109V131H107ZM107 132H106V133H107ZM111 132H113V131H111ZM111 132H109V133H111ZM151 132L153 133L154 130L151 131ZM179 132H177V134H176L175 136H179ZM190 132H191V130H190ZM190 132H189V133H183V134H185V135L188 134V135H189V134H191ZM193 132H194V131H193ZM216 132H217V131H216ZM229 132H230V133H229ZM243 132H244V131H243ZM261 132H262V131H261ZM26 133H27V132H26ZM26 133H25V134H26ZM40 133H41V132H40ZM69 133L71 134V132H69ZM78 133H79V132H78ZM82 133H81V135L84 134V133H83V134H82ZM103 133H102V134H103ZM106 133H104V135H105ZM109 133L106 134V135L109 136V135H110ZM136 133H137V135L139 136L138 132H136ZM155 133H154V134H155ZM198 133L200 134V132H198ZM214 133H215V132H214ZM233 133H234V132H233ZM20 134H21V133H20ZM51 134H53V133H51ZM87 134H88V133H87ZM96 134H97V135H96ZM102 134H99V135L101 136ZM113 134H114V133H113ZM156 134H155V135H156ZM158 134H157V136H158ZM166 134H168V132H167ZM183 134H182V135H183ZM194 134L197 135V133L195 132V133L192 134V137L195 136ZM207 134H208V133H207ZM216 134H217V133H216ZM221 134H222V135H221ZM236 134H237V137H236ZM236 134L234 133L235 138H236V139H235V138H234V139H235L236 141H238V143H239V141H240V143H241V142H242V141H241L242 139H240V137H238L239 132L237 131ZM257 134H259V133H257ZM12 135L15 136L14 133H12ZM73 135H75V134H73ZM99 135H98V136H99ZM106 135H105V136H106ZM170 135H171V134H170ZM172 135H171V138H172ZM182 135H181L180 137L183 138V139H181V138L179 137V138L177 139L178 142H175V143L177 144V145H175V146H178V143H180L179 140H183V142H184V141L186 142V141L188 140V138H186L187 140L185 139V137H187L188 135H187V136L184 135V137H183ZM200 135H203V133L200 134ZM200 135H198V137H199ZM259 135H260V134H259ZM21 136H22V138H23L24 134H21ZM49 136H50V135H49ZM49 136H48V137H49ZM87 136H88V135H87ZM95 136H93V138H90V140H93V139L95 138ZM98 136H97V137H98ZM114 136H115V135H114ZM134 136H135V135H134ZM175 136H173V137L175 138ZM209 136L211 137V135L204 136V137H206V140H207V139L209 138ZM220 136H219V138H220ZM239 136H241V135H239ZM244 136H245V135H244ZM37 137H38L39 139H38ZM51 137H52V136H51ZM59 137H60V136H59ZM64 137H65V136H64ZM90 137H91V136H90ZM101 137H103V135H102ZM146 137H147L146 140H148V141L145 140ZM146 137H145V136H142V137H141V135H140L138 139L142 141V139L144 138V141H142L143 143H145V141H146L147 143H149V140L152 141V143L156 141L155 138H154L155 141H154V140H151V139H153V135L151 136V137H152L151 139H150L149 136H147V135H146ZM155 137H156V136H155ZM190 137H191V135H190ZM202 137H203V136H202ZM212 137H215V136H212ZM212 137H211V138H212ZM231 137H234V136L232 135ZM231 137H230V138H231ZM253 137H254V132H253ZM7 138L9 139L10 137L7 136ZM15 138H16V137H15ZM40 138H41L40 136H35L36 141L39 140L38 143L41 142V141H40V140H41ZM44 138H46V137H44ZM70 138H71V137H68V136H67V139H68V140H69ZM77 138H79V137H77ZM88 138H89V137H88ZM106 138L109 139V137H107V136H106ZM133 138H134V137H133ZM133 138H132V139H133ZM136 138H137V137H136ZM148 138H149V139H148ZM158 138H159V137H158ZM196 138H197V137H196ZM215 138H217V137H215ZM215 138H213V141L215 140ZM219 138H218V139H219ZM227 138L229 139V137H226V139H227ZM237 138H238V140H237ZM251 138H252V137H251ZM255 138H256V137H255ZM16 139H17V138H16ZM23 139H25V138H23ZM28 139H29V138H28ZM31 139H32V136H31ZM55 139H56V138H55ZM62 139H63V138H61V141H62ZM67 139L64 140V141H62V142H63L64 144H67V143H65V141H67ZM82 139H83V138H82ZM168 139H169L170 141H174V140H171V139L169 138V136H168ZM168 139H167V140H168ZM197 139H198V138H197ZM220 139H221V138H220ZM228 139H227V140H228ZM234 139H232V140H234ZM260 139H261V138H260ZM9 140H10V139H9ZM46 140H47V139H46ZM78 140H79V139H78ZM90 140H89V141H90ZM136 140H137V139H136ZM139 140H138V141H139ZM158 140H159V139H158ZM158 140H157V141H158ZM161 140H160V141H161ZM165 140H166V139H165ZM167 140H166V141H167ZM175 140H176V139H175ZM192 140H194V139H192ZM203 140H204V139H203ZM211 140H212V139H211ZM222 140H223V139H222ZM224 140H225V139H224ZM235 140H234V141H235ZM244 140L246 141V139H243V141H244ZM42 141H43V139H42ZM47 141H48V140H47ZM51 141L53 142V140H51V138H50V142H51ZM56 141H57V143H56ZM56 141H55L54 143L57 145L59 142H58L57 139H56ZM80 141H81V140H80ZM83 141H84V140H83ZM83 141H81V142H83ZM132 141H133V140H132ZM138 141H137V142H138ZM170 141H169V142H170ZM199 141H200V138H199ZM213 141H212V142H213ZM229 141H231V139H230ZM248 141H249V138H248ZM250 141H251V140H250ZM253 141H254V140H253ZM257 141H258V140H257ZM5 142L8 143V144L10 145V143H11L12 141L10 140V143H9V142H7V141L5 140ZM17 142H18V141H17ZM17 142H16V143H17ZM23 142H24V140H23ZM43 142H44V141H43ZM72 142H74V139H73V138H72ZM75 142H76V141H75ZM92 142H93V141H92ZM133 142H134V141H133ZM139 142H140V141H139ZM142 142H141V143H142ZM158 142H159V141H158ZM158 142H156V143H158ZM209 142H210V138H209ZM215 142H217V141L215 140ZM219 142H220V141H218V143H219ZM32 143H36V142L32 140ZM41 143H42V142H41ZM175 143H173L172 146H173ZM194 143H196V142H194ZM197 143H198V142H197ZM197 143H196V144H197ZM206 143H207L206 145L209 144L208 141H207ZM218 143H217V145H218ZM220 143H221V142H220ZM230 143H231V142H230ZM232 143H233V142H232ZM240 143H239V144H240ZM242 143H243V142H242ZM252 143H253V142H252ZM11 144H12V143H11ZM44 144H45V143H44ZM76 144H77V143H76ZM84 144H85V143H84ZM134 144H135V142H134ZM145 144H146V143H145ZM196 144H195V145H196ZM199 144H200V143H199ZM224 144H225V142H224ZM233 144H235V142H234ZM257 144H258V143H257ZM12 145H13V144H12ZM20 145H21V144H20ZM33 145H34V144H33ZM47 145H48V143H47ZM53 145H54V144H53ZM59 145H60V144H59ZM70 145H71V142H70ZM77 145H79V144H77ZM105 145H106V143H105ZM147 145H152V144H146V145H145V148L147 147ZM153 145H155V144H153ZM157 145H160V148H161V150L163 151V152H161V154H164V155H165V154H166V150L164 149V148H165L164 145L161 146V143H160V144L158 143ZM197 145H198V144H197ZM209 145H211V142H210ZM219 145H220V144H219ZM221 145H222V143H221ZM242 145H243V144H242ZM245 145H246V144H245ZM250 145H252V144L250 143ZM31 146H32V145H31ZM34 146H37V145H34ZM38 146H39V145H38ZM57 146H58V145H57ZM75 146H76V145H75ZM137 146H139V145H137ZM203 146H204V144H203ZM203 146H202V147H203ZM222 146H223V145H222ZM225 146H226V145H225ZM228 146L230 147V145H228ZM232 146H233V145H232ZM232 146H231V147H232ZM243 146H244V145H243ZM257 146H258V145H257ZM27 147H28V145H27ZM47 147H48V146H47ZM53 147H55V146H53ZM60 147L63 148L64 146H60ZM60 147H58V149H60V151H61L62 149H61ZM65 147H67L68 149L71 148V146L69 147V145H67V146L65 145ZM102 147H103V146H102ZM132 147H133V146H132ZM151 147H152V146H150L149 148H151ZM156 147H157V146H156ZM158 147H159V146H158ZM163 147H164V148H163ZM173 147H174V146H173ZM195 147H196V146H195ZM204 147L207 148L208 146H204ZM215 147H216V146H215ZM220 147H221V146H220ZM233 147H235V145H234ZM233 147H232V148H233ZM238 147H239V145H238ZM238 147H237V148H238ZM262 147H263V146H262ZM8 148H9V147H8ZM21 148H23V147H20V149H21ZM35 148H36V147H35ZM106 148H108V147H106ZM111 148H112V146H111ZM237 148L235 147V149H237ZM257 148H258V147H257ZM259 148H260V147H259ZM9 149H10V148H9ZM23 149H24V148H23ZM28 149H30V147H28ZM40 149H41V148H40ZM50 149H52V148H50ZM53 149H54V150H57V152H58V149H57V148H53ZM64 149H66V148H64ZM64 149H63V150H64ZM84 149H85V151H86V147H84ZM103 149H104V148H103ZM108 149H110V145H109V148H108ZM108 149H107V150H108ZM113 149L115 150V148H113ZM133 149H134V148H133ZM133 149H132V150H133ZM147 149H148V148H147ZM151 149H153V148H151ZM158 149H159V148H158ZM163 149H164L165 151H164ZM170 149H171V148H170ZM191 149H192V148H191ZM197 149H198V151H199V148H196L195 150H197ZM201 149H203V148H200V151H201ZM207 149H210V148H207ZM211 149H212V148H211ZM211 149H210L209 151H211ZM215 149L218 150V148H215ZM221 149H222V148H221ZM221 149H220V150H221ZM240 149H241V148H240ZM244 149H246V148H244ZM254 149H255V148H254ZM21 150H22V149H21ZM31 150H32V149H31ZM63 150H62V151H63ZM87 150H88V152H90V149H87ZM104 150H105V149H104ZM111 150H112V149H111ZM111 150H109V151H111ZM128 150H129V149H128ZM141 150H142V149H141ZM143 150H144V149H143ZM143 150H142V151H143ZM148 150H149V149H148ZM154 150H155V147H154ZM161 150H160V151H161ZM193 150H194V149H193ZM195 150H194V151H195ZM203 150H205V149H203ZM223 150H224V149H223ZM249 150H251V149H249ZM256 150H257V149H256ZM9 151H10V150H9ZM42 151H43V150H42ZM51 151H52V150H51ZM62 151H61V152H62ZM66 151H67V150H66ZM109 151H108V152H109ZM191 151H192V150H191ZM215 151H216V150H215ZM227 151L230 152L229 149H228ZM239 151H240V150H239ZM244 151H245V150H244ZM244 151H242L241 153H243ZM246 151H247V150H246ZM10 152H11V151H10ZM22 152H23V150H22ZM35 152H36V151H35ZM35 152H33V153H35ZM53 152H54V151H53ZM55 152H56V151H55ZM55 152H54V153H55ZM86 152H87V151H86ZM88 152H87V153H88ZM106 152H107V151H106ZM117 152H118V150L116 151V153H117ZM130 152H131V151H130ZM150 152H151V151H150ZM157 152H158V151H157ZM157 152H156V153H157ZM195 152H197V151H195ZM205 152L208 153V151H205ZM236 152H238V151L236 150ZM236 152H234L235 154H233V155H234V156L236 155V157H237V154H238V153L236 154ZM23 153H24V152H23ZM44 153H45V152H44ZM49 153H51V152L49 151ZM49 153H45V154H49ZM58 153H59V152H58ZM62 153L66 154L64 151H63ZM62 153H61V154H62ZM93 153L95 154L94 151H93ZM110 153H113V151H111ZM114 153H115V152H114ZM114 153H113V154H114ZM139 153H140V152H139ZM158 153H159V152H158ZM172 153H173V152H172ZM56 154H57V153H56ZM59 154H60V153H59ZM68 154H69V153H68ZM140 154H142V153H140ZM161 154H160V155H161ZM167 154H168V153H167ZM167 154H166V155H167ZM204 154H205V153H204ZM208 154H209V153H208ZM220 154H221V153H220ZM225 154H226V153H225ZM228 154H229V153H227V157H228ZM244 154L247 155L245 152H244ZM13 155H14V154H13ZM24 155H25V154H24ZM51 155H53V154L51 153ZM69 155H70V154H69ZM88 155H90V153H88ZM95 155H96V154H95ZM95 155H94V156H95ZM135 155H136V154H135ZM142 155H143V154H142ZM146 155H147V152H146ZM158 155H159V154H158ZM172 155H173V154H172ZM195 155H197V154H195ZM199 155H200V154H199ZM199 155H197V156L199 157ZM222 155L224 156V153H223V152H222ZM231 155H232V154H231ZM239 155H240V154H239ZM248 155H249V154H248ZM46 156H48V155H46ZM55 156H56V158H58L57 155H55ZM67 156H68V155H67ZM70 156H71V155H70ZM96 156H98V155H96ZM119 156H120V155H119ZM122 156H123V155H122ZM130 156H131V155H130ZM132 156H133V155H132ZM137 156H138V155H137ZM143 156H144V155H143ZM168 156H169V154H168ZM168 156H167V157H168ZM220 156H221V155H220ZM223 156H221L220 158H222ZM242 156H243V154H242ZM35 157H36V155H35ZM43 157H45V156L43 155ZM49 157H50V156H49ZM71 157H72V156H71ZM150 157H151V156H150ZM150 157H148V160H152V158L150 159ZM161 157H164V156L162 155ZM165 157H166V156H165ZM167 157H166L165 159H167ZM232 157H233V156H232ZM232 157H231V159H232ZM243 157H244V156H243ZM245 157H247V156H245ZM14 158H15V157H14ZM33 158H34V155H33ZM63 158H65V157H63ZM67 158H69V157H67ZM67 158H66V159H67ZM113 158H114V157H113ZM116 158H117V157H116ZM141 158H142V157H141ZM171 158H172V157H171ZM191 158H192V157H191ZM193 158H194V156H193ZM195 158H196V157H195ZM199 158H200V157H199ZM202 158H203V157H202ZM204 158H205V157H204ZM204 158H203V159H204ZM224 158L226 159V155H225ZM238 158H239V157H238ZM240 158H241V157H240ZM240 158H239V159H240ZM247 158H248V157H247ZM45 159H46V158H45ZM66 159H65V160H66ZM69 159H70V158H69ZM69 159H68V160H69ZM71 159H72V158H71ZM71 159H70V160H71ZM117 159H118V158H117ZM139 159H140V158H139ZM143 159H144V162H145V158H143ZM159 159H160V158H159ZM189 159H190V158H189ZM196 159H198V158H196ZM203 159H202V160H203ZM205 159H206V158H205ZM207 159H209V158H207ZM228 159H229V158H228ZM228 159H226V160H228ZM233 159H234V157H233ZM245 159H246V158H245ZM3 160H4V159H3ZM7 160H8V159H7ZM36 160H37V159H36ZM38 160H39V159H38ZM68 160H66V161H68ZM70 160H69V161H70ZM110 160H112V159H110ZM160 160H161V159H160ZM187 160H188V159H187ZM217 160H218V159H217ZM235 160H236V159H234V161H235ZM240 160H241V159H240ZM243 160H244V159H243ZM43 161H44V160H43ZM43 161H42V162H43ZM54 161H55V160H54ZM60 161H61V160H60ZM63 161H64V160H63ZM63 161H62V162H63ZM69 161H68V162H69ZM71 161H72V160H71ZM71 161H70V162H71ZM137 161H138V160H137ZM153 161H154V160H153ZM153 161H152V162H153ZM218 161H219V160H218ZM224 161H225V160H224ZM229 161H230V160H229ZM231 161H232V160H231ZM236 161H237V160H236ZM4 162H5V161H4ZM16 162H18V161H16ZM56 162H57V160H56ZM125 162H126V161H125ZM138 162H139V161H138ZM142 162H143V161H142ZM12 163H13V162H12ZM19 163H20V162H19ZM47 163H48V162H47ZM57 163H58V162H57ZM93 163H94V162H93ZM93 163L90 162V164H93ZM155 163H156V162H155ZM170 163H171V162H170ZM170 163H169V161L167 162V164H170ZM172 163H173V161H172ZM172 163H171V164H172ZM203 163L206 164L207 162H202V164H203ZM218 163H219V162H218ZM225 163H226V161H225ZM227 163H228V162H227ZM227 163H226V164H227ZM244 163H246V162L244 161L243 164H244ZM249 163H250V162H249ZM249 163H248V165H249ZM263 163H264V160H263ZM28 164H29V163H28ZM38 164H39V162H38ZM48 164H49V163H48ZM58 164H59V163H58ZM64 164H65V162H64ZM66 164H67V163H66ZM66 164H65V165H66ZM72 164H73V163H72ZM88 164H89V163L87 162V165H88ZM117 164H118V163H117ZM156 164H157V163H156ZM173 164H175V163H173ZM198 164H199V163H197V165H198ZM202 164H200V165H202ZM219 164H220V163H219ZM229 164H230V165H232V164L234 165V163H231V162H230ZM246 164H247V163H246ZM59 165H60V164H59ZM68 165H69V164H68ZM73 165H74V164H73ZM158 165H159V164H157V166H158ZM162 165H163V164H162ZM165 165H166V163H165ZM176 165H177V164H176ZM184 165H185V164H184ZM200 165H198L197 167L199 168ZM211 165H212V164H211ZM211 165H210V166H211ZM220 165H221V164H220ZM235 165H236V164H235ZM248 165H245V164H244L243 166H245V167L247 166L246 168H248ZM18 166H21V165H18ZM40 166H41V164H40ZM60 166H61V165H60ZM89 166H91V165H89ZM94 166L96 167V170H97V166H96V165H94ZM121 166H122V165H121ZM130 166H132V165H130ZM149 166H150V164H149ZM160 166H161V165H160ZM167 166H168V167H171V166L173 167V165H167ZM207 166H208V165H207ZM210 166H208L209 170L212 169V168H210ZM249 166H250V165H249ZM256 166H257V165H256ZM4 167H5V166H4ZM13 167H14V166H13ZM22 167L24 168V166H22ZM26 167H28V166H26ZM35 167H36V166H35ZM61 167H62V166H61ZM70 167H71V166H70ZM103 167H104V166H103ZM147 167H148V166H147ZM161 167H163V166H161ZM174 167H175V165H174ZM177 167H178V166H177ZM179 167H180V166H179ZM179 167H178V170H177L178 172H179V170H180L183 166H182L181 168H179ZM189 167H190V166H189ZM200 167H201V166H200ZM205 167H206V166H205ZM205 167L202 166L201 168H205ZM214 167H216V166H214ZM226 167H227V166H226ZM232 167H233V166H232ZM232 167H231V168H232ZM251 167H252V166H251ZM251 167H249V168H251ZM257 167H258V166H257ZM29 168H30V166H29ZM52 168H53V167H52ZM185 168H187V167H184V169H185ZM193 168H194V167H193ZM195 168H196V167H195ZM195 168H194V169H195ZM206 168H207V167H206ZM208 168H207V169H208ZM222 168H223V167H221V170H222ZM231 168H230V169H231ZM234 168H235V167H234ZM242 168H243V167H242ZM5 169H6V168H5ZM24 169H25V168H24ZM43 169H44V168H43ZM54 169H55V168H54ZM69 169H70V168H69ZM69 169H68V170H69ZM71 169H72V168H71ZM71 169H70V170H71ZM104 169H106V167H104ZM107 169H109V168H107ZM142 169H143V168H142ZM165 169H166V168H165ZM165 169H164V170H165ZM170 169H171V168H170ZM184 169H183V170H184ZM190 169H192V168H190ZM207 169H206V170H207ZM9 170H10V169H9ZM14 170H15V169H14ZM16 170H17V169H16ZM29 170H30V169H29ZM47 170H48V169H47ZM59 170H60V169H59ZM63 170H64V169H63ZM75 170L77 171V169H75ZM87 170H88V169H87ZM158 170H159V169H158ZM158 170H156V171H158ZM172 170H174V169H172ZM187 170H189V169H187ZM206 170H205V171H206ZM212 170H213V169H212ZM226 170H227V172H228L229 167H228ZM226 170L224 169V170H223L224 172H222V173L225 174V171H226ZM234 170H235V169H234ZM250 170L252 171V168H251ZM30 171H31V170H30ZM37 171H38V170H37ZM39 171H40V170H39ZM60 171H61V170H60ZM66 171H67V170H66ZM76 171H74V172H76ZM78 171H79V170H78ZM78 171H77V172H78ZM88 171H89V173L86 174V175H90V174L92 173V172L90 173V170H88ZM105 171H106V170H105ZM109 171H110V170H109ZM147 171H148V169H147ZM153 171H154V170H153ZM194 171H195V170H194ZM216 171L219 172L218 170H216ZM239 171H240V170H239ZM241 171H242V170H241ZM245 171H246V169H245ZM9 172H11V171H9ZM34 172H35V171H34ZM61 172H62V171H61ZM69 172H70V171H69ZM69 172H68V173H69ZM74 172H73V173H74ZM110 172H111V171H110ZM151 172H152V171H151ZM163 172H165V171H163ZM170 172H172V171H170ZM214 172H215V170H214ZM214 172H213V173H214ZM236 172H237V171H236ZM20 173H21V171H20ZM40 173H41V172H40ZM50 173H51V172H49L47 176H49ZM63 173H64V172H63ZM78 173H79V172H78ZM78 173H77V174H78ZM103 173H105V172H103ZM107 173H108V171H107ZM115 173H116V172H115ZM146 173H147V172H146ZM152 173H153V172H152ZM152 173H151V174H152ZM174 173H176V172H173V176L176 175V174L174 175ZM191 173L193 174V172H191ZM204 173H205V172H204ZM208 173H209V172H208ZM222 173H221V176H223ZM230 173H231V172H230ZM238 173H239V172H237L236 174H237V175L241 174V173H239V174H238ZM248 173H249V172H248ZM11 174H12V173H11ZM23 174H24V173H23ZM26 174H27V173H26ZM28 174H29V173H28ZM65 174H67V173L65 172ZM65 174H63V175H65ZM74 174H75V173H74ZM77 174H76V175H77ZM105 174H106V173H105ZM116 174L119 176L118 173H116ZM116 174H115V177L117 176ZM155 174H157V173H155ZM158 174L160 175L161 172H159ZM165 174H166V173H165ZM216 174H217V173H215V176H217ZM226 174H227V173H226ZM226 174L224 175L225 178H226ZM234 174H235V173H234ZM246 174H247V173H246ZM252 174H253V173H252ZM254 174H255V173H254ZM29 175H30V174H29ZM31 175H32V174H31ZM50 175H51V174H50ZM70 175H71V174H70ZM70 175H69V178H71ZM72 175H73V174H72ZM72 175H71V176H72ZM91 175H92V176H90V177H91V179H92L93 174H91ZM97 175H98V174H97ZM102 175H103V174H102ZM161 175H163V174H161ZM206 175H207V173H206ZM232 175H233V173H232ZM26 176H27V175H26ZM67 176H68V175H67ZM103 176H104V175H103ZM103 176H101L102 178L99 177L100 179H99L98 177H96V176H95V177L98 178V181H99V180H101V179L103 180ZM149 176H150V175H149ZM151 176H152V175H151ZM176 176H177V175H176ZM219 176H220V173H219V175H218V178H222L221 176H220V177H219ZM241 176H242V175H239V176H236V175H235V177H233V176H232V177L235 178L236 181H237L238 179H237L236 177H240V178H241ZM16 177H17V176H16ZM30 177H31V176H30ZM30 177H28V179H29ZM57 177H58V176H57ZM64 177H65V176H64ZM75 177H76V176H75ZM112 177H113V176H112ZM119 177H120V176H119ZM153 177H154V176H153ZM153 177H152V178H153ZM228 177H230V176H228ZM228 177H227V178H228ZM243 177H244V175H243ZM49 178H50V176H49ZM51 178H52V176H51ZM65 178H66V177H65ZM72 178H73V177H72ZM72 178H71V179H72ZM123 178H124V176H123ZM123 178H122V179H123ZM159 178H160V177H159ZM164 178H165V177H164ZM176 178H177V177H176ZM194 178H196V177L194 176ZM201 178H202V176L200 177V179H201ZM244 178H245V177H244ZM257 178H258V177H257ZM257 178H256V179H257ZM12 179H13V178H12ZM20 179H21V177H20ZM20 179H19V180H20ZM30 179H31V178H30ZM110 179H111V178H110ZM155 179H156V177H155ZM155 179H154V180H155ZM160 179H161V178H160ZM162 179H163V177H162ZM222 179L225 180L224 178H222ZM228 179H230V178H228ZM258 179H259V178H258ZM258 179H257V180H258ZM47 180H48V179H47ZM67 180H68V179H67ZM72 180H73V179H72ZM80 180H81V179H80ZM112 180H113V178H112ZM112 180H111V181H112ZM115 180H116V179L114 178L113 181H115ZM179 180H180V179H179ZM257 180H256V181H257ZM20 181H21V180H20ZM51 181H52V180H51ZM74 181H75V180H74ZM93 181H95V180H93ZM111 181L109 180L110 183H111ZM118 181H119V180H116V182H118ZM155 181H156V180H155ZM159 181H160V180H159ZM162 181H164V180H162ZM189 181H190V180H189ZM201 181L205 182V181L202 180V179H201ZM230 181H231V180H230ZM236 181H234V182H236ZM239 181H240L241 184H239V185H240V186H239V189H238V188H237V189H238V190H241L240 187H241V188H242V187H243V188H246V187H244L245 185L243 184V183L246 181V179H245V181H242V180L239 179ZM22 182H23V181H22ZM27 182H28V181H27ZM31 182H32V180H31ZM31 182H30V183H31ZM52 182H54V181H52ZM153 182H154V181H153ZM170 182H171V181H170ZM172 182L175 183L176 181H172ZM227 182H228V181H227ZM232 182H233V181H232ZM237 182H238V181H237ZM263 182H264V181H263ZM20 183H21V182H20ZM33 183H34V181H33ZM67 183H68V182H67ZM76 183H77V182H76ZM92 183H93V182H92ZM96 183H97V182H96ZM157 183H158V182H157ZM165 183H166V185H167V184H168V185H171V184L167 183L166 181H165ZM177 183H178V182H177ZM225 183H226V182H225ZM229 183H230V182H229ZM238 183H239V182H238ZM26 184H27V183H26ZM74 184H75V182H73V185H74ZM105 184H107V183H105ZM116 184H119V183H116ZM159 184H160V183H159ZM230 184H231V183H230ZM261 184H262V183H261ZM11 185L13 186V184H11ZM22 185H23V183H22ZM33 185H35V184H33ZM33 185H30V186H33ZM64 185H65V184H64ZM71 185H72V184H71ZM93 185L95 186V183H93L92 186H93ZM103 185H104V183H103ZM113 185H114V184H113ZM179 185H180V183H179ZM204 185H205V184H204ZM204 185H202V186H204ZM217 185H218V184H217ZM222 185H223V186H226V184H223V183H222V184H220L219 187L222 188V187H223ZM227 185H228V183H227ZM242 185H244V186H242ZM259 185H260V184H259ZM28 186H29V185H28ZM37 186H38V185H37ZM94 186H93V188H94V191H95L96 189H95ZM104 186H105V185H104ZM108 186H110V185H107V188H108ZM115 186H119V185H114V187H111V188H115V189H117ZM161 186H163V185H161ZM171 186H173V184H172ZM174 186H175V185H174ZM212 186H213V185H212ZM248 186H249V185H248ZM21 187H22V186H21ZM54 187H55V186H54ZM71 187H72V186H71ZM76 187H77V186H76ZM90 187H91V186H90ZM96 187H97V186H96ZM130 187H131V186H130ZM178 187H179V186H178ZM178 187H177V189H178ZM219 187H218V188H219ZM227 187H228V186L223 187L220 191L223 192L224 190H225V191H226V190H227V191L229 190V191L227 192V195H228V196L230 195V196H229V198H227L228 196H226V198H227V200H229V202H230V200H234L233 197H234L235 195L237 196V194H235L236 192H235L234 194L232 193L234 190H233V191L230 190V185H229V187H228L229 189H227ZM234 187H235V185H234ZM12 188H13V187H12ZM24 188H25V187H24ZM33 188H34V187H33ZM42 188H43V187H42ZM61 188H62V187H61ZM74 188H75V187H74ZM160 188H161V187H160ZM173 188H174V187H173ZM179 188H180V187H179ZM225 188H226V189H225ZM250 188H251V187L249 186V189H250ZM263 188H264V187H263ZM263 188H262L263 191H262V190H258L257 192H256V191H255V192L252 191V192H254V193L251 194V196H252L253 198H256V199H258V200L260 201L259 205L261 204V206H262V203L264 204V189H263ZM43 189H44V188H43ZM72 189H73V188H72ZM97 189H98V188H97ZM99 189H100V188H99ZM99 189H98V191H99ZM131 189H132V188H131ZM167 189H168V188H167ZM169 189H171V188H169ZM223 189H224V190H223ZM13 190L15 191L14 188H13ZM25 190H26V189H25ZM25 190H23V191H25ZM29 190H31V189H29ZM36 190H37V189H36ZM38 190H39V189H38ZM45 190H46V189H45ZM73 190H74V189H73ZM109 190H111V189H109ZM171 190H173V189H171ZM171 190H170V191H171ZM179 190H180V189H179ZM190 190H191L192 192L195 191V190H192V189H190ZM190 190H189V191H190ZM207 190H210V189L207 188ZM217 190H219V189H217ZM235 190H236V189H235ZM242 190H243V192L245 191V189H242ZM247 190H248V188H247ZM247 190L245 191V194L247 193ZM43 191H44V190H43ZM75 191H77V190H75ZM92 191H93V189L91 190V192H92ZM94 191H93V192H94ZM100 191H101V189H100ZM114 191H115V190H114ZM116 191H117V190H116ZM183 191H184V190H183ZM196 191H197V190H196ZM198 191H199V190H198ZM198 191H197V192H198ZM211 191H212V190H211ZM231 191H232V192H231ZM248 191H249V190H248ZM40 192H41V191H40ZM86 192H87V191H86ZM88 192H90V190H88ZM88 192H87V193H88ZM96 192H97V191H96ZM101 192H102V191H101ZM135 192H136V191H135ZM172 192L174 193V191H172ZM197 192H196V193H197ZM203 192L206 194V193H207V192H206V189H205V191L202 190V192H201V193L199 192V193H200V194H204ZM213 192H214V190H213ZM213 192H212V193H213ZM217 192H218V191H217ZM217 192H216V190H215V194H216ZM230 192H231V194H230ZM237 192H238V191H237ZM240 192H241V191H240ZM21 193H22V192H21ZM26 193H27V192H25V196H26ZM35 193H36V192H35ZM41 193H42V192H41ZM47 193H48V192H47ZM50 193H51V192H50ZM163 193H165L164 190H163ZM180 193H181V192H180ZM193 193H194V192H193ZM45 194H46V193H45ZM101 194H102V193H101ZM169 194H170V193H169ZM181 194H182V193H181ZM181 194H180V196H181ZM185 194H186V193H185ZM185 194H183V195H185ZM194 194H195V193H194ZM209 194H210V193H209ZM209 194H208V195H209ZM215 194H214V195H215ZM223 194H224V193H223ZM225 194H226V193H225ZM232 194H233L234 196H233ZM239 194H240V193H239ZM253 194H254L255 197L253 196ZM15 195H16V194H15ZM27 195H28V194H27ZM41 195H42V194H41ZM52 195H53V193H52ZM52 195H51V196H52ZM73 195H74V194H73ZM75 195L77 196V193H76ZM165 195H166V194H165ZM196 195H197V194H196ZM206 195H207V194H206ZM214 195H212L211 199L213 198ZM42 196H44V195H42ZM54 196H56V195H54ZM100 196H101V195H100ZM131 196H132V195H131ZM167 196H169V195H167ZM189 196H190V195H189ZM200 196H201V195H200ZM210 196H211V195H210ZM223 196H225V195H223ZM243 196H244V195H243ZM246 196H247V194H246ZM28 197H29V195H28ZM38 197H40V195H39ZM38 197H37V199H38ZM52 197H53V196H52ZM52 197H51V198H52ZM183 197H186V196H183ZM194 197H197V196H194ZM202 197H203V196H202ZM215 197L217 198V195H215ZM215 197H214V198H215ZM220 197H221V196H220ZM237 197H238V196H237ZM237 197H236V199H237ZM252 197H251V200H252V201L250 200V201L252 202L251 204H253V203L256 204V201H257V200H256V199H252ZM31 198H32V197H31ZM33 198H34V196H33ZM33 198H32L31 201H34V200H35V199L33 200ZM56 198H57V196H56ZM56 198H55V200H56ZM80 198H81V197H80ZM100 198H102V196H101ZM115 198H116V197H115ZM170 198H171L174 202L176 201V200H174L172 197H170ZM176 198H177V197H176ZM189 198H191V197H189ZM204 198H205V200L203 201V203H202V202H201V203H202V205L204 204V205H205L204 208H206V206L209 205V204L211 203V202L209 203V201H211V199L208 201V198H210V197H208V196L203 197V199H204ZM224 198H225V197H224ZM226 198H225V199H226ZM230 198H231V199H230ZM232 198H233V199H232ZM244 198H245V197H244ZM17 199H18V197H17ZM40 199L42 200L43 197H41ZM53 199H54V197H53ZM57 199H58V198H57ZM61 199H62V198H60V200H61ZM102 199H106V198H102ZM112 199H113V198H112ZM167 199H168V198H167ZM179 199H180V198H179ZM194 199H195V198H194ZM206 199H207V200H206ZM239 199H240V198H239ZM41 200H38L39 203H38L37 201H35V203L37 202L36 205H35L33 202H31V201H30V202L33 203V207H35V206L37 207V205L40 206L41 204H43V203L41 202ZM58 200H59V199H58ZM60 200H59V204L61 205ZM106 200H107V199H106ZM113 200L115 201V199H113ZM113 200H112V202H113ZM185 200H188V199L185 198L183 201H185ZM212 200H213V199H212ZM227 200H226V201H227ZM241 200H243V199H242V196H241L240 202H241ZM244 200H245V199H244ZM253 200H256V201H253ZM14 201H15V200H14ZM62 201H64V200H62ZM62 201H61V202H62ZM79 201H80V200H79ZM100 201H101V200H100ZM103 201H104V200H103ZM107 201H109V200H107ZM107 201H106V202H107ZM205 201H207V203H209V204L204 203ZM214 201H215V200H214ZM214 201H213V202H214ZM222 201H223V200H222ZM222 201H221V202H222ZM234 201H235V200H234ZM234 201H233V202H234ZM237 201H238V199L235 201V203H236ZM259 201H257V202H259ZM30 202H29V204H30ZM40 202H41V203H40ZM47 202H49V201H47ZM54 202H55V201H54ZM122 202H123V201H122ZM129 202H130V201H129ZM168 202H169V201H168ZM177 202H178V201H177ZM177 202H176V203H177ZM195 202H196V200H195ZM195 202H194V207L191 208L190 210H192V209L195 208V205H196V203L198 202V200H197L196 203H195ZM218 202L220 203V198H218L217 202L215 201V203H218ZM227 202H228V201H227ZM227 202H224V207H225L227 204H228V205H227L228 207H229V205L232 204V203H229V202L227 203ZM247 202H248V201H247ZM55 203H56V202H55ZM62 203H63V202H62ZM116 203H117V202H116ZM182 203H184V202H182ZM225 203H226V204H225ZM56 204H57V203H56ZM127 204H128V203H127ZM243 204H245V203H242V205H243ZM246 204H247V203H246ZM255 204H253V205H255ZM31 205H32V204H31ZM46 205H47V203H46ZM48 205H49V204H48ZM57 205H58V204H57ZM65 205H66V204H65ZM117 205H118V204H117ZM130 205H131V204H130ZM200 205H201V204H200ZM200 205H199V206H200ZM202 205H201V206H202ZM219 205L221 206V205H223V203H221V204H219ZM235 205H237V204H235ZM256 205H257V204H256ZM12 206H13V205H12ZM28 206H30V205H28ZM199 206H198L197 208H199ZM231 206L234 207L233 205H231ZM237 206H238V205H237ZM250 206H251V205H250ZM22 207H23V206H22ZM40 207H41V206H40ZM40 207H39V208H40ZM62 207H63V206H62ZM66 207H67V209H69L68 207H70V206L67 205ZM100 207H101V206H100ZM121 207H122V206H121ZM177 207H178V206H177ZM186 207H187V206H186ZM207 207H208V206H207ZM209 207H213V206H209ZM209 207H208V209H209ZM243 207H244V206H243ZM19 208H20V207H19ZM25 208H26V207H25ZM30 208H32V206H31ZM37 208H38V207H37ZM39 208L36 209V210H34V214L30 212V213H31L30 216H31L32 218H33L34 216H36V215H35V212H37L38 216H40V218H41L42 214H39V213H40ZM76 208H77V207H76ZM122 208L125 209L124 206H123ZM137 208H139V207H137ZM204 208L202 207L201 209H199L198 212L200 213V211L202 210L201 213H203ZM213 208H214V207H213ZM213 208H211V209H209V210H211V211H212V210H215L217 207H215V209H213ZM229 208H230V207H229ZM236 208H237V207H236ZM245 208H246V210L249 212V213H248L249 215H247V214L245 215V213H243V211H245V209H243L242 213L244 214V216L251 217L253 214L250 213L249 208H247V207H245ZM259 208H260V207H259ZM23 209H24V208H23ZM32 209H33V208H32ZM41 209H42V208H41ZM47 209H48V208H47ZM49 209H50V206H49ZM59 209H61V207H60ZM72 209H73V208H72ZM91 209H92V208H91ZM134 209H136V208H134ZM222 209H223V207H222ZM226 209H228V208L226 207ZM232 209H233V208H232ZM237 209H242V207H241V208L239 207V208H237ZM26 210H27V209H26ZM37 210H38V211H37ZM74 210H75V209H74ZM125 210L127 211V208H126ZM128 210H129V209H128ZM190 210H189V211H190ZM216 210H217V209H216ZM216 210H215V211H216ZM218 210H221V209H218ZM228 210H229V209H228ZM228 210H226V211L228 212ZM61 211H62V210H61ZM80 211H81V210H80ZM131 211H132V210H131ZM215 211H214V212H215ZM231 211H232V210H231ZM236 211H237V214H240V213L238 212V210H236ZM239 211H240V210H239ZM9 212H10V210H9ZM22 212H23V211H22ZM28 212H29V210H28ZM46 212H47V211H45V213H46ZM50 212H51V210H50ZM65 212H66V211H65ZM69 212H72V211L69 210ZM93 212H94V211H93ZM93 212H92V214H93ZM98 212H99V211H98ZM104 212H105V211H104ZM196 212H197V211H196ZM198 212H197V213H198ZM209 212H210V211H209ZM209 212H208V214H209ZM224 212H225V211H224ZM224 212H223V215H227L226 212H225V213H224ZM45 213L43 212V215H44ZM76 213H77V212L74 213V211H73L72 214L77 215ZM101 213H102V212H101ZM137 213H138V209H136V214H135V212H134L133 214H131V212L128 211V214H131V216H133L134 214H135V216H137V215L140 214V213H138V214H137ZM143 213H144V212H143ZM194 213H195V212H194ZM199 213L197 214V216L200 215ZM220 213L222 214L221 211H220ZM10 214H11V213H10ZM24 214H25V213H24ZM46 214H47V213H46ZM46 214H45V215H46ZM49 214H50V213H49ZM178 214H179V212H178ZM208 214H207V215H208ZM221 214H220V215H221ZM230 214H231V213H230ZM66 215H69V214L67 213ZM74 215H71V216L75 217ZM78 215H79V213H78ZM83 215H85V214L83 213ZM98 215H99V217L101 216V214H97V216H94V214H93V216L96 217L97 220L99 219V220H98V223L95 221L97 224L95 223L94 225H98V224L100 225V224H101L100 226L102 227V224L104 223L105 220L103 219V222H102V221H101L102 216L99 218ZM140 215H141V214H140ZM195 215H196V213H195ZM211 215H213V213H212ZM228 215H229V213H228ZM233 215H234V212H233ZM233 215H232V216H233ZM81 216H82V215H81V213H80V216H76V218H78V217L81 218ZM85 216H86V215H85ZM89 216H90V217H89ZM131 216H130V217H131ZM135 216H133V217H135ZM141 216H142V215H141ZM141 216H140V217H141ZM147 216H148V215H147ZM147 216H146V217H147ZM229 216H230V215H229ZM236 216H237V215H236ZM241 216H242V215H238L237 217L241 218ZM244 216H242V218H243ZM13 217H14V216H13ZM20 217H21V216H20ZM69 217H70V216H68V218H69ZM88 217H89V218H92L91 215H89V214H88ZM103 217H104V216H103ZM107 217H108V216H107ZM133 217H132V218H133ZM138 217H139V216H138ZM140 217H139V218H140ZM213 217H214V219L216 218V216H214V215H213ZM222 217H225V216H222ZM234 217H235V216H234ZM237 217H236V218H237ZM248 217H247V218H248ZM10 218H11V217H10ZM26 218H27V217H26ZM29 218H30V217H29ZM38 218H39V217H38ZM70 218H71V217H70ZM82 218H83V217H82ZM86 218H87V217H86ZM89 218H88V219H89ZM108 218H109V217H108ZM199 218H200V216H199ZM211 218H212V217H211ZM217 218H218V217H217ZM227 218H228V216L225 218V221H226V222L229 221ZM232 218H233V217H232ZM251 218H252V217H251ZM20 219H21V218H20ZM20 219H19V220H20ZM22 219H24V217H23ZM22 219H21V220H22ZM41 219H42V218H41ZM41 219H40L39 221H42ZM135 219H136V218H135ZM137 219H138V218H137ZM137 219H136V220H137ZM197 219H198V218H197ZM201 219H202V218H201ZM205 219L208 220L209 218H205ZM220 219H221V216H220V218H218V219L216 220L217 223H219V222L222 220V219H221V220H220ZM229 219H230V218H229ZM237 219H238V218H237ZM237 219L235 220V222L233 221L235 224L232 222V225H233V224H234V225L238 224V225H237L238 228H236V226H235V227H232V228H236L234 231L230 228L229 224H228V226H229L230 229H228L227 226L224 227L225 225H224L223 223H222L223 225L221 226L222 228H220L219 224H218V225L216 224V225L218 226V227H217V226H216V227L219 228V229H218V230L213 229V234H214V237L216 238V241L219 240L220 243H221L222 241L224 242V240H223V239H224V235H225V233H224V229H226V231L228 230L226 234H230L229 236H230V238L233 240V242L231 241V242H232V243L230 244L231 246L229 245V247H231V248H230L229 250H227V251L221 250V252L224 251L223 254L226 252V255L224 254V256H221V257H225V256L228 257V258L225 257V260H227L226 263H219V262H218L219 259L217 260L216 258H214L215 256H214V257H211V256H210L211 259L213 258V260H211L212 262H213L214 260H215V261L217 260V261L214 262V263L211 262V264H252V262H254V261H255V262H258V264H264V248H262V247H260V246H257V245L253 242L252 238H251V240L248 239L249 237L247 238V237H246L247 235H246L244 232H242V233H244V234H242V233H241V235L239 234V233L241 232V230H244V229H245V226H243L244 224H243L242 222H243V221L246 222V219H245V220H242L241 223L238 222ZM7 220H8V219H7ZM16 220H17V218H16ZM34 220H36V222H38V221H37L38 219H36L35 217H34L33 221H34ZM45 220H46V219H45ZM75 220H77V219H75ZM75 220H74V221H75ZM90 220H92V219H90ZM132 220H133V219H132ZM147 220H148V219H147ZM198 220H199V219H198ZM206 220H205V221H206ZM218 220H219V221H218ZM251 220H252V219H251ZM23 221H25V220H23ZM47 221H49V220H47ZM69 221H70V220H69ZM79 221H80V220H77L76 222L79 224V226H81V225H80V222H81L82 220H81L80 222H79ZM86 221H87V219H86ZM100 221H101V223H100ZM106 221H107V220H106ZM201 221H202V220H201ZM216 221H215V222H216ZM252 221H253V220H252ZM17 222H18V220H17ZM20 222H22V221H20ZM28 222H29V219H28ZM30 222H32V221H30ZM34 222H35V221H34ZM36 222H35V223H36ZM45 222H46V221H45ZM56 222H57V221H55V223H56ZM70 222H71V221H70ZM70 222H69V223H70ZM83 222H85V221H83ZM87 222H89V221H87ZM109 222H110V225H111L112 227H111V226H109V227L107 226V224L109 225ZM109 222H108V223L106 222V223H105L106 225H103V229H104V230L106 229V228H105L106 226L108 227L107 229H109V230H107V231H111V232L115 231L116 229H118V230L120 231V230H122V229L124 228V226H123V228H115V223H113V222H111V221H109ZM114 222H116V221H114ZM189 222H190V221H189ZM245 222H244V223H245ZM14 223H15V222H14ZM22 223H23V222H22ZM35 223H33L31 227H29V225H30V224H29V225L27 226V228L32 229L33 225H40V224H38L39 222H38L37 224H35ZM41 223H42V222H41ZM77 223H76V224H77ZM111 223H113L114 225L111 224ZM227 223H229V222H227ZM227 223H225V224H227ZM249 223H250V222H249ZM252 223H253V222H252ZM255 223H256V222H255ZM9 224H10V222H9ZM47 224H48V223H47ZM72 224H73V222H72ZM72 224H71V226H72ZM74 224H75V223H74ZM74 224H73V226H72V228H71L73 231H75L76 228H77V233H78V234H79L80 231L83 232V233L80 232L79 235L82 236V234H85V233H84V230H82V229H84V227H83L82 229H81V228L79 229V227H78L76 224H75V225H74ZM85 224H87V223L85 222ZM120 224H121V223H120ZM200 224H201V223H200ZM10 225H11V224H10ZM22 225H25V224H22ZM26 225H27V224H26ZM26 225H25V226H26ZM41 225H43V223H42ZM44 225H46V223H44ZM54 225H55V224H54ZM57 225H58V224H57ZM67 225H68V220H67ZM89 225H90V222H89ZM91 225H92V224H91ZM94 225H93V227H94ZM99 225H98V226H99ZM201 225H204V224H201ZM212 225H213V224H212ZM245 225H246V223H245ZM248 225H249V224H248ZM253 225H254V224H253ZM256 225H257V223H256ZM59 226H60V225H59ZM75 226H77V227H75ZM84 226H85V225H84ZM100 226H99V227H100ZM104 226H105V227H104ZM113 226H114V227H113ZM239 226H242L243 229L240 228ZM254 226H255V225H254ZM47 227H49V226H46V228H47ZM67 227L69 228V226H67ZM81 227H82V226H81ZM85 227H87V226H85ZM110 227H111L112 229L114 228L115 230H114V229H113V231L110 230V229H111ZM118 227H119V226H118ZM128 227H129V225H128ZM131 227H132V226L130 225L129 230L125 227L128 231H126V229L124 230V231H126L127 233L125 232V235H123V233H122V235H123V236H122V239L119 238V236H120L121 234H120V235L118 234V236H116L115 238H116L117 240L121 239L122 242H121V241H120V242H121L122 244H124V245H125V243H126L127 241H129L130 239H132V240H130V241H133V240H134V236H135L136 234L133 233V232L131 231ZM193 227H194V226H193ZM249 227H250V225H249ZM251 227H252V226H251ZM251 227H250V228H251ZM258 227H259V226H258ZM5 228H7V227L5 226ZM22 228H23V227H22ZM24 228H25V227H24ZM27 228H26V229H27ZM36 228H37V226H36ZM38 228H39V227H38ZM38 228H37V229H38ZM40 228H41V226H40ZM68 228H67V229H68ZM87 228L89 229V227H87ZM91 228H92V227H90V229H91ZM94 228H95V227H94ZM94 228H93V229H94ZM194 228H195V227H194ZM250 228H249V229H250ZM255 228H256V227H255ZM2 229H3V226H2ZM29 229H28V230H29ZM44 229H45V226H44ZM44 229H40V231H42L41 234H42L45 230H47V229H45V230H44ZM67 229H66V230H67ZM71 229H70V230H71ZM200 229H201V228H199V230H198V231H199V233H198V237H199V235H201V234L203 235V233H204L203 230L201 229V231H200ZM238 229H241V230L238 231ZM257 229H258V228H257ZM257 229H256V231H257ZM3 230H4V229H3ZM11 230H14V229H11ZM35 230H36V229H35ZM38 230H39V229H38ZM55 230H56V228H55ZM96 230H97V229H96ZM231 230H232V231H231ZM236 230H237V231H236ZM250 230H251V229H250ZM250 230H248V231H250ZM252 230H253V229H252ZM259 230H260V229H259ZM259 230H258V232H259ZM261 230H262V229H261ZM22 231H24V230L22 229ZM36 231H37V230H36ZM48 231L51 232V229H50V230L48 229L47 231H45L46 233L44 232V234H45V235H43V237H44V242H45V240H46V238H47V237H46V234L49 236V233H47ZM53 231H54V230H53ZM53 231H52V235H50V237L53 236L54 234H56V232H55V231L53 232ZM58 231H59V230H58ZM60 231H61V232L63 231V232H62V235H63V237L65 238L67 235L65 234L64 229H63V230H60ZM60 231H59V232H60ZM78 231H79V232H78ZM98 231H99V230H98ZM105 231H106V230H105ZM107 231H106V232H107ZM122 231H123V230H122ZM124 231H123V232H124ZM130 231H131V233L133 234L132 237H129L130 234H131ZM208 231L211 233L210 228H208ZM208 231H207V232H208ZM235 231H236L238 234H237ZM244 231H245V230H244ZM262 231H263V230H262ZM5 232H7V231L5 230ZM26 232H27V230H26ZM32 232H33V230H32ZM61 232H60V235L57 233V234L60 236V238L62 237ZM66 232H67V231H66ZM86 232H87V231H86ZM96 232H97V231H96ZM99 232H100V231H99ZM128 232H129L130 234H129ZM151 232H152V231H151ZM186 232H187V230H186ZM209 232H208V234H210ZM260 232H261V231H260ZM263 232H264V231H263ZM8 233H9V232H8ZM37 233L39 234V231H38ZM37 233H36V234H37ZM53 233H54V234H53ZM70 233H72V232L70 231ZM70 233H68V234H70ZM89 233H90V232H89ZM97 233H98V232H97ZM107 233H108V232H107ZM107 233H106V234H107ZM113 233H114V232H113ZM117 233H120V232H117ZM231 233H232V234H231ZM249 233H252V231L249 232ZM253 233H254V232H253ZM22 234H24V233H22ZM27 234H28V233H27ZM41 234H39V235H41ZM57 234H56V235H57ZM64 234H65V236H64ZM90 234H91V233H90ZM93 234H94V233H93ZM104 234H105V233H104ZM110 234H111V233H110ZM126 234H129V235L127 236ZM146 234H147V233H146ZM208 234H207V235H208ZM2 235H3V234H2ZM9 235H10V234H9ZM29 235H30V234H29ZM32 235H33V234H32ZM32 235H31V236H32ZM58 235H57V236H58ZM73 235L75 236V234H72V236H73ZM86 235H87V234H86ZM86 235H85V236H86ZM107 235H108V234H107ZM183 235H184V234H183ZM202 235H201V236H202ZM242 235H243L244 239H240V237L242 238ZM244 235H245V236H244ZM250 235H253V234H250ZM250 235H249V236H250ZM254 235H256V234H254ZM5 236H6V234H5ZM12 236H13V235H12ZM12 236H11V237H12ZM21 236H22V235H21ZM21 236L19 235V237H21ZM31 236H29V237H31ZM35 236H36V235H35ZM81 236H80V237H81ZM85 236H84V237H85ZM95 236H96V235H95ZM101 236H102V238L104 237V235H101ZM110 236H112V237H110ZM110 236L108 235V237L106 236V238H108V239L110 240V242H111V238H113V235H110ZM150 236L153 237V235H151V234H150ZM158 236L160 237V235L156 234V236H154V238L156 239ZM174 236H175V235H174ZM194 236H195V235H194ZM257 236H258V235H256V237H257ZM260 236L262 237L261 233H260ZM13 237H14V236H13ZM13 237L11 238V239H12L11 241H13ZM23 237H24V235L20 238V240H17V241L15 240V242H14V241H13V242H14V243H17V242L23 240ZM43 237H42V239H43ZM63 237L61 238L62 240H64ZM67 237H68V236H67ZM67 237H66V238H67ZM70 237H71V236H70ZM82 237H83V236H82ZM92 237H93V236H92ZM98 237H99V236H98ZM109 237H110V238H109ZM117 237H118L119 239H118ZM152 237H151L150 239H152ZM162 237H163V236H161V238H162ZM171 237H172V236H171ZM187 237H188V236L185 237V235H184V237H183L182 239L185 238V239L187 240ZM205 237H206V236H205ZM209 237H210L209 239H211L212 235H209ZM8 238H9V237H8ZM31 238H32V237H31ZM35 238H36V237H35ZM39 238H40V237H39ZM39 238H37V240H39ZM52 238H53V237H52ZM52 238H50V240H52ZM60 238H59V239H60ZM72 238H73V237H72ZM75 238H76V236H75ZM75 238H74V239H75ZM77 238H78V236H77ZM86 238H87V240H84V241H88L89 238H91V236H90V237L86 236ZM86 238H85V239H86ZM99 238H100V237H99ZM135 238H136V236H135ZM161 238H158V242H157L158 244L156 243V245H159V243H161V241H159V240H161ZM176 238H177V239H176ZM190 238H191V237H190ZM194 238H195V237H193V240H194V241H195V239H198V238H195V239H194ZM201 238H203V236H202ZM201 238H200V239H201ZM207 238H208V237H207ZM215 238H214V239H215ZM226 238H227V235H226L225 239H226ZM245 238H246V239H245ZM263 238H264V237H263ZM15 239H16V238H15ZM24 239H26V238L24 237ZM33 239H34V238H33ZM48 239H49V238H48ZM54 239H56V241L58 240V238H56L55 236H54ZM54 239H53V240H54ZM67 239H68V238H67ZM100 239H101V238H100ZM103 239H105V238H103ZM108 239H107V240H108ZM113 239H114V238H113ZM113 239H112V240H113ZM128 239H129V240H128ZM174 239L177 240V242H176V243L178 244L177 246H176V244L174 243V241H172V240H174ZM174 239H171V240H170V238H169V240L172 242V243L169 242V245H172L173 247H172V246L167 247V248H170V250H169V249L166 250L168 255H170V253L173 255V253H174L175 259H174V257H173V258L171 259V260H173V262H172L171 260H170V261H171L173 264H178V263H176V260H178V261H179L180 263H182V264H184V263H185V264L188 263L189 261L186 262V259H187V258H186V256L184 255V254H185V251L187 252V250H186L187 248L185 249V251L181 250V249L179 248V247H180V244H179L180 242H178V241H180V240H179V237L176 236ZM0 240H1V239H0ZM35 240H36V239H35ZM37 240H36V241H37ZM90 240H91V239H90ZM191 240H192V239H191ZM255 240H256V241H259V243H260V241H261V239L259 240L258 237H257V239L255 238ZM11 241H10V243H11ZM28 241H29V240H28ZM76 241H79V242H74L75 244L77 243L76 245H78V243L83 244V243H81L83 240L81 241L80 239H79V240L76 239ZM84 241H83V242H84ZM91 241H92V240H91ZM101 241L103 242V240H101ZM181 241L183 242V241H185V240H181ZM203 241H204V240H203ZM203 241H200V242L202 243ZM3 242H4V240H3ZM7 242H8V239H7ZM13 242H12V243H13ZM21 242H22V241H21ZM23 242H24V241H23ZM23 242H22V243L19 242L18 244H23V245L26 244V245H24V247H28V244L26 243L27 241H26L25 243H23ZM30 242H31V241H29V247H30V244H31ZM42 242H43V241H42ZM93 242H94V241H93ZM114 242H115V240H113V243H114ZM116 242H117V245H118L119 241H116ZM116 242H115V243H116ZM155 242H156V241H155ZM155 242H154V243H155ZM211 242L214 243L213 241H211ZM261 242H263V240H262ZM12 243H11V244H12ZM74 243H73V244H74ZM115 243H114V244H115ZM170 243H171V244H170ZM204 243H205V242H204ZM209 243H210V242H209ZM209 243H208V245H209ZM256 243H257V242H256ZM259 243H258V244H259ZM6 244L8 245V243H6ZM84 244H85V245H84V247H85L84 249H86L85 252L87 251V248L89 249V250H88L89 252L92 251L91 249H93V247H92L93 243H92V245H91V243H90V241H89V244H90L91 247H92V248L90 247L91 249H90L88 246H87V248H86V244H87V243H84ZM95 244H96V243H95ZM187 244H189V243L187 242ZM187 244H186V245H187ZM210 244H211V243H210ZM225 244H226V243H225ZM225 244H224V245H225ZM16 245H17V244H16ZM76 245H75V246H76ZM90 245H89V246H90ZM100 245H101V244H100ZM169 245H168V246H169ZM182 245L184 246L183 243H181V246H182ZM208 245H207V247H209ZM261 245H262V244H261ZM13 246H14V244H13ZM21 246H22V245H20V249H21ZM32 246H33V245H32ZM96 246H98V244H97ZM101 246H102V248H103V245H101ZM101 246H100V248H101ZM114 246H116V244H115ZM118 246H119V245H118ZM118 246H117V247H118ZM191 246H192V245H191ZM205 246H206V245H205ZM211 246H212V245H211ZM3 247H4V246H3ZM14 247H15V246H14ZM14 247H13V249H11V250L9 249V250H10L11 252L15 251L14 249H16V247H15V248H14ZM24 247L22 246V250H23V251L26 250V249H23ZM77 247H78V246H77ZM82 247H83V246H82ZM94 247H95V246H94ZM98 247H99V246H98ZM108 247H109V246H108ZM140 247H141V246H138V248H137L138 251H139ZM184 247H185V246H184ZM212 247H213V246H212ZM222 247H223V246H220L221 249H222ZM226 247H227V246H226ZM9 248H11V245H10V244H9ZM95 248H96V247H95ZM102 248H101V249H102ZM104 248H107V246H105ZM135 248H136V247H135ZM171 248H172V249L174 248V249L172 250ZM217 248L220 249L219 247H217ZM4 249H5V248H3V250H4ZM20 249H19V247H18V248L16 249V250H18L17 252L10 253L11 256L8 254V255H9V258H11V259H12V256L15 255V257L13 258L14 260H13V259H12V260H11V259H7L8 262H9V260H10V262H11V261L14 262V263L11 262V263H9V264H24V261H23V259H22V256L24 255L23 253H26L27 250H28L29 248H28L26 251H24V252L21 250V252H23V253H22V254H23L22 256H21V254H20ZM32 249H33V248H32ZM35 249H36V248H35ZM82 249H83V248H82ZM98 249H99V248H98ZM98 249H97V250H98ZM115 249H116V248H115ZM117 249H118V248H117ZM117 249H116V251H117ZM201 249H204V248L202 247ZM209 249H210V248H209ZM214 249H216V247H214ZM226 249H227V248H226ZM12 250H13V251H12ZM97 250H96V252H94L95 254H96L98 251L101 252L100 249H99L98 251H97ZM104 250H105V249H104ZM104 250H103V252H104ZM108 250L110 251L111 249H108ZM112 250H113V249H112ZM118 250H119V249H118ZM134 250H135V249H134ZM140 250H141V249H140ZM143 250H144V249H142L141 251L143 252ZM171 250L173 251V253L171 252ZM10 251H9V252H10ZM28 251H32V250H28ZM34 251H35V250H34ZM94 251H95V250H94ZM116 251H115V252H116ZM145 251H146V250H144V252H145ZM166 251H165V252H166ZM169 251H170V253H169ZM205 251H206V250H205ZM219 251H220V250H219ZM37 252H38V251H37ZM103 252H102V255H101V253H100V255H99V253H98L97 255H94V253L91 254L92 252H90V255H91V256L94 255L93 257H95V256H100V257L103 259V257H102V256H103ZM112 252H113V251H112ZM112 252H108L107 255L109 256V253L112 254ZM121 252H123V251H121ZM132 252H133V251H132ZM136 252H137V251H136ZM182 252H183V253H182ZM192 252H193V251H192ZM199 252H200V251H198V253H199ZM209 252H210V251H209ZM1 253H2V252H1ZM15 253H16V254H15ZM30 253H33V252H30ZM87 253H88V252H87ZM87 253H86V254H87ZM117 253H118V252H117ZM119 253H120V252H119ZM13 254H14V255H13ZM33 254H34V253H33ZM33 254H32V256H34L33 258L35 259V256L37 257V255H33ZM38 254H39V253H38ZM114 254H115V253H114ZM114 254H113V256H114ZM120 254L122 255L123 253H120ZM134 254H135V253H134ZM146 254H147V253H146ZM188 254H189V253H188ZM188 254H187V255H188ZM200 254H201V253H200ZM208 254H209V253H208ZM26 255H27V254H26ZM84 255H85V254H84ZM116 255H117V254H116ZM190 255H191V254H189V256H187V257L190 258ZM194 255H198V254L195 253ZM213 255H214V254H213ZM217 255H218V254H217ZM79 256H80V255H79ZM88 256H89V255H88ZM91 256H89V257H91ZM104 256H105V252H104ZM111 256H112V255H111ZM113 256H112V257H113ZM126 256H128V255H126ZM134 256H135V255H134ZM139 256H141V255L139 254ZM143 256H144V255H143V253H142L141 258H142ZM152 256H153V255H152ZM38 257L40 258L39 255H38ZM82 257H83V256H82ZM93 257H91V258H93ZM100 257H99V258H100ZM105 257H106V256H105ZM112 257H111V259H112ZM117 257L121 258L120 255L117 256ZM117 257H116V258H117ZM136 257H138V254H137ZM147 257H150V258H148V260L151 259V255H148V254H147ZM191 257H192V256H191ZM196 257H198V256H196ZM196 257H194V258H196ZM206 257L208 258L209 256L207 255ZM216 257H218V256H216ZM6 258H7V257H6ZM24 258H25V257H24ZM30 258H31V257H30ZM60 258H61V257H60ZM83 258H84V257H83ZM96 258H97V257H95L94 260H95ZM108 258H110V257H108ZM116 258H114V259H116ZM119 258H118V259H119ZM122 258H123V257H122ZM144 258H145V257H143V260H144ZM176 258H177V259H176ZM27 259H28V255H27ZM34 259H33V260H34ZM37 259H38V258H37ZM87 259H88V258H87ZM105 259H106V261H108L107 257H106ZM114 259H112V260H114ZM118 259H117V260H118ZM125 259H126V258H125ZM137 259H138V261H140L139 264H142L143 261L139 260V258H137ZM152 259H153V258H152ZM152 259H151V260H152ZM165 259L168 260V258H165ZM169 259H170V257H169ZM196 259H197V258H196ZM201 259H202V258H201ZM204 259L206 260L205 256H204L203 260H204ZM223 259H224V258H223ZM7 260H6V261H7ZM89 260H90V259H89ZM96 260H97V259H96ZM98 260H100V259H98ZM120 260H122V259H120ZM120 260L117 261V262H119V264H120ZM151 260H150V262H151L152 264H158V262L156 263V262L151 261ZM188 260H190V264H191L193 261L197 262L198 260H200V258L198 257V260H194V259H192V258H190V259H188ZM205 260H204V263H205ZM26 261H27V260H26ZM29 261H30V260H29ZM34 261H36V260H34ZM72 261H73V260H72ZM101 261H102V260H101ZM103 261H104V259H103ZM103 261H102V262H103ZM145 261H147L146 258H145ZM163 261H164V260H163ZM168 261H169V260H168ZM168 261H164V263H166V262H168ZM219 261H220V260H219ZM30 262H31V261H30ZM39 262H40V264H42V263H41V262H42L41 259H38L37 263H39ZM94 262H96V261H94ZM97 262H98V261H97ZM102 262H99V264L102 263ZM112 262H113V261H112ZM153 262H154V263H153ZM174 262H175V263H174ZM206 262H207V261H206ZM34 263H35V262H34ZM105 263H106V262H105ZM107 263H108V262H107ZM110 263H111V261H110ZM110 263H108V264H110ZM115 263H116V262H115ZM115 263H114V264H115ZM151 263H150V264H151ZM197 263H198V262H197ZM197 263H192V264H197ZM201 263H202V262H201ZM208 263L210 264L209 261H208ZM7 264H8V263H7ZM81 264H82V262H81ZM112 264H113V263H112ZM116 264H118V263H116ZM166 264H167V263H166ZM198 264H199V263H198ZM255 264H256V263H255Z\"/></svg>", "mask_w": 264, "mask_h": 264}]
</instances>
